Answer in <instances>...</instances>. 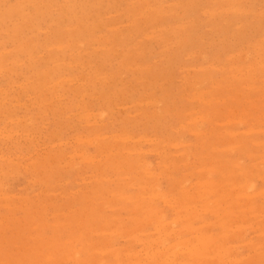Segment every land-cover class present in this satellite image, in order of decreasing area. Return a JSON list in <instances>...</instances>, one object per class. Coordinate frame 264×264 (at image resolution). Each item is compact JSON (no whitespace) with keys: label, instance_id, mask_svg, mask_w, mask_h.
<instances>
[{"label":"rangeland","instance_id":"374dc122","mask_svg":"<svg viewBox=\"0 0 264 264\" xmlns=\"http://www.w3.org/2000/svg\"><path fill=\"white\" fill-rule=\"evenodd\" d=\"M43 1V2H42ZM72 1V2H71ZM91 1H92V3H91ZM116 0H51V2L49 1V0H0V45L2 46H0L1 48H0V166H4V168H0L1 170H0V173H4L3 174V176L6 174H8V176H4V178H3V176H1L2 174H0V186H2L1 188H2V190L0 189V196H2V195H7V196H2V200H0V216H1V218H0V233L2 234L3 233V236H4V238L2 237V235L0 234V239H1V237H2V240H0V261H4V263L6 264L7 263V261L6 260H9V259H11V260H9V261H12V262H8L9 264H33L32 262H34V264H47L48 262H49V264H66V261H67V264L69 263V264H81V262H82V264L84 263L83 261H88V262H85V264H89V262L91 263V264H100V259H101V257H102V259H107V256H108V260H105L106 261V263L108 264H111L112 262V264H115V262L117 263V264H124L125 262H126V264H127V262L129 261H133V258H134V260H136L137 262H135V261H131L130 263L131 264H152L153 262L154 263H156V261H155V259H156V256H157V262L160 264V262H161V260L160 259H162V261H163V263H161V264H169V262H170V260L172 261V263L171 264H194V262H195V264H198V261L197 260H195L194 258H195V256H194V254L196 253V251H198L199 249L201 250L202 248L200 247V244L199 243H201L202 241H203V239H205V240H210V238L213 236L214 237V235H215V239L217 240H219V241H221L222 243L220 244V242L219 241H217V245H215V244H213V245H215V246H218L217 247V249L215 250V246H212V248H211V251L212 252H210L211 253V255H214V254H216L215 256H214V258L215 259H217V260H214V258H213V256L211 257V259H212V261L214 260V261H216V262H213L214 264H237V263H239V264H261V262L259 261L264 255V251H263V247H260V245L261 244H263L264 242V228H263V226H264V223H263V220L262 219H264V208L262 209V206L264 207V180H261L262 178L261 177H263L264 178V167H262V166H264V162L262 161V160H264V146H261L262 145V143H264V134L262 133V132H264V116H263V113H264V90L262 89V87L264 88V69H263V67H264V55H263V51H264V0H239V2H238V0H215V3L213 2L214 0H193V2H192V0L190 1V0H146L149 4H150V7H149V4H145V0H138V1H140L139 3H138V1L136 0V2H135V0H123V1H121V0H117L116 2H115ZM160 1H162V2H160ZM180 3H179V2ZM187 1V2H186ZM188 1H189V3H188ZM195 1V2H194ZM198 1V2H197ZM211 1V2H210ZM224 4H222L221 2ZM233 3H232V2ZM234 1H236V2H234ZM243 1V2H242ZM246 1V2H245ZM254 1H255V3H254ZM16 2V3H15ZM34 2H35V4H34ZM42 2V3H41ZM57 2V3H56ZM102 2V3H101ZM109 2V3H108ZM133 2V3H132ZM135 2V3H134ZM144 4H143V3ZM160 2V3H159ZM164 2V3H163ZM197 2V3H196ZM251 2V3H250ZM54 3V4H53ZM66 3V4H65ZM86 3H88V4H86ZM93 4L92 6H91V8H89L90 7V4ZM103 5H101V4ZM114 3H115V5H116V7H115V5H114ZM117 3H118V5H117ZM156 3V4H155ZM158 3V4H157ZM171 3V4H170ZM174 5H173V4ZM186 3H187V5H186ZM191 3V4H190ZM196 3V4H195ZM198 3H200L199 5H197ZM228 4V6L226 5V4ZM241 3V5H238V4H240ZM244 3V4H243ZM249 3V4H248ZM12 4V5H11ZM20 4H21V8H20ZM42 4V5H41ZM52 4L54 5V6H52ZM84 4H86V5H84ZM96 4H98V5H96ZM99 4H100V8L98 7L99 6ZM136 4H138V7H139V9H137L138 7L136 6ZM143 4V5H142ZM151 4H152V6H151ZM168 4H170V5H168ZM181 4L184 6H181ZM205 4V5H204ZM221 4V5H220ZM57 5V6H56ZM63 6V11H60V10H62V6ZM106 5V6H105ZM113 6V7H111V6ZM132 5H135L136 7H133ZM140 5V6H139ZM146 5V6H145ZM147 5H148V7H147ZM159 5H161V7L159 6ZM162 5H163V7H162ZM167 5V7H166V9H165V6ZM174 6L173 8H172V6ZM177 5H178V7H177ZM190 5V6H189ZM197 5V6H196ZM212 6V8H211V6ZM214 5V6H213ZM218 5V6H217ZM230 5H232V6H230ZM254 5V6H253ZM49 6V7H48ZM52 6V7H51ZM85 6H87V7H85ZM158 6V7H157ZM176 6V7H175ZM179 6H181V7H179ZM186 6H188L189 8L187 9V7ZM217 6V7H216ZM226 6V7H225ZM235 6H237V8H238V10H236L235 9ZM239 6V7H238ZM241 6H243V7H241ZM246 6V7H245ZM249 6V7H248ZM26 7V8H25ZM31 7V8H30ZM34 9H33V8ZM55 8V10H54V8ZM57 7V8H56ZM61 7V8H60ZM72 7V8H71ZM75 7V8H74ZM85 7V8H84ZM104 9H103V8ZM118 7H121V8H118ZM128 7V8H127ZM146 7V8H145ZM192 7V8H191ZM197 7V9H195ZM220 7V8H219ZM229 7V8H228ZM252 7V8H251ZM255 7V8H254ZM24 8V9H23ZM30 8V9H29ZM53 8V9H52ZM65 8V9H64ZM87 8V9H86ZM93 8V9H92ZM98 8V9H97ZM117 8V9H116ZM140 8H141V12H139L140 11ZM146 10H145V9ZM154 8H155V10H154ZM159 8V9H158ZM161 8H162V11H161ZM171 8H172V10H171ZM185 8V10H183ZM191 8V9H190ZM209 8H211V9H209ZM219 8V9H218ZM225 8V9H224ZM229 9V11H231V12H229L228 11V9ZM232 10H231V9ZM234 8V9H233ZM241 10H240V9ZM242 8H244V9H242ZM251 8L252 10L254 9H256L255 10V13H254V11H251V10H249V9ZM2 9V10H1ZM37 9V10H36ZM51 9V10H50ZM73 9H75V10H73ZM82 9V10H81ZM85 10V12H84V10ZM90 9V10H89ZM91 9H92V11H91ZM110 9V10H109ZM115 9V10H114ZM130 9V10H129ZM137 11H136V10ZM143 9V10H142ZM149 9V10H148ZM152 9V11H150ZM164 9L166 10L165 12H164ZM180 9V10H179ZM182 9V10H181ZM192 9H195V10H192ZM213 9H215V10H213ZM217 9V10H216ZM221 9H224V10H221ZM246 9V10H245ZM9 10H10V12H9ZM95 10H97L96 12H95ZM99 10V11H98ZM125 10V11H124ZM131 10H132V14L133 13H137V14H133L132 16L130 15L129 16V14H131ZM139 10V11H138ZM145 10V11H144ZM168 10V11H167ZM188 10V11H187ZM212 11V14H214V13H217L218 15H219V17H218V15L216 16L215 14L214 15H212L211 14V11ZM219 10H221V11H219ZM226 10H227V12L228 13H226ZM234 10H236V11H234ZM241 11V12H238V11ZM247 11L246 13H245V11ZM60 11V12H59ZM66 11V12H65ZM81 11H83V12H81ZM88 11V12H87ZM129 11V12H128ZM155 11H157V12H155ZM159 11H161L160 13H159ZM174 13H173V12ZM183 11H185L186 13H184ZM215 11V12H214ZM217 11V12H216ZM15 12H17V14H15ZM34 14H33V13ZM36 12V13H35ZM44 12V13H43ZM56 12H59L58 14L56 13ZM87 12V13H86ZM94 12V13H93ZM102 12V13H101ZM120 12V13H119ZM125 12V14H124V16H126V17H124L123 16V13ZM144 14H143V13ZM152 12V13H151ZM177 12H179L178 13V15H177ZM182 12L184 13V14H182ZM190 12V13H189ZM205 12V15L203 14ZM232 12H235V13H232ZM250 12V13H249ZM258 12V13H257ZM261 12H262V14L263 15H261ZM56 13V14H55ZM69 13V14H68ZM84 13H86L85 15H84ZM91 13H92V15H91ZM99 13V14H98ZM101 13V14H100ZM149 13H151V15L150 16H148L149 15ZM153 13H154V15H153ZM165 13V14H164ZM189 13V14H188ZM207 13V14H206ZM240 13V14H239ZM245 13V14H244ZM249 15H248V14ZM12 14V15H11ZM23 14V15H22ZM32 14V15H31ZM45 14V15H44ZM114 14H116V15H114ZM143 16H142V15ZM146 14H148L147 16H146ZM157 14H159V15H157ZM162 16H161V15ZM182 14V15H181ZM185 14H186V19L184 18L185 17ZM189 15V18H188V15ZM196 14H197V16H196ZM210 14V15H209ZM220 14H222L221 16H220ZM226 14H227V16H226ZM235 14H237V15H235ZM34 15V16H33ZM91 15V16H90ZM114 15V16H113ZM121 15H122V17H121ZM141 15V16H140ZM169 15V16H168ZM176 15H177V18H175L176 17ZM179 15H181V17H179ZM184 15V16H183ZM199 15H201V17H199ZM208 15V16H207ZM230 15H232V19H231V16ZM235 15V16H234ZM244 15V16H243ZM246 15H248V16H246ZM19 16V17H18ZM44 16H45V18H44ZM65 16V17H64ZM80 18H79V17ZM89 16V17H88ZM109 16V17H108ZM129 16V17H128ZM145 16V17H144ZM153 16V17H152ZM156 16H158V17H156ZM161 16V17H160ZM165 16V17H164ZM170 16H172L171 18H170ZM175 16V17H174ZM195 18H194V17ZM226 16V17H225ZM237 16V17H236ZM244 18H243V17ZM260 16V17H259ZM263 17V19H261L262 17ZM29 17V18H28ZM31 17H32V21H31ZM34 17V18H33ZM36 17V18H35ZM49 17H51V20H50V18ZM86 17V18H85ZM104 17V18H103ZM118 17V18H117ZM128 17V18H127ZM136 17V18H135ZM138 17V18H137ZM144 17V18H143ZM149 19H147V18ZM150 17V18H149ZM168 17V18H167ZM210 17H211V20H210ZM215 17V18H214ZM219 19H218V18ZM19 18V19H18ZM58 18H60V19H58ZM62 18V19H61ZM64 18V19H63ZM117 18V19H116ZM133 18V19H132ZM152 18V19H151ZM160 18H162V19H160ZM197 18H200V19H197ZM230 18V19H229ZM235 18V20H233ZM242 18V19H241ZM259 18V19H258ZM29 19V20H28ZM33 19H35V20H33ZM67 19V20H66ZM69 19V20H68ZM90 19V20H89ZM100 19V20H99ZM113 19V20H112ZM123 19H125V20H123ZM135 19V20H134ZM144 19H145V21H144ZM151 19V20H150ZM174 19V20H173ZM179 19V20H178ZM181 19V20H180ZM215 19H217V20H215ZM64 20V23L66 22V25L62 22V21ZM136 20H138V21H136ZM141 20H143V21H141ZM146 20H148V21H146ZM154 20H156L157 21V24L155 25V21ZM159 20H161V21H159ZM165 20V21H164ZM176 20H178V21H176ZM191 20V21H190ZM196 20V21H195ZM209 20V21H208ZM215 20V21H214ZM220 22H219V21ZM226 20V21H225ZM229 20V21H228ZM241 20V21H240ZM257 20V21H256ZM62 23H61V22ZM90 21V22H89ZM114 21H116L117 22V24L114 22ZM164 21V22H163ZM169 21V22H168ZM185 21H187L186 23H185ZM192 21H194L193 22V24L196 22L197 23V21H198V23L196 24H194V27H193V24H192ZM200 21V22H199ZM206 21V22H205ZM209 23H208V22ZM225 21V22H224ZM231 21V22H230ZM261 21H263V23L261 22ZM24 22V23H23ZM41 22H42V24H41ZM60 24H59V23ZM76 22V23H75ZM94 22V23H93ZM107 22H109V23H107ZM137 22V23H136ZM140 24H139V23ZM149 24H148V23ZM160 22H163V24L161 23L160 24ZM166 22H167V24H166ZM190 22H191V24H190ZM201 22H204L205 24H206V26L205 25H203L204 23H202L201 24ZM215 22H218L217 24L215 23ZM253 22V23H252ZM48 23V24H47ZM80 23V24H79ZM84 23V24H83ZM135 23V25H137V26H135V25H133ZM141 23H143V24H141ZM145 23H147V25H144ZM160 24V26H159V24ZM213 23V24H212ZM226 23V24H225ZM237 23V24H236ZM246 23V24H245ZM258 23V24H257ZM55 24H57V25H55ZM79 24V25H78ZM90 24V25H89ZM105 24V25H104ZM107 24H110L109 26L107 25ZM127 24V25H126ZM139 24V25H138ZM166 24V25H165ZM179 24V26H181L180 28H183V30L182 31H179L178 32V30L180 29L179 27H177V25ZM184 24V25H183ZM186 24H188V26L186 25ZM201 24V25H200ZM223 24V25H222ZM230 24H232V26H229ZM257 24V25H256ZM261 24V25H260ZM15 25V26H14ZM29 25V26H28ZM37 25V26H36ZM59 25H60V27H59ZM96 25V26H95ZM98 25L100 26V27H98ZM104 25V26H103ZM122 25H123V29H121L122 28ZM153 25H155V26H153ZM168 25V26H167ZM174 25H176V27L174 26ZM185 25H186V29H185ZM214 25V26H213ZM216 25H218V26H222V28H221V26H220V28L219 27H217ZM228 25V26H227ZM234 25V26H233ZM16 26L18 27V28H16ZM20 26V27H19ZM65 26H66V28H67V30L65 29ZM76 26V27H75ZM133 26V27H132ZM139 26V27H138ZM149 26H150V28H149ZM156 26H158V27H156ZM164 26V27H163ZM166 26V27H165ZM193 28H192V27ZM197 26V27H196ZM259 26V27H258ZM22 27V28H21ZM25 27V28H24ZM27 27V28H26ZM48 27V28H47ZM64 27V28H63ZM68 27H69V29H68ZM72 27L74 28V29H72ZM81 27V28H80ZM98 27V28H97ZM117 27V28H116ZM119 27V28H118ZM141 27V28H140ZM143 27V28H142ZM167 27H169V28H167ZM203 27V28H202ZM211 27V28H210ZM50 28V29H49ZM70 28L73 30H70ZM101 28V29H100ZM108 28V29H107ZM112 28L114 29V31L112 30ZM128 30H127V29ZM135 28H137V29H135ZM145 28V29H144ZM158 28H159V30H158ZM160 28H162V29H160ZM163 28H165V29H163ZM170 28H172L171 30H170ZM174 28V29H173ZM177 28V29H176ZM189 28H192V29H189ZM206 28H208V29H206ZM227 28V29H226ZM228 28H229V30H228ZM231 28L233 29V30H231ZM17 29H18V31H17ZM48 31H47V30ZM86 29V30H85ZM100 29V30H99ZM103 29V30H102ZM107 29V30H106ZM110 29V30H109ZM119 29V30H118ZM121 29V30H120ZM130 29H132V31L130 30ZM144 30V31H146V32H144V31H140V30ZM189 29V30H188ZM202 29H204V30H202ZM206 29V30H205ZM211 29H212V31H211ZM220 29V30H219ZM221 29H222V31H221ZM224 29H226V30H224ZM21 30V31H20ZM25 30V31H24ZM45 30V31H44ZM75 30V31H74ZM102 30V31H101ZM112 30V31H111ZM123 30V31H122ZM126 30V31H125ZM150 30H155V31H151L150 32ZM166 30H168V31H166ZM176 30V31H175ZM181 30V29H180ZM185 30V31H184ZM192 30V31H191ZM229 32H228V31ZM259 30V31H258ZM9 31V32H8ZM66 31V32H65ZM119 31V32H118ZM122 31V32H121ZM128 31H129V33H128ZM161 31V32H160ZM171 31H174V32H171ZM188 31H190L189 33H188ZM208 31V32H207ZM214 31V32H213ZM224 31V32H223ZM239 31V32H238ZM258 31V32H257ZM263 31V32H262ZM8 32V33H7ZM19 32V33H18ZM53 32V33H52ZM64 32V33H63ZM138 32V33H137ZM139 32H140V34H139ZM148 32H150V33H148ZM165 32V34L163 35V33ZM167 32H170V33H168L167 34ZM180 32H182V33H180ZM194 32H196V33H194ZM217 32V33H216ZM241 32V33H240ZM245 34H243V33ZM17 33V34H16ZM57 33V34H56ZM59 33V34H58ZM115 35H114V34ZM122 35H121V34ZM125 33H127V34H125ZM152 33H154V34H152ZM174 33H176L177 34V37H176V35H174ZM190 34L189 36H187L186 37V34ZM193 33V34H192ZM204 33H206V34H204ZM262 33V34H261ZM13 34H14V36H13ZM153 36H155V37H153ZM155 34H158V35H155ZM167 34V35H166ZM208 34V35H207ZM213 34H215V35H213ZM222 34V35H221ZM225 34V35H224ZM261 34V35H260ZM23 35V36H22ZM61 35V36H60ZM72 36V38H71V36ZM79 35V36H78ZM81 35H82V37H81ZM167 37H166V36ZM220 35V36H219ZM227 35H228V37H227ZM231 35H232V38H231ZM240 35H241V37H240ZM27 36H28V38H27ZM34 36V37H33ZM63 36H65V37H63ZM70 36V37H69ZM101 36H103V37H101ZM108 36V37H107ZM116 36V37H115ZM120 36H122V37H120ZM138 36V37H137ZM152 36V37H151ZM161 36V38L159 39V37ZM162 36H164V37H166L167 39L165 40L164 39V41L163 40H161L162 39ZM169 36V37H168ZM181 36V37H180ZM193 38H192V37ZM197 36V37H196ZM200 36H202L201 38H200ZM204 36V37H203ZM235 36V37H234ZM12 37H14V38H12ZM25 37V38H24ZM62 37V38H61ZM69 37V38H68ZM84 37V38H83ZM100 37V38H99ZM120 37V38H119ZM126 37V38H125ZM152 39H151V38ZM176 37V38H175ZM184 37H185V39H184ZM210 37V38H209ZM213 37V38H212ZM239 37H240V39H239ZM242 37H243V39H242ZM35 38V39H34ZM36 38H37V40H36ZM39 38V39H38ZM46 38V39H45ZM58 38H60V39H58ZM66 38V39H65ZM73 40V38H74V40L72 41L71 39ZM106 38V39H105ZM112 38H114V39H112ZM116 38H119L118 39V41H117V39ZM150 38V39H149ZM175 38V39H174ZM183 38V40H181ZM197 38H200V39H197ZM222 38V39H221ZM225 38V39H224ZM236 38V39H235ZM12 39V40H11ZM40 39H41V42H40ZM54 39H55V41H54ZM71 41H70V40ZM95 39V40H94ZM101 39V40H100ZM104 39H105V42H104ZM112 39V40H111ZM116 39V40H115ZM121 39V40H120ZM158 39V40H157ZM173 39V40H172ZM179 39H180V41H179ZM189 39V41H187V40ZM191 39H193V42H192V40ZM194 39L196 40V42L194 41ZM228 39V40H227ZM230 39H232V40H230ZM238 39V40H237ZM263 39V43L261 42V40ZM58 40V41H57ZM60 40V41H59ZM64 40V41H63ZM78 42H77V41ZM98 40V41H97ZM143 40V41H142ZM171 40H172V42H171ZM199 40V41H198ZM211 40V41H210ZM227 40V41H226ZM243 40V41H242ZM19 41V42H18ZM31 41L33 42V43H31ZM48 41V42H47ZM68 41L70 42V43H68ZM101 41V42H100ZM103 41V42H102ZM113 43H112V42ZM117 41V42H116ZM122 41V42H121ZM130 41V42H129ZM142 41V42H141ZM162 41H163V43H162ZM166 41H168L169 43H167ZM178 41H179V43H178ZM189 42V44L187 43V42ZM215 41H216V43H215ZM218 41V42H217ZM223 41V42H222ZM243 43H242V42ZM258 41H260V42H258ZM21 42V43H20ZM23 42V43H22ZM46 42V43H45ZM80 42H82L83 43V45H81L82 43H80ZM116 42V45L114 44ZM129 42V43H128ZM134 44H133V43ZM141 42V45L139 44ZM159 42V43H158ZM165 42V43H164ZM174 42H176V43H174ZM187 43V46H186V43ZM204 42H206V43H204ZM247 42V43H246ZM256 42H258V45L256 44ZM42 43V44H41ZM109 43V45H107V44ZM124 43L125 44H127V45H124ZM136 43V44H135ZM168 44V46H167V44ZM178 43V44H177ZM191 43V44H190ZM225 43V44H224ZM241 43V44H240ZM249 43H251V44H249ZM259 43L263 46H261V45H259ZM39 44H40V46H39ZM69 44V47L67 46ZM90 44V45H89ZM102 44V45H101ZM103 44H105V45H103ZM118 44V45H117ZM133 44V45H132ZM166 44V45H165ZM170 44H171V46H170ZM181 44H182V47H181ZM215 44V45H214ZM217 44V45H216ZM231 44V45H230ZM243 44V45H242ZM253 44V45H252ZM256 44V45H255ZM46 45H47V47H46ZM51 45H53L54 46V48H53V46L51 47ZM62 45V46H61ZM73 45V46H72ZM81 45V46H80ZM119 45H121V46H119ZM135 45H139V47H142V49H140L138 46H135ZM174 45H176V46H174ZM193 47H192V46ZM197 46V47H195V46ZM214 45V46H213ZM219 45V46H218ZM250 45V46H249ZM32 46H33V48H32ZM79 46V47H78ZM104 47V48H100V47ZM111 48H110V47ZM113 46V47H112ZM146 46V47H145ZM165 46H167V48L165 47ZM206 46H207V48H206ZM222 46V47H221ZM224 46H225V48H224ZM259 46V47H258ZM14 47V48H13ZM21 47H23V48H21ZM25 47V48H24ZM27 47H28V49H27ZM55 47H57V48H55ZM66 47H68V48H66ZM77 47H78V49H77ZM82 47V48H81ZM135 47H137L138 48V50H136L135 49ZM145 47V48H144ZM171 49H170V48ZM180 47H181V49H180ZM196 49H195V48ZM201 47V48H200ZM221 47V48H220ZM242 47H243V49H242ZM249 48L250 49V51H249V49H247V48ZM255 47V48H254ZM257 47V48H256ZM13 48V49H12ZM63 48V49H62ZM96 48V49H95ZM107 48H108V50H107ZM110 48V49H109ZM117 50H115V49ZM168 50H166V49ZM173 48H174V51H173ZM199 48V49H198ZM209 48H211V49H209ZM215 48V49H214ZM218 48V49H217ZM260 48V49H259ZM11 49V50H10ZM24 49H26V52H25V50ZM32 49V50H31ZM35 49V50H34ZM48 49V50H47ZM62 49V50H61ZM67 49V50H66ZM75 49V50H74ZM146 50V52H144L145 50ZM163 49V50H162ZM184 51H183V50ZM189 49V50H188ZM191 49V50H190ZM196 51H195V50ZM197 49H198V51H197ZM209 51H208V50ZM214 49V50H213ZM217 49V50H216ZM29 50V51H28ZM51 50H52V52L53 53H51ZM58 50V51H57ZM87 50H88V52H87ZM113 50V51H112ZM114 50L117 52H114ZM129 50H131V51H129ZM151 52H150V51ZM154 50V51H153ZM162 50V51H161ZM165 50V51H164ZM188 50V51H187ZM207 50V51H206ZM213 50V51H212ZM247 50L250 52H247ZM259 51V52H257V51ZM2 51V52H1ZM15 51V52H14ZM28 51V52H27ZM40 51V52H39ZM44 51V52H43ZM45 51H46V53H45ZM57 51V52H56ZM61 51V52H60ZM139 51H140V53H139ZM153 51V52H152ZM171 51V52H170ZM190 51V52H189ZM223 51V52H222ZM246 53H245V52ZM254 53H253V52ZM263 53H262V52ZM4 52V53H3ZM33 52H35V53H33ZM38 52V53H37ZM43 52V53H42ZM60 52V53H59ZM73 52V53H72ZM77 52V53H76ZM112 52V53H111ZM119 52V53H118ZM135 52H138V53H135ZM149 52V53H148ZM159 52V53H158ZM166 52H168V54H169V56H168V54L166 53ZM173 52H174V54H173ZM180 52V53H179ZM185 52H189V54H187V53H185ZM221 52V53H220ZM255 52H257L256 54H257V56L255 55ZM262 53V54H259V53ZM37 53V54H36ZM42 53V54H41ZM51 53V54H50ZM84 53V54H83ZM114 53V54H113ZM151 53V54H150ZM161 53V54H160ZM172 53V54H171ZM191 53H193L192 55H191ZM200 53V54H199ZM240 53V54H239ZM9 54V55H8ZM12 54H13V56H12ZM20 54V55H19ZM26 54V55H25ZM31 54V55H30ZM33 54V55H32ZM48 56H46V55ZM84 56H83V55ZM87 54V55H86ZM118 54V55H117ZM139 54V55H138ZM140 54H146L145 56L144 55H140ZM155 56H154V55ZM159 54H160V56L161 57H163V58H161L160 56H159ZM183 54V55H182ZM194 54H197V55H194ZM210 54V55H209ZM214 54V55H213ZM235 54V55H234ZM246 54V57L244 56ZM252 56H251V55ZM258 54L260 55V56H258ZM86 55V56H85ZM115 55V56H114ZM129 55V56H128ZM131 55V56H130ZM132 55H134L133 57H132ZM176 55V56H175ZM180 55V56H179ZM188 55V56H187ZM199 55V56H198ZM201 55H202V58H201ZM207 55H209V56H207ZM231 55V56H230ZM237 55V56H236ZM240 57H239V56ZM5 56V57H4ZM34 56V57H33ZM50 56V57H49ZM53 56V57H52ZM71 56V57H70ZM150 57V58H148V57ZM191 56V57H190ZM195 56V57H194ZM197 56H198V58H197ZM204 56V57H203ZM207 56V57H206ZM211 56V57H210ZM222 56V57H221ZM233 56L236 58V57H238V59L239 60H242V61H239L237 58H236V60H235V58H233ZM243 56V57H242ZM249 56V57H248ZM26 57V58H25ZM52 57V58H51ZM74 59H73V58ZM76 57V58H75ZM83 57V58H82ZM105 57V58H104ZM144 57V58H143ZM176 57V58H175ZM184 57V58H183ZM186 57V58H185ZM207 59H206V58ZM216 57V58H215ZM220 57V58H219ZM224 57V58H223ZM229 57V58H228ZM261 57V58H260ZM42 58V59H41ZM47 58V60H45ZM53 58H54V60H53ZM59 58H61V59H59ZM85 58V59H84ZM110 58V59H109ZM143 58V59H142ZM147 60H146V59ZM152 58V59H151ZM159 58V59H158ZM161 58V59H160ZM164 58H165V60H164ZM173 58V59H172ZM192 58H194V59H192ZM228 58V59H227ZM5 59V60H4ZM26 59V60H25ZM38 59V60H37ZM52 59V60H51ZM82 59V60H81ZM130 59H133V60H131L130 61ZM150 59V60H149ZM186 59H187V61H186ZM196 59V60H195ZM207 60L205 63H204V60ZM213 59H215V60H213ZM217 59H219V60H217ZM231 59V60H230ZM243 59H244V62L246 63V64H244V62H243ZM262 59V60H261ZM61 60V61H60ZM71 60V61H70ZM74 60V61H73ZM78 60V62H76ZM97 60V61H96ZM135 60H136V63H135ZM162 60H164L163 62L164 63H162ZM182 60H184V61H182ZM223 60V61H222ZM229 60H230V62H229ZM234 60V61H233ZM246 60V61H245ZM259 62H258V61ZM5 61V62H4ZM18 61V62H17ZM22 61V62H21ZM24 61V62H23ZM28 61V62H27ZM91 61V62H90ZM128 61H130L131 63H129ZM147 61V62H146ZM159 61V62H158ZM173 61H174V63H173ZM181 61V62H180ZM191 61V62H190ZM195 61V62H194ZM201 61H203V62H201ZM213 61H216V62H213ZM218 61H222L221 63L219 62L218 63ZM226 61V62H225ZM261 61H263V62H261ZM17 62V63H16ZM31 62V63H30ZM41 62H43L44 63V65H43V63H41ZM60 62V63H59ZM65 64H64V63ZM74 62H76V63H74ZM93 62V63H92ZM96 62H98V64H96ZM125 62V63H124ZM141 62H143V63H141ZM161 62V63H160ZM184 62V63H183ZM190 62V63H189ZM231 62H234V64H232ZM240 62V63H239ZM7 63V64H6ZM9 63V64H8ZM18 63H19V65H18ZM57 63H59V64H57ZM80 63V64H79ZM82 63V64H81ZM84 63V64H83ZM85 63H88V64H86L85 65ZM91 63V64H90ZM100 63H101V65H100ZM139 63V64H138ZM144 63H146V64H144ZM150 63V64H149ZM158 63V64H157ZM180 63V64H179ZM193 63V64H192ZM203 63V64H202ZM212 63H214V65L212 64ZM217 65H216V64ZM226 63V64H225ZM239 63V64H238ZM244 64V66H243V64ZM21 64V65H20ZM35 64H37L36 66L38 67H36V66H34ZM55 64H57V65H55ZM71 64V65H70ZM107 64V65H106ZM128 64V65H127ZM131 64V65H130ZM143 64V65H142ZM149 64V65H148ZM165 64V65H164ZM173 64V65H172ZM182 64V65H181ZM189 64V65H188ZM200 64V65H199ZM46 65V66H45ZM69 65H70V67L72 66V68H70L69 67ZM75 65V66H74ZM80 65H82V66H80ZM145 65V66H144ZM150 65H151V68H150ZM153 65V66H152ZM183 65H184V67H183ZM187 67H186V66ZM210 65L212 66V67H210ZM248 65V66H247ZM260 65V66H259ZM263 65V66H262ZM55 66V67H54ZM64 66V67H63ZM89 66V67H88ZM129 66H133V67H129ZM139 66V67H138ZM142 66V67H141ZM147 66V67H146ZM160 66H162V67H160ZM165 68H164V67ZM171 66V67H170ZM182 66V67H181ZM189 66V67H188ZM206 66V67H205ZM221 66V67H220ZM231 66H233V67H231ZM237 68V70H239V68L240 67H243V68H241V70H245L244 71V73H246V74H244L243 73V71H241V70H239L237 73H235V71H233V70H235L236 68ZM249 66L251 67V68H249ZM258 66V67H257ZM262 66V67H261ZM36 67V68H35ZM41 67V68H40ZM57 67V68H56ZM63 67V68H62ZM67 67H69V69L67 68ZM87 67V68H86ZM96 67H97V69H96ZM100 67H103V68H100ZM104 67H106L107 68V71H106V68H104ZM128 67V68H127ZM145 67V68H144ZM157 67H158V69H157ZM161 69H160V68ZM169 67V68H168ZM192 67H194V68H192ZM202 68V70L200 69V68ZM216 67V68H215ZM218 67V68H217ZM232 68V72L230 71V69ZM260 67V69H256V68H259ZM1 68L3 69L4 68V70H1ZM32 68H34V70L32 69ZM52 68V69H51ZM60 68H62V69H60ZM66 68V69H65ZM92 68V69H91ZM100 68V69H99ZM109 68H110V70H109ZM124 68V69H123ZM134 68H136V70L134 69ZM140 68L142 69V70H140ZM144 68V69H143ZM147 68H149V69H147ZM171 68H172V70H171ZM184 68H190V69H184ZM196 68V69H195ZM198 68V69H197ZM209 70H208V69ZM224 68V69H223ZM228 68V69H227ZM230 68V69H229ZM249 68V69H248ZM37 69V70H36ZM98 69H99V71H98ZM104 69V70H103ZM119 71H118V70ZM156 69V70H155ZM167 69H168V71H167ZM191 69H193V70H191ZM195 69V70H194ZM204 69L206 70H208V72L207 71H204ZM210 69H212L211 71H210ZM213 69H214V71H213ZM219 69V71H217V70ZM220 69H221V71H220ZM248 71H247V70ZM250 69H251V71L253 72H251L250 71ZM254 69V70H253ZM255 69H256V71L257 72H255ZM6 70V71H5ZM15 70V71H14ZM62 70V71H61ZM92 70V71H91ZM94 70V71H93ZM97 70V71H96ZM101 70V71H100ZM123 71V73H122V71ZM135 70V71H134ZM148 70V72H146ZM158 70V71H157ZM161 70V71H160ZM198 70H200V71H198ZM215 70H216V72H215ZM222 70H223V72H222ZM226 70V71H225ZM228 70V71H227ZM259 70V71H258ZM261 70V71H260ZM8 71H10V72H8ZM28 71V72H27ZM37 71V72H36ZM38 71H39V73H38ZM53 71H55V72H53ZM82 72V74H81V72ZM128 71V72H127ZM143 71V72H142ZM152 73H151V72ZM154 71L156 72L157 71V73H155L154 74ZM181 71V72H180ZM185 71V72H184ZM33 72V73H32ZM36 72V73H35ZM46 72V73H45ZM91 72V73H90ZM92 72H94L93 74H92ZM96 72V73H95ZM97 72H99L100 74H98ZM115 72V73H114ZM120 72V73H119ZM161 72V73H160ZM163 72V73H162ZM166 72V73H165ZM168 72H170V74L168 73ZM192 72H194V73H192ZM204 72V74H202ZM210 72L212 73L211 75L212 76H210L211 78L213 77L214 78V80L211 82L210 80H209V74H210ZM226 72V73H225ZM260 72H262L263 73V75H262V77L261 76H259L260 74H262V73H260ZM10 73V74H9ZM80 73V74H79ZM125 73V74H124ZM143 73V74H142ZM148 73V74H147ZM161 75H160V74ZM188 73V74H187ZM195 73H197L196 75H197V77H199V79H200V76H202L203 75V77H202V80L204 79V81H201V79L198 81V80H196L197 79V77L195 76ZM198 73H200V75H198ZM207 73H209L208 75H207ZM218 73V74H217ZM250 74L251 76L249 77V80L250 79H252L254 76H255V78H256V80L255 81H253V80H247V82H246V79L244 78L245 76H247V74ZM252 73V74H251ZM9 74V75H8ZM12 74V75H11ZM47 74V75H46ZM87 74V75H86ZM91 74V75H90ZM102 74V75H101ZM109 74V75H108ZM111 74V75H110ZM117 74V75H116ZM146 74V75H145ZM151 75V76H148V75ZM159 74V75H158ZM164 74V75H163ZM169 74V75H168ZM192 74H194V75H192ZM214 74V75H213ZM233 74V76L231 77L230 75H232ZM241 74V76H239ZM244 74V75H243ZM248 74V75H249ZM255 74V75H254ZM257 74V75H256ZM31 75V76H30ZM57 75V76H56ZM59 75V76H58ZM85 75V76H84ZM94 75L96 76V77H99V78H96V77H94ZM100 75V76H99ZM107 77H106V76ZM116 75V76H115ZM123 77H122V76ZM137 75V76H136ZM164 77H163V76ZM168 75V76H167ZM183 77H182V76ZM188 75V76H187ZM191 75V76H190ZM207 75V76H206ZM218 77H217V76ZM228 75V78H226V76ZM253 75V76H252ZM40 76H42V77H40ZM77 76V77H76ZM84 76V79H82V77ZM108 76L110 77V78H108ZM119 76V77H118ZM134 76H135V78H134ZM143 76V77H142ZM146 76H147V78H146ZM154 76H155V79H154ZM162 76V77H161ZM184 76L185 77H187V78H184ZM190 76V77H189ZM194 76V77H193ZM223 76L225 77V78H223ZM234 76H236V77H234ZM46 77H47V79H46ZM68 77V78H67ZM91 77V78H90ZM120 77H121V79H120ZM141 77V78H140ZM158 77H161V78H158ZM167 79H166V78ZM191 77H193V78H191ZM207 77V78H206ZM217 77V78H216ZM230 77V78H229ZM240 77V79H237V78H239ZM248 77V76H247ZM252 77V78H251ZM23 78H25V79H23ZM79 78V79H78ZM107 78V79H106ZM122 78H124V81H122ZM136 78H138V79H136ZM140 78V79H139ZM144 78V79H143ZM149 78L151 79V82H150V80H149ZM191 79V81H190V79ZM208 79V80H206V79ZM210 78V79H211ZM215 78H216V80H215ZM241 78H244V79H241ZM254 78V79H255ZM30 81H29V80ZM44 79L46 80V81H44ZM54 79V80H53ZM57 79V80H56ZM61 79V81H58V80H60ZM62 79H63V81H62ZM65 79V80H64ZM87 79V80H86ZM90 79V80H89ZM94 79V80H93ZM100 79H102V82H101V80ZM142 79V80H141ZM153 79L154 80H156V79H158V80H156V83H155V81H153ZM170 79V82L168 81ZM222 79H223V81H222ZM224 79H226L227 81L229 80V82H227L226 80H224ZM232 79H233V81H232ZM248 79V78H247ZM259 79V80H258ZM43 82H42V81ZM48 80V81H47ZM66 80H68V81H66ZM70 80V81H69ZM73 82H72V81ZM89 80V81H88ZM100 80V81H99ZM106 80V81H105ZM107 80H109V84H108V81ZM111 80V81H110ZM141 80V81H140ZM144 80V81H143ZM161 80V81H160ZM187 80V81H186ZM189 80V81H188ZM193 80V81H192ZM196 80V81H195ZM212 80V79H211ZM236 82H235V81ZM240 82H239V81ZM38 82V81H40V82H38L39 83V85L36 83V82ZM58 81V82H57ZM66 81V82H65ZM86 81V82H85ZM96 83H95V82ZM113 81V82H112ZM127 81V82H126ZM153 81V82H152ZM158 81V82H157ZM186 81V82H185ZM207 81L209 82V83H207ZM231 81V82H230ZM244 81V82H243ZM251 82L250 84H253L254 83V85H256V83H257V81H258V85H256V87L255 86H253L254 87V89H251L252 88V86L250 85V88H248L249 86L247 85V84H245V83H249V82ZM253 81V82H252ZM26 82H27V84H26ZM34 82V83H33ZM42 82V83H41ZM57 84H56V83ZM75 82V83H74ZM84 82V83H83ZM91 82V83H90ZM94 82V83H93ZM122 82H124V83H122ZM181 82H183V84L181 83ZM190 82V83H189ZM195 82V83H194ZM198 84H197V83ZM200 82H201V84H200ZM204 82V83H203ZM216 82V83H215ZM226 82H227V84L229 85H227L226 86ZM235 82V83H234ZM32 83V84H31ZM43 83H45V84H49V88H47V85H45V84H43ZM72 83H74V84H72ZM77 83H79V84H77ZM97 83H98V85H97ZM106 83V84H105ZM113 83H115L114 84V86H113ZM117 83H119V85L117 84ZM130 83V84H129ZM142 83H144V84H142ZM147 83V84H146ZM153 83V84H152ZM186 83H188V84H186ZM221 83V84H220ZM222 83H224L225 84V87L224 88H222ZM234 84V86L237 88V87H239V89L238 90H240L239 92H241V91H243L242 93H239L238 91H235V87H234V89H233V85H230V84ZM237 83V84H236ZM262 83H263V86H262ZM24 84V85H23ZM35 84H37V85H35ZM41 84H42V86H41ZM56 86H55V85ZM61 84V85H60ZM129 84V85H128ZM135 84L137 85V86H135ZM150 84H152L151 86H150ZM212 84V85H211ZM215 86H214V85ZM216 84H218V85H220V87L218 86H216ZM240 84V85H239ZM24 86V88H23V86ZM27 85H31L32 86V88H31V86H28V88L26 87ZM59 85V86H58ZM108 85V86H107ZM111 85V86H110ZM133 85L134 86V89H133V87H131V86ZM144 87H143V86ZM154 85V86H153ZM163 85H164V87H165V89H164V87H163ZM181 85V86H180ZM184 85V86H183ZM187 85V86H186ZM190 85V86H189ZM199 86V87H197V86ZM205 85V86H204ZM242 85H244L245 87H243L242 89H240V87H242ZM261 87H260V86ZM34 86V87H33ZM39 86H41V87H39ZM76 86V87H75ZM147 86V87H146ZM177 86V87H176ZM180 86V87H179ZM183 86V87H182ZM192 86V87H191ZM201 86H202V88H203V91H202V88H201ZM224 86V85H223ZM230 86H231V88H232V90H233V92L231 91V88H230ZM25 87H26V89H25ZM30 87V88H29ZM39 87V88H38ZM57 87L59 88L58 90H57ZM75 87V88H74ZM113 87V88H112ZM116 87V88H115ZM126 87V88H125ZM129 87V88H128ZM149 87V88H148ZM152 87V88H151ZM155 87V88H154ZM182 87V88H181ZM189 87V88H188ZM193 87L195 88V87H197V89L195 88L194 90H193ZM213 87V88H212ZM219 88L218 90H216L217 88ZM229 89H228V88ZM37 88H38V90H37ZM73 88V89H72ZM112 88V89H111ZM147 88V89H146ZM168 88V89H167ZM184 88V89H183ZM187 88H188V90H187ZM190 88H192V90L190 89ZM205 88H206V90H205ZM209 88V89H208ZM28 89V90H27ZM44 89V90H43ZM49 89V90H48ZM91 89V90H90ZM120 89H121V91H120ZM131 89V90H130ZM143 89V90H142ZM144 89H145V91H144ZM156 89H157V91H156ZM183 89V90H182ZM200 89V91H202L203 93H205L206 95H208V96H206V95H204L205 97H204V99L202 98L203 96L202 95H198V93L200 92V91H198ZM210 89H212L211 90V93L212 94H214L215 95V93L218 91V96H216V98H215V96H214V99H215V101H214V99H212L213 98V96L211 95V93L209 92L210 91ZM222 89L224 90V92L222 93ZM228 89V90H227ZM236 89V90H237ZM244 89V90H243ZM26 90V91H25ZM111 90H113V91H111ZM152 90H153V92H155V93H153L152 92ZM155 90V91H154ZM167 90H169V91H167ZM189 90H191V91H189ZM208 90V91H207ZM214 90H216V92H214ZM230 90V91H229ZM253 90H254V92H253ZM58 91V92H57ZM68 91V92H67ZM78 91V92H77ZM79 91H80V93H79ZM105 91V93L103 94V92ZM122 92V93H120V92ZM132 91H133V93H132ZM147 91V92H146ZM151 91V92H150ZM180 91V92H179ZM188 92V93H184V92ZM194 91V92H193ZM204 91H206V92H204ZM229 91V92H228ZM2 92H3V95H2ZM77 92V93H76ZM92 92H93V95H92ZM108 94H107V93ZM112 92V93H111ZM116 92H118V93H116ZM143 92H145L144 94H143ZM177 92H179L178 93V95H177ZM193 92V93H192ZM202 92H200L199 94H201ZM208 92V93H207ZM220 92H221V94H220ZM235 92H238V93H235ZM248 92V94H246V93ZM36 93V94H35ZM65 93V94H64ZM88 93V94H87ZM142 93V94H141ZM150 93H152V95L150 94ZM225 93H227V94H229L228 96H227V94H225ZM232 93H234V94H232ZM251 93V94H250ZM27 94V95H26ZM35 94V95H34ZM55 94V95H54ZM59 94V95H58ZM61 94V95H60ZM64 94V95H63ZM77 94V95H76ZM84 94V96H82V95ZM102 94H103V96H102ZM147 94H149V95H151V97H149V95L147 96ZM154 94V95H153ZM155 94H156V96H155ZM173 94V95H172ZM185 94V95H184ZM190 94V95H189ZM193 94V95H192ZM210 94V95H209ZM216 94V95H217ZM220 94V95H219ZM223 94H225V95H223ZM242 94L244 95V96H242ZM85 95H86V97H85ZM105 95V96H104ZM121 95V96H120ZM166 95H168V96H166ZM175 95V96H174ZM197 95V96H196ZM222 95L223 96H225V97H222ZM237 95L239 96V97H237ZM248 95H251V97L250 96H248ZM30 96H31V98H30ZM34 96V97H33ZM45 96V97H44ZM59 96V97H58ZM61 96V97H60ZM65 96H66V98H65ZM92 96H94V97H92ZM97 98H96V97ZM102 96V97H101ZM131 96V97H130ZM152 96H155V97H152ZM169 96H171V97H169ZM194 96V99L192 100V97ZM195 96H196V98L198 97V99H196L195 98ZM212 96V97H211ZM235 96V97H234ZM36 97V98H35ZM47 97H48V99H47ZM80 97V98H79ZM84 97V98H83ZM101 97V98H100ZM104 97H106V98H104ZM122 99H121V98ZM128 97V98H127ZM143 97H147L148 98V100H147V102H145L144 100H146L145 98L143 99ZM160 97V99H158ZM163 97V98H162ZM173 97V98H172ZM200 97H201V99H200ZM209 97V98H208ZM219 97H220V99H219ZM222 97V98H221ZM230 97V98H229ZM234 97V99H237L238 101V103L236 102V100L233 102L232 101V98ZM244 98V99H240V98ZM3 98H4V100H3ZM7 98H9V99H7ZM28 98H30V99H28ZM44 98V99H43ZM55 99V101L54 100H52V99ZM92 98H94V99H92ZM102 98H104V99H102ZM107 98H108V100H107ZM152 98V100L154 101V99L156 98V100H155V102H157L158 104H159V102H161L160 104L161 105H163V107L161 106V107H159L160 109L158 110V104L156 105L155 103V106H154V104L152 103V105H153V107H152V105L150 104V99ZM165 98H166V100H165ZM182 98V99H181ZM191 98V99H190ZM211 98V99H210ZM217 98H218V100H217ZM225 99V101L224 100H222V99ZM47 99V100H46ZM113 99V100H112ZM115 99V100H114ZM162 99V100H161ZM174 99H176V101L174 100ZM196 99V101H194ZM206 99L207 100H209V102L208 101H206ZM231 99V100H230ZM233 99V100H234ZM250 99V100H249ZM3 100V101H2ZM17 100V101H16ZM46 100V101H45ZM99 100V101H98ZM130 100H132V101H130ZM140 100H141V102H140ZM151 100V102H153ZM160 100V101H159ZM172 100H173V102H172ZM186 100V101H185ZM190 101V103H189V101ZM198 100H200L199 102H201V104L199 105L198 103ZM203 100H205L206 102H207V104H206V102H205V106H204V102H202ZM213 100V102H211ZM216 100H217V102H216ZM229 100V101H228ZM240 100H241V102H240ZM247 100V101H246ZM251 100H253V101H251ZM5 101V102H4ZM13 101V102H12ZM52 101V103H50ZM59 101V102H58ZM63 101V102H62ZM65 101V102H64ZM110 101H112L113 103H111ZM118 101V102H117ZM163 101H165V102H167L166 104H165V102H163ZM169 101H170V103H169ZM175 101V102H174ZM179 101H181V102H179ZM227 101V102H226ZM231 101V102H230ZM244 101V102H243ZM250 102V104H251V106L249 105V102ZM10 102H12L11 104H10ZM134 102V104H132ZM136 102H138V104L136 103ZM149 102V103H148ZM198 102V103H197ZM215 102H216V104H215ZM246 102H248V103H246ZM20 103H21V105H20ZM31 103V104H30ZM36 103H37V105H36ZM41 103H42V105H41ZM54 103V104H53ZM86 103V104H85ZM163 103V104H162ZM174 103V105L172 106V104ZM189 103V104H188ZM213 103H214V105H216V106H214L213 105ZM235 104V106L237 105V108L238 109H236V107H235V109H234V106L233 105H230V104ZM244 103V104H243ZM19 104V105H18ZM49 104V105H48ZM50 104H52V106L50 105ZM57 104H60V105H58L57 106ZM66 104V105H65ZM86 106H85V105ZM114 105V107H113V105ZM116 104H118V105H116ZM147 104H149V105H147ZM171 104V105H170ZM176 104V105H175ZM226 104H228L227 106H225ZM241 104L243 105V106H241ZM247 106H246V105ZM252 104H253V106H252ZM257 106H255V105ZM2 105V106H1ZM33 105V106H32ZM134 105V106H133ZM138 107H137V106ZM143 105V106H142ZM147 105V107H145ZM218 105V106H217ZM6 106V107H5ZM32 106V107H31ZM60 106H62V107H60ZM78 106V107H77ZM89 106V107H88ZM176 106V107H175ZM245 106V107H244ZM251 107V109H250V111L251 110H253L254 109V111H253V114H252V112H249L248 111V113H244V112H242V110H243V107L245 108L244 109V111L246 112L247 110H249V108ZM46 107V108H45ZM49 107V108H48ZM59 107V108H58ZM145 109H144V108ZM152 107V108H151ZM157 107V108H156ZM167 107H169L168 109H167ZM183 107V108H182ZM190 107H191V110H190ZM205 107V108H204ZM208 107V108H207ZM209 107H213L212 109L211 108H209ZM216 107V108H215ZM226 107V108H225ZM231 107V108H230ZM247 107V108H246ZM51 108V109H50ZM85 108H88V109H85ZM136 108V110H134ZM150 108V109H149ZM162 108V109H161ZM179 108V110H176V109H178ZM182 108V109H181ZM200 108V109H199ZM204 109V110H202L201 111V109ZM2 109V110H1ZM64 109V110H63ZM82 109L86 112H84V111H82ZM107 109V110H106ZM121 109V110H120ZM132 109V110H131ZM139 109V110H138ZM142 109V110H141ZM149 109V110H148ZM153 111H152V110ZM157 111H156V110ZM169 109H170V111H169ZM172 109V110H171ZM208 109V110H207ZM219 110L220 111V113H221V111H222V114H224V115H222V114H219V111L217 112V110ZM241 109V110H240ZM15 110V111H14ZM46 110H48V111H46ZM94 110V111H93ZM141 110V111H140ZM146 110H147V112H146ZM163 110V111H162ZM193 110V111H192ZM196 110V111H195ZM207 112V117L205 116L206 114L203 112V114H201L200 112ZM210 110V111H209ZM212 110H213V112H212ZM214 110H216V112H214ZM223 110H224V113H223ZM228 110H230V111H228ZM231 110H232V112H231ZM263 110V111H262ZM4 111V112H3ZM9 111V112H8ZM45 111V112H44ZM63 111V112H62ZM82 111V112H81ZM92 111L94 112L93 113V116H92ZM107 111V112H106ZM143 111V112H142ZM176 111V112H175ZM178 111V112H177ZM180 111H183L182 113L180 112ZM227 111V112H226ZM238 111V113L240 114V115H238V113H236ZM8 112V113H7ZM84 112V113H83ZM90 112V113H89ZM96 112V113H95ZM99 113V116H98V113ZM109 112V113H108ZM139 114H138V113ZM141 112H142V114H141ZM151 112V113H150ZM160 112V113H159ZM170 112V113H169ZM192 112V113H191ZM195 112L197 113V114H195ZM228 112H230L231 114H228ZM233 112H235L234 114L235 115H233L232 113ZM244 113V114H241V113ZM255 112H256V114H255ZM13 113V114H12ZM62 113V114H61ZM78 113H80V114H78ZM127 113V115L125 116V114ZM144 113H145V115H148V116H145L144 115ZM156 113V114H155ZM172 113V114H171ZM175 113V114H174ZM180 113H181V115H180ZM183 113H185V114H183ZM193 113H194V116L195 117H197V118H195L194 116H191V117H189V116H185V115H193ZM211 115H210V114ZM218 113V114H217ZM249 113H250V116H251V114H252V116H254V118H252V116L251 117H249ZM2 114H4V116L2 115ZM8 114V115H7ZM12 114V115H11ZM38 114V115H37ZM69 114H71V115H69ZM124 114V116H122ZM149 114H151L150 116H149ZM155 114V117H159L158 115H160V119L158 118V122H157V118H156V121L154 122V116L153 115ZM163 114V115H162ZM167 114V115H166ZM203 116V117H200L201 115ZM258 114V115H257ZM74 115V116H73ZM81 115H83V117H80ZM96 115V116H95ZM105 115V116H104ZM107 115V116H106ZM143 115H144V118H143ZM169 115V116H168ZM170 115H171V118H170ZM178 115V116H177ZM180 115V116H179ZM210 115V116H209ZM217 115H219L218 117H217ZM224 116V117H222V116ZM227 115V116H226ZM243 115H245V116H243ZM257 115V116H256ZM260 115V116H259ZM30 116V117H29ZM68 116V117H67ZM90 116V117H89ZM141 116V117H140ZM177 116V117H176ZM209 116V117H208ZM235 116H236V118H235ZM256 116V117H255ZM9 117V118H8ZM69 117H71V118H69ZM81 119H80V118ZM126 117V118H125ZM147 117H150V118H147ZM153 117V118H152ZM164 119H163V118ZM180 117H182V118H180ZM187 119V118H189V119H185V118ZM226 117V118H225ZM235 120V121H233V120H231V121H229L228 119H232V118ZM240 117L242 118L243 117V120H240V121H238L239 119H240ZM249 117V118H248ZM258 117V118H257ZM36 118V119H35ZM42 118H43V120H42ZM69 118V119H68ZM85 118V119H84ZM109 118V119H108ZM124 118H125V120H124ZM129 118V119H128ZM170 118V119H169ZM193 118H194V120H193ZM199 118V119H198ZM202 118H206V119H203L202 120ZM210 118H212V119H210ZM225 119V120H223V119ZM239 118V119H238ZM244 118H246V120L244 119ZM255 118H257V119H255ZM261 120H260V119ZM6 119V120H5ZM16 119V120H15ZM20 119V120H19ZM23 119V120H22ZM25 119V120H24ZM181 119H183V121L181 120ZM184 119H185V121L186 122H184ZM193 121H192V120ZM198 119V120H197ZM210 120V121H208V120ZM213 119H215L214 121H212ZM237 119V120H236ZM260 121H259V120ZM22 120V121H21ZM27 120V121H26ZM29 120V121H28ZM161 120V121H160ZM189 120H190V122H191V124L192 123H194V122H196V123H194L193 125H191L190 124V122H189ZM248 120V121H247ZM249 120H250V122H249ZM256 120L258 121V122H256ZM9 121V122H8ZM14 121V122H13ZM107 121V122H106ZM112 121V122H111ZM125 121H126V124H125ZM145 121H147L146 123H144ZM164 121V122H163ZM212 121V123H210ZM245 121H246V124H244L245 123ZM11 122V123H10ZM30 124H29V123ZM162 124H161V123ZM201 122V124H199ZM202 122H203V124H204V126H203V124H202ZM209 122V123H208ZM221 122V123H220ZM228 123V125H227V123ZM233 122V123H232ZM239 122V123H238ZM253 124H252V123ZM256 124H255V123ZM262 122H263V124H262ZM26 123H28V124H26ZM139 123H141V124H139ZM143 123V124H142ZM149 123V124H148ZM155 125H157V126H155ZM161 124V125H158V124ZM165 123H166V125H165ZM213 123H214V126H213ZM242 125H241V124ZM249 123V124H248ZM259 125H258V124ZM260 123H261V127H260ZM16 124V125H15ZM25 124V125H24ZM113 124V125H112ZM134 124V125H133ZM185 124V125H184ZM188 124H190L189 126H188ZM198 125L199 127H201V128H199L198 126H196V125ZM226 124V126H224ZM237 124H240V125H238L237 126ZM252 126H251V125ZM257 125V126H255V125ZM8 125H9V127H8ZM24 125V126H23ZM35 125V126H34ZM130 125V126H129ZM146 125V126H145ZM154 125V126H153ZM173 127H172V126ZM181 125H183L182 126V129H183V132H182V129H181ZM186 125H187V127H186ZM216 125V126H215ZM247 125V126H246ZM3 126V127H2ZM6 126H7V129H6ZM43 126V127H42ZM109 126V127H108ZM114 126V127H113ZM153 128H152V127ZM159 126V127H158ZM162 126V127H161ZM186 128H185V127ZM190 126H194L193 128H196L197 129V131H195V129H193L192 127H190ZM196 126V127H195ZM212 126V127H211ZM220 126V127H219ZM227 127V126H229V127H227V131L229 132H233V133H231L230 135L229 134H226V130H224L225 128L224 127ZM243 126V127H242ZM18 127H20V129L21 130H25V132H23V131H21V130H19V128ZM121 127V128H120ZM123 127V128H122ZM161 127V128H160ZM167 127V128H166ZM172 127V128H171ZM178 127V129L179 130H177L176 128ZM203 127V128H202ZM215 127V128H214ZM217 127V128H216ZM257 127V128H256ZM2 128V129H1ZM17 128V129H16ZM23 128V129H22ZM133 128V129H132ZM137 128V129H136ZM154 128H157L156 130L154 129ZM160 128V129H159ZM184 128L187 130V129H189V131L187 130V131H185V133H187V134H184ZM192 128V129H191ZM207 128H209L207 131L208 132H206V129ZM228 128H229V130H228ZM238 128H240V129H237ZM249 128H252L254 131H251V132H249L251 129H249ZM259 128V129H258ZM262 128H263V130H262ZM7 131H6V130ZM99 129V130H98ZM122 129V130H121ZM159 129V130H158ZM172 129L174 130L173 132H170V131H172ZM198 129H202V131L204 130L205 132L204 133H202V131H200V130H198ZM216 129V130H215ZM231 129V130H230ZM255 129H257V130H255ZM17 130V131H16ZM29 130V131H28ZM94 130H95V132H94ZM98 130V131H97ZM126 131V134L128 135V138H127V136H124L125 135V133H123V131ZM163 130V131H162ZM168 130H170V131H168ZM191 130V131H190ZM193 130V131H192ZM214 130V131H213ZM235 130V131H234ZM249 130V131H248ZM258 130H260V131H258ZM12 131V132H11ZM21 131V132H20ZM65 131V132H64ZM102 131V132H101ZM108 131V132H107ZM129 131V132H128ZM144 131V132H143ZM156 131V133H154ZM180 132L179 134H178V132ZM201 133H200V132ZM212 131V132H211ZM222 131V132H221ZM238 131V132H237ZM240 131V132H239ZM246 133H245V132ZM258 131V132H257ZM3 134H2V133ZM5 132V133H4ZM16 132H20V133H16ZM23 132V133H22ZM28 132V133H27ZM31 132V133H30ZM132 134H131V133ZM161 132V133H160ZM170 132V133H169ZM194 132V133H193ZM212 134V136L210 135V136H208L210 133ZM214 132V133H213ZM221 132V133H220ZM223 132H225L224 134H223ZM227 132V133H228ZM235 132H237V133H235ZM255 132H257L256 133V135L257 134H259L258 136H260V138L259 137H257L256 135V137L258 138H256L255 136H254V134H255ZM12 133H15V134H12ZM60 133V134H59ZM92 133H94V134H92ZM117 133H121L120 135H122V136H124V138H126V140L124 139V138H122V136L121 137H118V136H116L117 135ZM134 133V134H133ZM143 133H145V134H143ZM198 135H200L201 136V134L202 135H204V137L202 136V137H200V136H198ZM205 133L207 134V135H205ZM220 133V134H219ZM240 133H242V135L244 136H242ZM254 133V134H253ZM6 134V135H5ZM9 134V135H8ZM12 134V135H11ZM20 134V135H19ZM32 134V135H31ZM87 134V135H86ZM96 134V135H95ZM100 134H101V137H99L100 136ZM110 134H111V136H110ZM143 134V135H142ZM156 134V135H155ZM159 134V135H158ZM174 134V135H173ZM185 135V136H182V135ZM239 134V135H238ZM249 134V135H248ZM250 134H253V136L252 135H250ZM2 135H3V137H2ZM8 135V136H7ZM17 135V136H16ZM25 135V136H24ZM56 135H57V137H56ZM81 135V136H80ZM85 135V136H84ZM93 135H95V136H93ZM103 135V136H102ZM117 137V138H121L122 140H119V139H117V140H114L113 138L115 137V136ZM132 135H133V137L134 138H132ZM135 135V136H134ZM140 135H142V136H140ZM149 136V137H147V136ZM176 135L177 136H179V137H176ZM180 135L183 137V139L182 138H180ZM214 135V136H213ZM216 135H217V137H216ZM219 135H228L227 136V138L224 136V138L223 137H221V136H219ZM233 135H235V136H233ZM5 136V137H4ZM10 136V137H9ZM52 136V137H51ZM54 136V137H53ZM58 136H60L61 138H58ZM77 138H76V137ZM143 136H145L144 138H142L141 139V137H143ZM155 136V137H154ZM175 138L174 140L172 139L173 137ZM205 136H206V138H205ZM230 136H232L231 138H230ZM239 136V137H238ZM250 137V139L251 138H253V139H251V140H248V138ZM252 136V137H251ZM8 137V138H7ZM56 137V138H55ZM75 137V138H74ZM78 137H79V139H78ZM83 137V138H82ZM86 137H88V139L86 138ZM92 137H94L93 138V140H92ZM111 137V138H110ZM113 137V138H112ZM116 137H115V139H116ZM139 137V138H138ZM199 137H200V139H199ZM215 137V138H214ZM220 137V138H219ZM236 138L234 141H236L235 143L233 142V141H231V140H233V138ZM243 137V138H242ZM12 138V139H11ZM70 138V139H69ZM85 138H86V140H85ZM96 138V139H95ZM106 138V139H105ZM131 138V139H130ZM150 138H151V141H149L150 140ZM157 138V139H156ZM160 138V139H159ZM161 138H163V139H161ZM171 138V139H170ZM178 138H180L179 140H180V142H181V144L182 143H185V144H182V146H180L179 145V141H178ZM205 138V139H204ZM208 138V139H207ZM211 138H213V139H211ZM239 139V141L241 142H239L238 141V139ZM245 138V139H244ZM76 139H78V140H76ZM95 139V140H94ZM100 139H103V141L102 140H100ZM109 139V140H108ZM134 139V140H133ZM170 139V140H169ZM183 141H182V140ZM205 141H204V140ZM220 139V140H219ZM223 139V140H222ZM229 139H230V143H229V145H228V142H229ZM242 139H243V141H242ZM260 139V140H259ZM55 140V141H54ZM94 141V142H89V143H86L87 141ZM113 140V141H112ZM124 140V141H123ZM153 140V141H152ZM177 140V141H176ZM188 140V141H187ZM208 140L210 141L209 143H207L208 142ZM254 140V142H252ZM256 140L258 141L259 140V142L261 141V140H263L262 141V143H256ZM50 141L52 142V143H50ZM102 141V142H101ZM104 141H108V143H107V145H105L106 144V142H104ZM110 141V142H109ZM118 141H121V143L119 142L118 143ZM126 141V142H125ZM127 141H128V143H127ZM139 141H140V143H139ZM142 141L144 142V144L142 143ZM148 142V144H147V142ZM156 141V142H155ZM160 141V142H159ZM170 141V142H169ZM175 141V143L174 144H171V145H167V143H173ZM220 141V142H219ZM222 141V142H221ZM226 141H227V144H225L226 143ZM59 142H61V143H59ZM70 142V144H68ZM75 142V143H74ZM100 142L101 143H103V144H100ZM113 142H115V143H113ZM122 142H125V143H122ZM133 142H134V146L135 147H137V148H135L134 146H133ZM193 142V143H192ZM214 142V143H213ZM216 142H217V146H219V147H217V146H214L215 144H216ZM219 142V143H218ZM242 142H244V143H242ZM66 143V144H65ZM109 143H111V144H109ZM117 143L119 144V145H117ZM127 143V144H126ZM129 143H130V145H129ZM137 143L139 144V145H137ZM160 143H161V145H162V143H163V146L161 147V146H159L160 145ZM189 145H188V144ZM190 143H192V144H190ZM200 143H205V144H200ZM222 143V144H221ZM224 143V144H223ZM251 143V144H250ZM51 144V145H50ZM53 144H55V145H53ZM59 144V145H58ZM67 144L68 145H71V146H67ZM84 146H83V145ZM89 144V145H88ZM92 144H95V145H92ZM123 145V147H122V145ZM151 144H154V145H156V148L155 147H152V146H154V145H152L151 146ZM187 144V145H186ZM211 144H213V148H212V146H211ZM240 144H241V146L244 148V150H243V148L240 146ZM244 146H243V145ZM247 144V145H246ZM253 144H256V146L254 147V145ZM48 145H50L49 147H48V149H47V146ZM58 145V146H57ZM78 147H77V146ZM80 145H82V147L80 146ZM87 145V146H86ZM91 145V146H90ZM104 145V146H103ZM109 145V146H108ZM113 145H116V146H113ZM120 145H121V147H120ZM126 145H129L128 147L126 146ZM167 145V146H166ZM186 145V146H185ZM197 145V146H196ZM202 145H203V147H202ZM234 145V146H233ZM235 145H238L239 146V148L241 149V152L240 151H238V147L237 146H235ZM257 145H259V146H257ZM52 146V147H51ZM89 146V147H88ZM107 146H108V148H107ZM111 146V147H110ZM112 146L114 147V148H112ZM141 147V148H139V147ZM148 146V147H147ZM159 148H158V147ZM188 146H190V150H188ZM230 147V149H229V147ZM233 146V147H232ZM245 146H247V147H245ZM249 146V147H248ZM13 147V148H12ZM116 147H118V149L116 148ZM124 147H127V148H125V149H127L126 151L125 150H123V152L121 151ZM131 147V148H130ZM164 147H165V149H167V150H165L164 149ZM182 147V148H181ZM192 147V148H191ZM206 147H208L207 149H205ZM217 147V148H216ZM221 147V148H220ZM224 147H228V148H224ZM236 149H235V148ZM255 148L256 149V147L257 148H259L258 150H257V152H259L258 154H260L259 156H254V158H253V155L254 154H256V155H258L256 152H255V149L254 150H252L251 151V149L250 148ZM263 147V148H262ZM11 148V149H10ZM16 148V149H15ZM40 148V149H39ZM59 148L62 150V152H65V156L62 154V153H60L61 151L59 150ZM73 148H75L74 150H73ZM78 149V151H77V149ZM80 148V149H79ZM81 148H82V150L84 151V153H83V151L81 150ZM100 148V149H99ZM105 148H106V150H105ZM112 148V149H111ZM133 148V149H132ZM139 148V149H138ZM156 149L157 150V154H156V152H155V150L154 149ZM159 150H158V149ZM164 150H163V149ZM177 150L176 152H179L181 149H182V151H180L181 153L179 154V153H176V152H174V150L175 149ZM178 148H179V151H178ZM184 148H186V150L184 149ZM231 148H233L232 150V154L231 155H233L232 156V159H231V157L229 156L230 155V152H231ZM247 148V150L245 151V149ZM38 149V150H37ZM47 149V150H46ZM51 149H53L52 151H51ZM64 149V150H63ZM102 149H104V150H102ZM114 149V150H113ZM121 149V150H120ZM128 149H129V151H128ZM142 151H141V150ZM162 149V150H161ZM202 149H204V150H202ZM211 149V150H210ZM213 149V150H212ZM228 149V153L226 152V150ZM239 149V150H240ZM33 150V151H32ZM35 150H37V151H35ZM44 150V151H43ZM55 150H56V153H54L55 152ZM102 150V151H101ZM116 150H118V152L116 151ZM119 150H120V154H119ZM130 150H134V152H130ZM138 150V151H137ZM146 150H148V154H147V151ZM152 150H154V151H152ZM170 150H172V151H170ZM186 152H185V151ZM189 152H188V151ZM209 150V151H208ZM229 150H230V152H229ZM245 152V153H243V151ZM32 151V152H31ZM42 151V152H41ZM45 151H46V153H45ZM59 153H58V152ZM71 151V153H69ZM99 151H101V152H99ZM112 151V152H111ZM150 151H152V153H149ZM165 151H167V152H165ZM168 151H170V152H168ZM183 151L185 152L184 154H183ZM198 151V152H197ZM200 151L203 153L202 155L200 154ZM222 153H221V152ZM234 151H235V153H234ZM238 151V152H237ZM29 152V153H28ZM39 152V153H38ZM49 152V153H48ZM74 152V153H73ZM78 152V153H77ZM95 152V153H94ZM105 152V153H104ZM114 152H115V154H117V156H115L114 155V157H113V154H114ZM117 152V153H116ZM121 152H122V154L123 155H121ZM136 152H138L137 154H136ZM139 152H140V154H139ZM143 152V153H142ZM147 154H145V153ZM172 152V153H171ZM196 152V153H195ZM207 152V153H206ZM221 153V154H218V153ZM251 152H252V155H251ZM58 153V154H57ZM71 154V156L70 155H67V154ZM73 153V154H72ZM83 153V154H82ZM102 153V155H97V154H101ZM125 153H126V156L127 155H129L130 153L131 154H133V155H131V156H133L134 158H132L131 156H127V158L128 159H130V161L132 160V162L133 163H136V164H133V163H131V166L132 167H130L131 169H129V166H130V161L128 160V159H126L127 161L125 162L124 161V159H125ZM161 153H163L162 155H161ZM166 153H168L169 155H166ZM190 153H191V155H190ZM195 153V154H194ZM198 153V154H197ZM209 153V154H208ZM213 153V154H212ZM239 153V154H238ZM254 153V154H253ZM35 154V155H34ZM45 154H46V156H48L49 155V157H51L52 156V154L53 155H55V156H52L51 158H47V157H44L45 156ZM50 154H51V156H50ZM57 154V155H56ZM142 154V155H141ZM146 156H145V155ZM166 156H165V155ZM187 156H186V155ZM193 154V155H192ZM217 154V155H216ZM225 154H226V156H225ZM241 154H245V155H241ZM248 154H250L251 156H249ZM11 155V156H10ZM60 155V157H57V156H59ZM75 155V156H74ZM84 155V156H83ZM162 157L161 158V161H160V157ZM181 155V156H180ZM190 155V156H189ZM194 155H196V156H194ZM208 155V156H207ZM210 155V156H209ZM214 155H216L217 157H213V158H210L211 156H214ZM236 155V156H235ZM247 155V156H246ZM6 156V157H5ZM18 156V157H17ZM25 158H24V157ZM35 158H33V157ZM37 156H39V157H37ZM89 156V157H88ZM93 156V157H92ZM112 156V157H111ZM122 156V157H121ZM139 156V158H137ZM164 156L165 157H167L166 159L164 158ZM169 156V157H168ZM170 156H174L175 158H170ZM176 156H178V157H176ZM182 156H184V157H182ZM197 156L199 157V158H201L200 159V162H199V158L197 159ZM205 156H207V158L205 157ZM220 156V157H219ZM20 157H22V158H20ZM28 157H29V159H28ZM45 158V159H43V158ZM63 157V158H62ZM64 157H66V158H64ZM73 157V158H72ZM91 157V158H90ZM94 157H95V159H94ZM99 157H103V158H105V160L104 159H100ZM124 157V158H123ZM145 157V158H144ZM182 157V158H181ZM191 157V158H190ZM204 159H203V158ZM227 157H229V158H227ZM238 157V158H237ZM239 157H244L243 159H241V158H239ZM250 157H251V159H250ZM41 158H42V160H41ZM56 158V160H54V159ZM69 158H70V160H69ZM83 158H84V160H83ZM86 158V159H85ZM99 160H98V159ZM114 158V159H113ZM119 159V161H117V159ZM169 158H170V160H169ZM181 158V159H180ZM205 158H206V160H205ZM210 160H209V159ZM214 158H217V159H214ZM221 158V159H220ZM223 158V159H222ZM227 160H226V159ZM237 158V159H236ZM30 159H32V160H35V161H31ZM53 159V160H52ZM58 159H60V160H58ZM61 159H63L62 161H61ZM116 159V160H115ZM140 160V162L142 163L144 160H145V162L147 163V162H149V163H145V162H143V163H145V164H140V163H138L139 162V160ZM168 159V160H167ZM173 161H172V160ZM182 159H183V161H182ZM187 159H188V161H187ZM208 159V160H207ZM217 160V161H214V160ZM225 159V160H224ZM229 159V160H228ZM234 159H235V161H234ZM238 159H239V163H238ZM245 159V160H244ZM253 159V160H252ZM9 160H11V161H9ZM66 160H68L67 161V163H69V162H73V165L71 164L70 165V163L69 164H66L65 162H66ZM78 160V161H77ZM91 160V161H90ZM96 160H98V161H103L102 163L101 162H99V164H98V161H96ZM121 160V161H120ZM143 160V161H142ZM147 160V161H146ZM162 160H165L166 162H167V164H164L163 165V163H166L165 161L163 162ZM233 161L232 163H230L229 161ZM240 160H244V161H242L243 163L245 162V164L244 165H240V164H243ZM252 160V161H251ZM4 161H6V162H4ZM9 163H8V162ZM16 162V164L17 165H13V164H15V162ZM23 162V163H21V162ZM50 161V162H49ZM53 161V163H54V168L53 169H56V168H58V169H56V170H51L52 168L51 167H53V163H51ZM59 161V162H58ZM61 161V162H60ZM79 161H80V165H79ZM84 161H85V163H84ZM138 161V162H137ZM171 161H172V163H171ZM175 161V162H174ZM190 161V165L189 164H187V168H186V163L187 162H189ZM192 161V162H191ZM193 161H195V163L193 162ZM198 161V162H197ZM202 161H203V163H206L207 162V164H203L202 163ZM212 162V164L214 163V165H212L210 162ZM223 161V162H222ZM255 161H257L256 163H255V165H254V162ZM262 161V162H261ZM14 162V163H13ZM20 162V165L18 166V163ZM38 162V163H37ZM46 163V166L44 165L45 163ZM48 162V163H47ZM74 162H75V166H74ZM83 162V163H82ZM91 164H90V163ZM106 162V163H105ZM129 162V163H128ZM161 162H163V163H161ZM229 162V163H228ZM241 162V163H240ZM24 163H26V164H24ZM58 163H60V164H58ZM88 163V164H87ZM98 165H97V164ZM125 163H127V164H125ZM152 163V164H151ZM171 165H170V164ZM175 163V164H174ZM179 163V165H180V167H179V165H177ZM182 163H184V164H182ZM196 163H197V167H199L200 165L199 164H201V165H203V166H200L198 169L196 168V166H194V165H196ZM210 163V164H209ZM217 163L219 164V163H223V165H225V167L222 165V164H220L219 166H217ZM236 163H237V165H236ZM253 163V164H252ZM6 164V165H5ZM28 164V165H27ZM51 164V165H50ZM64 164H65V166H64ZM106 164V165H105ZM133 164V165H132ZM149 164V165H148ZM151 164V165H150ZM158 164V165H157ZM173 164V165H172ZM216 164V165H215ZM231 164V165H230ZM258 164H261V166H259V167H261V169L259 168V167H257L258 166ZM59 165H60V167H62V169L59 167ZM63 165V166H62ZM82 165V166H81ZM95 165H97L98 167H95V169L98 171H94V169H92V168H94V166ZM104 165V166H103ZM138 167H137V166ZM145 165H146V167H145ZM148 165V166H147ZM170 165V166H169ZM175 165V166H174ZM204 165H206V166H204ZM208 165L211 167V165L213 166V167H208ZM228 167H227V166ZM232 165H235L234 167H236L235 169H237L238 171L239 170H241V169H239L240 167H237L238 165L239 166H241L242 167V170H243V167H245V169H247L246 171H242V173H241V171H239L240 172V174L238 173V171L236 172V170L232 167ZM248 165V166H247ZM252 165V166H251ZM256 166L257 168H259V171L257 170V168H255L254 166ZM12 166V167H11ZM17 166V167H16ZM26 166V167H25ZM33 166H35V167H33ZM100 166H101V168H100ZM126 166V167H125ZM152 166L154 167V168H152ZM169 166V167H168ZM174 166V167H173ZM215 166H217V169H216V167ZM250 166V167H249ZM46 167H48V168H46ZM56 167V168H55ZM67 167V168H66ZM133 167H135V168H133ZM142 167V168H141ZM161 167H162V169H161ZM177 167V168H176ZM179 167V168H178ZM188 167L190 168V170L188 169ZM202 167V168H201ZM219 167V168H218ZM221 167H222V169H221ZM10 168H12V169H10ZM15 168V169H14ZM18 168L20 169V172L18 171ZM27 168V169H26ZM109 168V169H108ZM117 168H119L118 170H116ZM122 168H124V169H122ZM125 168H127V169H125ZM133 168V169H132ZM141 168V169H140ZM149 168V169H148ZM157 168H159V169H157ZM168 168H169V170H168ZM171 168V169H170ZM183 168H184V170H183ZM187 170H186V169ZM191 168H193L195 171H197V172H200V176H202V177H200L199 176V174H197L196 172L194 173V170L193 169H191ZM203 168H207V169H203ZM215 168V169H214ZM225 168H226V170H225ZM231 168H233V169H230ZM250 168H251V170H250ZM254 168V169H253ZM37 169V170H36ZM45 169V170H44ZM47 169V170H46ZM49 169H50V171H49ZM60 169L61 170H63V171H60ZM72 169H74V170H72ZM80 169V170H79ZM100 169H101V171H100ZM103 169V170H102ZM106 169V170H105ZM113 169V170H112ZM138 169V170H137ZM142 169H143V171H142ZM148 169V170H147ZM161 169V170H160ZM165 169V172L163 171ZM173 169V170H172ZM208 169H210L211 170V173H212V171H213V174L212 175H210V176H212L213 177V179H212V177H210V176H208L209 174H211V173H207V171H208ZM213 169V170H212ZM220 169V170H219ZM249 169V170H248ZM263 169V170H262ZM14 170V171H13ZM25 170V171H24ZM44 170V171H43ZM68 170H69V172H68ZM92 170V171H91ZM110 170V171H109ZM141 170V171H140ZM146 172H145V171ZM150 170V171H149ZM155 170V171H154ZM170 170H171V174H170ZM175 170H177V171H175ZM180 170V171H179ZM210 170H209V172H210ZM217 170H219L220 171V175L216 172L215 173V171H217ZM233 170H235V174H234V171ZM17 171V172H16ZM29 173H28V172ZM32 171V172H31ZM36 171V172H35ZM51 171H52V173H51ZM59 171V172H58ZM88 171V172H87ZM103 171V172H102ZM114 171V172H113ZM115 171H117L116 173H115ZM118 171H121V174H120V172H118ZM123 171V172H122ZM132 171V172H131ZM136 171V172H135ZM152 171V172H151ZM162 171V172H161ZM169 171V174L167 173ZM189 171L190 172H192V173H194V176L193 175H191L192 173H189ZM201 171L203 172V173H201ZM222 171V172H221ZM223 171H225V173L223 172ZM229 171H232L233 173H231L230 172V174L231 175H229ZM249 171V172H248ZM257 171H258V173H257ZM10 172V173H9ZM12 172H14V173H12ZM28 174H27V173ZM30 172H31V174H30ZM55 172V173H54ZM64 173V174H62V173ZM67 172V173H66ZM87 172V173H86ZM106 172V174H104ZM140 172H141V178L143 177V179L141 180V178H140ZM149 172H151V174L149 173ZM154 172H155V174H154ZM166 173V174H164V173ZM185 172H187L186 174H185ZM206 172V173H205ZM263 172V173H262ZM48 173V174H47ZM58 173V174H57ZM70 173V174H69ZM94 173H95V175H97V176H95L94 175ZM98 173H100V174H102V176L104 175L106 178H104V176H103V178H104V180H103V178H101L102 176H100V174H99V177H98ZM135 173V174H134ZM146 173V175L144 176L143 174H145ZM148 173V174H147ZM158 173V174H157ZM162 173H163V175H162ZM215 173V174H214ZM227 173H228V176H227ZM238 173V174H237ZM248 175H247V174ZM251 174V177L249 176L250 174ZM252 173H254L253 175H252ZM256 173L258 174L257 176H259V178L257 177V176H255L256 175ZM259 173H260V175H259ZM51 174V175H50ZM69 174V175H68ZM72 174V175H71ZM89 174H91V175H89ZM109 174V175H108ZM117 174V175H116ZM122 174H124V175H122ZM126 174H127V176H126ZM133 174V175H132ZM153 174H154V176H153ZM159 174H161L160 176H159ZM183 174H185V176L183 175ZM202 174H204V175H202ZM208 174V175H207ZM218 174V175H217ZM223 174L224 175H226L227 176V178H225L226 176H223ZM233 174H234V176L235 177H230V176H233ZM237 174V175H236ZM245 174L247 175V176H245ZM31 175V176H30ZM32 175H34L33 177H32ZM40 175V176H39ZM47 175V176H46ZM55 175H57V176H55ZM113 175V176H112ZM115 175V176H114ZM119 175H122V177L121 176H119ZM132 175V176H131ZM137 175H139L138 177H137ZM149 175V176H148ZM155 175H158L157 177L155 176ZM169 175L170 176H172V177H169ZM198 175V176H197ZM206 175H207V179H206ZM217 175V176H216ZM223 176V178H222V176ZM239 175V176H238ZM244 175V176H243ZM48 176H49V178H48ZM53 176V177H52ZM54 176L56 177V178H54ZM58 176H60V177H58ZM77 176V177H76ZM91 176V177H90ZM118 178H120L121 180H120V183L117 181V180H119V179H116L117 177ZM129 176V177H128ZM149 177L150 178V176H151V178L150 179H148L147 177ZM166 177V179H165V177ZM173 176H175V179L173 178ZM178 176V177H177ZM184 176V177H183ZM188 176V177H187ZM191 176V177H190ZM193 176V177H192ZM204 176V177H203ZM253 176H254V178H253ZM1 177H2V179H1ZM72 177V178H71ZM73 177H75V178H73ZM94 177V178H93ZM96 177V178H95ZM98 177V178H97ZM108 177V178H107ZM125 177V178H124ZM144 177L146 178V179H144ZM168 177V178H167ZM177 177V178H176ZM187 177V179L190 177V179H185ZM200 180H202V182H205V181H207V182H205V183H203L202 185L200 184V183H202L201 182V180L199 181L197 178ZM200 177V178H199ZM209 177H210V179H212V182H213V180L215 181V182H211V183H209L211 180L209 179ZM221 177V178H220ZM228 177H230V179L228 178ZM238 177V178H237ZM246 177H249V178H247V180H248V183H247V180L245 179ZM29 178V179H28ZM32 178V179H31ZM40 178V179H39ZM48 178V179H47ZM52 178V179H51ZM70 178V179H69ZM77 178V179H76ZM91 179V181H89L90 179ZM115 178V179H114ZM140 178V179H139ZM153 178V179H152ZM154 178H155V180H154ZM159 179V181H158V179ZM173 178V179H172ZM182 178V179H181ZM192 178V179H191ZM196 178V179H195ZM215 178V179H214ZM221 180H220V179ZM224 178H225V180L227 179V180H231L232 182H229V181H225L224 180ZM232 178V179H231ZM258 178V179H257ZM261 178V179H260ZM35 179H38V180H36L35 181ZM68 179V180H67ZM76 179V180H75ZM83 179H85V180H83ZM100 181H99V180ZM113 180V181H111V180ZM124 179H126V180H124ZM133 180L132 182H131V180ZM176 179H179V180H181V181H179V180H176ZM206 179V180H205ZM210 181H209V180ZM217 179H218V182L217 183H219L220 182V188H219V185H218V188L219 189H221V190H219L218 188H217V184H216V181H217ZM235 179V180H234ZM241 179H243L242 181H240ZM251 179H254L253 181L251 180ZM29 180H31L30 182H29ZM34 180V181H33ZM80 180H81V182H80ZM93 180V181H92ZM110 180V181H109ZM130 181V183H128L127 185L125 184V183H127V181ZM149 180V181H148ZM150 180L152 181L151 183H149L150 182ZM155 181V183L157 184L156 185V187H153V189H150L151 188V186L153 185V183H154V181ZM157 180V181H156ZM170 180V181H169ZM184 180L186 181V182H184ZM199 182H198V181ZM204 180V181H203ZM222 180H224L225 182H224V184H223V181ZM250 180V181H249ZM258 180V181H257ZM75 181V182H74ZM83 181V182H82ZM103 181V182H102ZM105 181V182H104ZM108 181H109V183H108ZM121 181H123V182H121ZM143 181V182H142ZM168 181H169V183H168ZM174 181V182H173ZM196 181V182H195ZM253 183H255L254 181H257L255 184H252V182ZM33 182H35L34 184L36 185V186H34V184H33ZM60 182V183H59ZM79 182V183H78ZM86 182V183H85ZM90 182H91V184H90ZM94 182V183H93ZM100 182V183H99ZM102 182V183H101ZM113 182V183H112ZM161 182V183H160ZM171 182H173L172 184H170ZM175 182H177V187H176V183ZM181 182H183L182 184H181ZM193 182V183H192ZM198 182V183H197ZM243 182V183H242ZM251 182V183H250ZM72 183H74V184H72ZM83 183H85L84 185H83ZM96 183H99V184H96ZM115 183V184H114ZM190 183H192V184H190ZM200 185V186H198V187H196L197 185ZM207 183V185H205L206 186V188H208L209 190H207V189H205V186L203 187V185L204 184H206ZM209 183V184H208ZM215 183V184H214ZM230 183H232V184H229ZM234 183H236V184H234ZM239 183V184H238ZM249 183H250V185H249ZM87 184V185H86ZM101 184V185H100ZM103 184V185H102ZM109 184V185H108ZM123 184V187H121V185ZM125 184V185H124ZM130 184H131V186H130ZM148 184V185H147ZM150 184V185H149ZM162 186H160V185ZM168 184V185H167ZM170 184V185H169ZM182 185V187L180 186L179 187V185ZM186 184V185H188V186H186L187 187V190H184V188H185V186L184 185ZM213 184V185H212ZM233 184H234V186L235 187H230L229 188V186H233ZM240 184H242V185H240ZM248 186H247V185ZM37 185H38V188H37ZM94 185V186H93ZM117 185H119L117 188H116V186ZM133 185L135 186L134 188H132L133 187ZM192 185V186H191ZM209 185V186H208ZM215 185V186H214ZM224 185V186H223ZM240 185V186H239ZM253 185H254V188H253ZM84 186L86 187V188H84ZM88 186V187H87ZM96 186V187H95ZM102 186V187H101ZM106 186H108V187H106ZM115 186V187H114ZM125 186H129L128 188H126ZM153 186H155V185H153ZM158 186H159V188H158ZM173 186V187H172ZM174 186H175V188H174ZM184 186V187H183ZM197 189V188H200L199 190H201V191H203V192H201V191H199L198 189L196 190L194 187ZM208 186V187H207ZM210 186H212V189L210 188ZM224 187V191H222L223 190V188L222 187ZM226 186H228V188L226 187ZM243 186V187H242ZM249 186H252V189H250L249 191H248V188H250ZM41 187V188H40ZM58 187V188H57ZM81 187V188H80ZM95 187V188H94ZM105 187V188H104ZM122 188V190H120L121 188ZM126 188V190H125V188ZM149 187V188H148ZM172 187V188H171ZM189 187V188H188ZM192 187V188H191ZM204 188V189H202V188ZM214 187V188H213ZM226 187V188H225ZM239 187V188H238ZM248 187V188H247ZM43 188V189H42ZM44 188H45V190H44ZM73 188V189H72ZM107 188V189H106ZM109 188V189H108ZM123 188H124V190L125 191H127V192H125L124 190H123ZM156 188L157 189H159V191H160V194H161V196L163 195V193L164 192H166L167 193V195H165V199H163L164 198V196H163V198L160 196V194H159V191L158 190H156ZM177 188H178V190H177ZM183 188V189H182ZM238 188V189H237ZM245 188V189H244ZM247 188V189H246ZM257 190H256V189ZM262 189L263 188V190H260L259 191V194H257L258 193V189ZM46 189H48V193L47 194H44V192L46 191ZM51 189L53 190L52 192H51ZM63 191H62V190ZM66 189H67V191H66ZM104 189H106V192L107 193H105V192H103V190ZM111 189H113L112 191H111ZM146 189H147V191H146ZM150 189V190H149ZM165 189V190H164ZM172 189V190H171ZM174 189H176L175 191H174ZM182 189V190H181ZM186 189V188H185ZM196 190V191H198V193L197 192H194V190ZM211 189V190H210ZM214 189V190H213ZM218 189V190H217ZM227 189V190H226ZM232 189V190H231ZM255 189V190H254ZM55 190V191H54ZM58 190V191H57ZM72 190V191H71ZM78 190V191H77ZM79 190L82 192H84V194H83V192H82V197L84 198V195L86 194V196H85V198H84V200H82L83 198L82 197H77V196H79L80 194H81V192H79ZM109 190V191H108ZM118 190L122 193V192H125V193H122L123 194V196L121 197V195H118L119 194V192H118ZM171 190V191H170ZM215 190H217V191H215ZM229 190V191H228ZM242 190H243V193L244 192H246L247 193V196H248V193H249V198L248 197H246V193H244L245 194V196H244V194L242 195ZM247 190V191H246ZM40 191V192H39ZM75 191H77V192H75ZM105 191V190H104ZM156 191H158V193L156 192ZM162 191V192H161ZM175 193H174V192ZM180 191H183L184 193H185V191H187V193L189 194V196L190 197H188V195H187V193H185L187 196L186 197H184V201H183V198H182V196H185L184 195V193L183 192H180ZM189 191V192H188ZM196 193V194H194L193 195V193ZM207 191H210V192H208V195L209 196H207ZM212 191V192H211ZM213 191H215L214 193H213ZM222 191V192H221ZM225 191H227L226 192V194L224 193ZM231 191H232V194L234 193V195L237 197V199L235 200L234 199V195H232L231 194ZM236 191H237V194H238V196H237V194H236ZM240 191V192H239ZM47 192V191H46ZM45 192V193H46ZM68 192V193H67ZM69 192H70V194H69ZM86 192H88V193H86ZM113 192V193H112ZM116 192V195H118V196H116L114 193ZM129 192V193H128ZM156 192V193H155ZM180 192V193H179ZM199 192H200V194H199ZM206 194H205V193ZM218 192V193H217ZM220 192H221V195H219L220 194ZM229 192V193H228ZM256 194H255V193ZM4 193V194H3ZM42 193V194H41ZM49 193H51V194H49ZM72 193V194H71ZM79 193V194H78ZM109 193H111V194H109ZM120 193V194H121ZM140 193V194H139ZM145 193V194H144ZM149 193V194H148ZM151 193H153L152 195L155 197V198H153L152 199V195H151ZM166 193H164V194H166ZM171 193V194H170ZM182 193V194H181ZM203 193V194H202ZM211 193H213V194H211ZM218 194V196H219V199H222V197H223V201L222 200H220V202H219V199H217L218 198V196H217V194ZM251 193H252V195H251ZM253 193H254V195H253ZM43 194H44V196H43ZM61 194V195H60ZM95 194L96 195H99V197L98 196H95ZM102 194H104L103 196H105L106 194H107V196H105V198L102 196ZM114 194V195H113ZM124 194H126L125 195V197H124ZM129 194V195H128ZM130 194H134L133 196H131V198H133L132 200H131V198L129 199V196H130ZM137 194V195H136ZM147 194V195H146ZM155 194V195H154ZM159 194V195H158ZM174 194H176L175 196H174ZM191 194H192V196L193 197H191ZM199 194V195H198ZM202 194V195H201ZM214 194H216V195H214ZM225 194V195H224ZM228 194H230L229 195V197L227 196ZM36 195V196H35ZM48 195V196H47ZM55 195H58V196H55ZM68 195H71V196H68ZM77 195V196H76ZM88 195V196H87ZM144 195H146V196H144ZM151 195V196H150ZM171 195V196H170ZM179 195H181V196H179ZM195 195H196V197H195ZM250 195L252 196V197H250ZM261 195H263V196H260ZM40 196V197H39ZM60 196V197H59ZM91 196V197H90ZM92 196H94V197H97V198H94V197H92ZM101 196V197H100ZM114 196H116L117 198L115 199V197ZM120 196V197H119ZM148 196V197H147ZM200 196V200H199V197ZM206 196H207V198H206ZM215 196V197H214ZM217 196V197H216ZM221 196V197H220ZM224 196H226L225 198H224ZM234 196V197H233ZM13 198V201H12V198ZM22 197V198H21ZM24 197H26V199H23ZM29 197V198H28ZM46 197L48 198L47 200H45L46 199ZM52 197H53V199H52ZM55 197V198H54ZM72 199H71V198ZM73 197H76V198H73ZM87 197L90 199V200H88L87 199ZM110 197H111V200H108V198L110 199ZM137 199H136V198ZM139 197V198H138ZM160 198V200L159 201H157L158 200V198ZM166 197H167V199H166ZM169 197V198H168ZM172 197H174V199L172 198ZM180 197V198H179ZM228 197V198H227ZM235 197V198H236ZM244 199H243V198ZM247 198V201H246V198ZM257 199H256V198ZM4 198H6V199H8V200H6V199H4ZM9 198H11L10 200H9ZM21 198V199H20ZM33 198V199H32ZM40 200H39V199ZM45 198V199H44ZM81 200H79V199ZM95 200H93V199ZM98 198H99V200H98ZM124 198H127V200H125ZM135 198V199H134ZM145 198V199H144ZM151 198V199H150ZM175 198L177 199V200H175ZM178 198L180 199V200H178ZM182 198V199H181ZM188 198H190L191 200L192 199H194V198H197L194 202H192L193 204L191 205H189V204H187V203H191V202H189V201H191V200H189ZM214 198H215V200H214ZM233 199V200H231V202L233 201H235V202H237V203H235V204H238L239 202V206L238 205H236V207H235V204L232 202V205H230V207H233V208H230L229 207V202H225L224 200H227V201H230V199ZM242 198V199H241ZM261 198V199H260ZM4 199V200H3ZM16 199V200H15ZM19 199V201H17ZM50 199H52L51 201H49ZM55 199V200H54ZM58 199H60V200H58ZM70 201H68V200ZM71 199V200H70ZM74 199H76V200H78V201H74ZM121 199V201H119ZM210 200V202H209V204H207V201L206 200ZM217 199V200H216ZM239 199V200H238ZM251 199V200H250ZM22 200H23V202L24 201H27L25 204H27V205H25L24 203H22ZM54 200V201H53ZM61 200H63L62 202H61ZM67 200V201H66ZM86 200H88V201H90V202H88V201H86ZM99 202H98V201ZM101 200H103L104 202H102ZM113 200V201H112ZM114 200H115V202H114ZM124 200V201H123ZM131 200V201H130ZM156 202L157 201V203H155L154 201ZM162 200H164V201H162ZM166 200L168 201V200H173V201H171V202H169L170 203V205H169V203L168 202H166ZM187 200H189V201H187ZM198 200V201H197ZM212 200V201H211ZM239 202H238V201ZM246 202H245V201ZM249 200V201H248ZM253 200V201H252ZM2 201V202H1ZM53 201V202H52ZM93 201V202H92ZM100 201L102 202V203H100ZM108 201V202H107ZM122 201L124 202V203H122ZM129 201V202H128ZM135 201H137V202H135ZM153 201V202H152ZM214 201H217V202H215V205L216 204H218L217 205V207L216 206H214L213 207V205H214ZM254 201H258V202H256V204L254 203L253 204V202ZM13 202V203H12ZM21 202V203H20ZM35 202V203H34ZM37 202V203H36ZM43 202V203H42ZM45 202V203H44ZM52 203V204H49V205H47V203ZM60 202H61V204H60ZM71 202H73V203H71ZM79 202V203H78ZM84 202V203H83ZM97 202V203H96ZM121 202V203H120ZM131 202L132 203H134V205L133 204H131ZM150 202H151V204H150ZM165 204H164V203ZM173 202L176 204V206H175V204L174 205H172L173 204ZM182 202H184V204H187V205H189V206H191V207H186L187 205H184ZM186 202V203H185ZM198 202L200 203V204H202L201 206L202 207H204V209H202V207L201 206H198V205H200V204H198ZM226 203V205H228V207L231 209H229L230 211H234L235 209H236V211H237V213H236V211H234V214H235V217H238V222H237V218H233L234 217V215H230V216H233V217H231L232 218V220H231V218H229L230 216L228 215V213H232V212H230L226 207V205H225V207H223L224 206V203ZM231 202H230V204H231ZM250 202V203H249ZM39 203V204H38ZM69 203V204H68ZM75 203V204H74ZM78 203V204H77ZM93 203H94V206H93ZM106 203V204H105ZM153 203H154V205H153ZM158 203H159V205H158ZM211 203H212V205H211ZM23 204L25 205V207H27V209L25 208V210H26V212H24V208H23ZM41 204V205H40ZM58 204H60L59 205V207H61V208H58ZM65 204V205H64ZM71 204V205H70ZM86 204H88V206L87 207H89V209H87V207H86ZM97 204V205H96ZM100 204H102V205H100ZM118 204V205H117ZM122 204H124V205H122ZM127 204L129 205V207L127 206ZM147 204V205H146ZM150 204V205H149ZM196 204V205H195ZM220 204H222V205H220ZM258 204H261V205H259L258 207H257V205ZM263 204V205H262ZM33 205V206H32ZM64 205V206H63ZM67 205V206H66ZM76 205V206H75ZM79 205V206H78ZM85 205V206H84ZM92 206V208L90 207V206ZM104 205V206H103ZM110 207H109V206ZM117 207H116V206ZM156 205H157V207H156ZM161 205V206H160ZM171 207H169V206ZM234 205V206H233ZM247 205H248V208L249 207H251V205H252V207L251 208H254V210H250L251 208H247ZM2 206V207H1ZM4 206H5V208H4ZM30 206V207H29ZM38 206V207H37ZM50 206H52V207H50ZM53 206H55L54 208H53ZM84 206V207H83ZM98 206V207H97ZM101 206V207H100ZM107 206V208L105 209L104 207H106ZM116 208H115V207ZM132 206V207H131ZM137 206V207H136ZM163 206H165V207H163ZM179 206V207H178ZM185 206V207H184ZM208 206V207H207ZM210 206V207H209ZM244 207L243 209L241 208V207ZM261 206V207H260ZM8 207V208H7ZM11 207V210L9 209ZM15 207V208H14ZM18 209H17V208ZM42 207H44V208H42ZM47 207V209H45ZM85 209H83V208ZM114 207V208H113ZM122 207V208H121ZM152 207V208H151ZM173 207H174V209H173ZM178 207V209H176ZM180 207H181V209H180ZM187 208V209H185V211H183L184 210V208ZM193 207H194V209H193ZM220 207L221 208H223L222 210H220ZM237 207H239V208H237ZM41 208V209H40ZM70 208V209H69ZM74 208H76V209H74ZM82 208V209H81ZM123 208H125V209H123ZM129 208H133V212L137 209V211H135L134 213L132 212V209H130V211L128 210ZM148 209V210H143V209ZM161 208V209H160ZM164 208V209H163ZM196 208H197V211H196ZM216 208V209H215ZM241 208V209H240ZM259 208V209H258ZM35 209H36V211H35ZM53 209H55V210H53ZM57 209V210H56ZM60 209V210H59ZM63 209V210H62ZM86 209H87V211H88V213H87V211H86ZM93 209V210H92ZM96 209H97V211H96ZM100 209V210H99ZM108 209V210H107ZM110 209H114L113 211H115V212H113L112 210H110ZM150 209V210H149ZM158 209V210H157ZM177 211H176V210ZM226 209V210H225ZM234 209V210H233ZM238 209V210H237ZM240 209V210H239ZM15 210V211H14ZM40 210V211H39ZM44 210V211H43ZM45 210H46V212H45ZM81 210H83V213H81ZM102 210V211H101ZM117 210V211H116ZM123 210V211H122ZM155 210V211H154ZM162 212H161V211ZM187 210H188V212H190L191 214H193L195 211L197 212V213H195L196 215H191L190 213H188L187 212ZM193 210V211H192ZM195 210V211H194ZM200 212H199V211ZM261 212H260V211ZM10 211H11V213H10ZM12 211H13V213H12ZM47 211L49 212V213H47ZM53 211H55V213H54V215H55V217L53 216ZM59 211V212H58ZM62 211V212H61ZM71 211V212H70ZM93 211V212H92ZM140 211V212H139ZM144 211H145V213H144ZM150 211H152V212H150ZM157 211V212H156ZM172 211V212H171ZM174 211H176V213H178V215L179 216H177V214L174 212ZM180 211V212H179ZM209 211H211V213L209 212ZM227 211H229L228 213H226ZM246 211H248V212H246ZM250 211V212H249ZM251 211H253V212H251ZM255 211V212H254ZM44 212H45V214H44ZM63 214H66L65 215V217H63L64 215H62L61 213ZM69 214H67V213ZM76 213V215H74V213ZM86 212V213H85ZM91 212V213H90ZM101 212L103 213V214H101ZM116 213V214H114L113 215V213ZM120 212V213H119ZM137 212H139V213H137ZM150 212V217H149V213ZM161 212V213H160ZM167 212V213H166ZM222 212H223V214H222ZM225 212V213H224ZM238 212H240V213H238ZM242 212V213H241ZM244 212V213H243ZM15 213H16V215H15ZM26 213V214H25ZM28 213V214H27ZM59 215V217H58V215ZM73 213V215H71ZM81 213V214H80ZM85 213V214H84ZM90 213V214H89ZM108 214L107 216H106V218H105V215L104 214ZM112 214L111 216L109 215V214ZM153 213H156L155 215H152ZM157 213L159 214V216H161L162 214H164V213H166V214H164L163 216H164V218H163V216L161 217L162 219H160L159 217V219L160 220H157V218L155 219V216H158L157 215ZM173 213V214H172ZM184 213V215L182 216V214ZM187 213V214H186ZM221 213V214H220ZM247 213V214H246ZM250 213H254V215L253 214H250ZM13 214V215H12ZM39 214H41V215H39ZM86 214L88 215V216H86ZM97 216V217H95V215ZM129 214V215H128ZM137 215L138 216V219H137V216H133V218H128L130 215ZM141 214H143V218H141V220H142V222H141V220H140V222L139 221H136V220H139L140 219V217H142V215ZM161 214V215H160ZM201 214V215H200ZM225 214H227V219L226 220H229V221H225V223L227 224V225H229V227L230 226H232V228L230 227V229H229V232L228 231H226V230H228V226H225L224 224V219L226 218V216H225ZM239 214V215H238ZM20 215V216H19ZM29 215H31V216H29ZM44 216V218H43V216ZM79 215H81V216H79ZM83 215H85V216H83ZM103 217H102V216ZM139 215H141V216H139ZM166 215V216H165ZM224 217H223V216ZM243 215H245V216H247V218L249 217V218H253V220H252V218L251 219H249L248 218V220H246V217L244 218L243 217ZM250 215V216H249ZM4 216V217H3ZM14 216V217H13ZM28 216H29V219H28ZM46 216V217H45ZM53 216V217H52ZM56 216H57V218H56ZM68 216H74V218L73 219H82V221L81 220H75V222H78V223H74V220L73 219H71V217H69L68 218ZM77 216V217H76ZM89 216L90 217H92V218H89ZM113 216V217H112ZM123 218L122 220H120V218L121 217ZM125 216H127V218L125 217ZM146 216H147V218H146ZM151 216H152V218H151ZM186 216H188V217H186ZM192 216V217H191ZM194 216H199V217H201L202 216V219L201 218H198V217H194ZM207 216H209V217H207ZM212 216H213V218H212ZM214 216H215V219H214ZM217 216H218V219H217ZM255 216L257 217V219L258 220H255L256 218H255ZM262 216V217H261ZM16 217H18V218H16ZM22 217H23V219L24 220H20V219H22ZM36 217V218H35ZM42 217V218H41ZM67 217V218H66ZM79 217V218H78ZM84 217V218H83ZM94 217H95V219H94ZM99 217V218H98ZM108 217H111V219L109 218V219H107ZM130 217H132V216H130ZM134 217H136V219H134ZM151 218V219H149V218ZM172 217H174V219H175V217H177V218H179V219H173ZM190 217V218H189ZM223 217V218H222ZM260 217V218H259ZM20 218V219H19ZM39 218H41V219H39ZM60 218V219H59ZM64 218V219H63ZM89 218V219H88ZM115 218H118V219H115ZM126 218V219H125ZM146 218V219H145ZM194 219L193 221L191 220V219ZM198 218V219H197ZM211 218V219H210ZM229 218V219H228ZM242 218V219H241ZM7 219V220H6ZM10 219H12V220H10ZM17 219V220H16ZM47 220L46 222L45 221H43V220ZM66 219V220H65ZM68 219L70 220L71 219V221H68ZM85 219V220H84ZM87 219L89 220V221H91V219H92V221L94 222V221H97V219H100V220H98V222L96 223V222H88L87 221ZM113 219L114 220H118V223H121L122 225H124V226H121V224H119V226H118V224H117V221L116 222H114L113 221ZM130 219V220H129ZM132 219H134V220H132ZM143 219H145V220H143ZM147 219H148V223H146L147 222ZM155 219V222L153 221ZM166 219V220H165ZM189 220V222H186V220ZM201 219V220H200ZM211 221H210V220ZM213 219V220H212ZM217 219V220H216ZM241 219V220H240ZM245 219V220H244ZM3 220V221H2ZM7 222H6V221ZM28 220V221H27ZM40 220H42V221H40ZM57 221V223L56 222H54V221ZM67 221L66 222V224L68 223V222H73V227H71L72 225L71 224H69L68 223V225H65V221ZM102 220H104V221H102ZM152 220V221H151ZM167 221V222H164V224H162L161 222H163V221ZM197 222H196V221ZM200 220V223L198 222ZM214 220H216V221H214ZM251 222H250V221ZM262 220V221H261ZM8 221H11V223H9L8 224ZM30 221L32 222V223H30ZM58 221H59V223H58ZM63 222L62 224H61V222ZM87 223H86V222ZM106 221V223H104ZM113 224V222H114V224H113V226L115 227V225H116V227H115V229L113 230L111 227H113L112 226V224L110 223V222ZM124 223H122V222ZM127 221V222H126ZM145 221V222H144ZM151 221V222H150ZM169 221V222H168ZM203 223H202V222ZM213 221V222H212ZM217 221H218V225H217ZM230 221H234V222H232V224H229V222ZM242 221V222H241ZM248 221V222H247ZM254 221V222H253ZM257 221V222H256ZM6 222V223H5ZM12 222H14L13 224H12ZM18 223V225H17V223ZM19 222H20V224H19ZM39 222V223H38ZM84 223V225H83V223ZM103 222V224H101L102 225V227L100 226L99 227V224L98 223H102ZM126 222V223H125ZM132 222V223H131ZM136 222V223H135ZM144 222V223H143ZM152 222H153V224H152ZM173 222H174V224H173ZM179 222H181V223H179ZM184 222V223H183ZM216 222V223H215ZM236 222V223H235ZM239 222H241L242 224H240ZM256 222V223H255ZM261 222H262V225H261ZM4 223V224H3ZM35 223V224H34ZM52 223H55V224H52ZM79 223H80V226H79ZM82 223V224H81ZM110 224V225H106V224ZM154 223H157L156 225H154ZM169 223H171L170 225H169ZM176 223V224H175ZM181 224V225H179V224ZM191 223H193V224H191ZM204 223H206V224H204ZM215 223V224H214ZM231 223V222H230ZM244 223V224H243ZM245 223H246V225H245ZM250 223V224H249ZM258 223V224H257ZM8 224V225H7ZM10 224H11V226H10ZM15 224H16V226H15ZM24 224H25V226H24ZM29 224H30V226H29ZM34 224V225H33ZM39 224V225H38ZM47 224V225H46ZM51 224V225H50ZM74 224H78V228H77V226L76 225H74ZM88 224H90V225H88ZM94 224V225H93ZM105 224V225H104ZM130 224V225H129ZM134 225L133 226V228H136V229H134L135 231H133V229H132V225ZM162 224V225H161ZM179 226H178V225ZM185 224V225H184ZM193 225V226H187V225ZM235 224V225H234ZM237 224V225H236ZM256 224V225H255ZM23 225V226H22ZM36 225H38V226H36ZM45 225V226H44ZM48 225H50L49 226V228L47 227ZM55 225V226H54ZM57 225V226H56ZM61 225H63V226H61ZM81 225H82V227L84 226V229H86V233H83V231L85 232V230L83 229H81ZM103 225H104V227H103ZM160 225V226H159ZM183 225H184V227H183ZM198 225V226H197ZM239 225V226H238ZM242 225H244V227L242 226ZM250 225V226H249ZM254 225V226H253ZM259 225V226H258ZM260 225H261V227H260ZM4 226H6L7 227V229L5 230V227ZM8 226H9V229H8ZM14 226V227H13ZM17 226H19L18 228H17ZM20 226H22V227H20ZM31 226H33V228H34V230H33V228L31 229V228H29V227H31ZM53 226V227H52ZM59 226H61L60 228H59ZM66 226V227H65ZM96 226H97V228L99 229V231H98V229L96 228ZM107 228H109V226H110V230L109 229H107ZM153 226V227H152ZM155 226V227H154ZM165 226V229H167V230H165L163 227ZM166 226H169V228H166ZM175 228L176 227V229H174L173 230V228ZM181 226H182V228H181ZM208 226V227H207ZM216 226V227H215ZM238 226V228H235V227H237ZM242 226V227H241ZM245 226H247V228L245 227ZM249 226V227H248ZM252 226H253V228H252ZM256 226H258V227H256ZM25 227L28 229V230H25ZM65 229H63V228ZM71 227V228H70ZM118 227V228H117ZM126 227V228H125ZM129 227L131 228V231H126V229L127 230H130L129 229ZM151 227V228H150ZM156 227H158V228H156ZM194 227H196L194 230L193 229H191V228H194ZM200 227H201V233H202V236L201 235H199V234H201L200 233ZM206 229H205V228ZM213 227H215V228H213ZM241 227V229H239ZM12 228V229H11ZM35 228H37V229H35ZM53 228V229H52ZM102 228V229H101ZM116 228H117V230H116ZM156 228V229H155ZM170 228H172V230L170 229ZM177 228H179V229H177ZM208 228H210V229H208ZM221 228V229H220ZM244 228H245V231H248L247 232V234H246V232L245 231H243L244 230ZM2 229V230H1ZM11 229V230H10ZM13 229H15V230H13ZM38 229L40 230L39 232H37L38 231ZM56 229H61V231H59V234L61 233V235H59V234H57L58 233V230H56ZM66 229H68L67 231H66ZM72 229V230H71ZM74 229V230H73ZM75 229H77L76 231H75ZM87 229H88V231H87ZM93 229H95V230H93ZM101 229V230H100ZM122 229H125V231L128 233H126L125 234V231L124 230H122ZM162 229L164 230V231H162ZM171 231H173V232H171ZM208 229V230H207ZM214 229H215V231H214ZM250 229H252V231H250ZM259 229V230H258ZM24 230V231H23ZM31 230V231H30ZM54 230H56V232L54 231ZM63 230V231H62ZM80 230H82V231H80ZM108 230H109V232H108ZM113 230V231H112ZM155 230V231H154ZM184 230H185V232L187 233H185L184 232ZM192 230V231H191ZM199 232H198V231ZM205 231V230H207L206 232H202V231ZM213 230V231H212ZM4 231H6V232H4ZM16 231V232H15ZM22 231V232H21ZM29 231V232H28ZM78 231V232H77ZM94 231V232H93ZM96 231H98L99 233H97ZM100 231H102V233L100 232ZM112 231V232H111ZM115 231H117V232H115ZM120 231V232H119ZM121 231H122V234H121ZM124 231V232H123ZM140 231L142 232V233H140ZM146 231H148L147 233H143V232H146ZM167 231V232H166ZM169 231V232H168ZM177 231H179L180 233L178 234V232ZM195 231H197V233L195 232ZM208 231H210L209 233H208ZM218 231V232H217ZM222 231V232H221ZM232 231H235V232H232ZM237 231L240 233V231H243L242 232V235L240 236V234L238 233V235H237ZM254 231H256V232H254ZM30 232H32V233H30ZM62 232H64V233H62ZM81 232L83 233V234H81ZM132 232H134V234L133 235H130V233H132ZM151 232V233H150ZM153 232V233H152ZM161 233L160 235H158L159 233ZM163 232V233H162ZM193 232V233H192ZM213 232V233H212ZM216 232V233H215ZM221 232V233H220ZM12 233V234H11ZM14 233V234H13ZM20 233V235H17V234H19ZM55 233V234H54ZM89 233V234H88ZM101 233V234H100ZM165 233H166V235H165ZM176 233L178 234V235H176ZM184 233V234H183ZM189 233V234H188ZM204 233V234H203ZM212 234V235H207V234ZM228 233V234H227ZM234 234L235 233V237L232 235V234ZM249 233V234H248ZM16 234V235H15ZM69 234H71V235H69ZM80 234V235H79ZM135 234H136V236H135ZM149 234V235H148ZM153 234H156V235H158L157 237L156 236H154ZM176 235V237H175V235ZM182 234V235H181ZM196 234V235H195ZM221 234H223V235H221ZM232 236H231V235ZM252 234H253V237H252ZM16 236V238H13L12 239V237L13 236ZM29 235H33V237L31 236L30 238L28 237V238H26V237H24L23 238V236H29ZM48 237H47V236ZM54 235V236H53ZM83 235V236H82ZM92 235V236H91ZM96 235V236H95ZM101 235V236H100ZM104 235H105V237H104ZM115 235H118V236H116V238H115ZM124 235V236H123ZM126 235V236H125ZM128 235V236H127ZM142 237H141V236ZM144 235V236H143ZM147 235V236H146ZM153 235V236H152ZM165 235V237H163ZM172 235H174V236H172V238H171V236ZM184 235H186L185 237H184ZM191 235H192V237H191ZM205 235H207V237L205 236ZM228 235H230V237L228 236ZM22 236V237H21ZM36 238H35V237ZM37 236H42L43 237V239L42 238H40V240H39V237L37 238ZM64 236V237H63ZM79 236H82V238L81 237H79ZM100 236V237H99ZM120 236H121V238H123V239H119L120 238ZM123 236V237H122ZM131 236V237H130ZM203 236H205L204 238H202V240H199V238H201V237H203ZM209 236H210V238H209ZM237 236H238V238H237ZM239 236L240 237H243V238H240L239 239ZM246 236H247V240H246ZM18 237H20V238H18ZM59 237V238H58ZM70 237H74V240H69L68 238H70ZM87 237V238H86ZM92 237V238H91ZM126 237H129V238H132V239H129V238H127V239H125ZM146 237H148V238H146ZM160 237V238H159ZM183 237L186 239V238H189V239H186V240H182L183 239ZM197 237H199V238H197ZM250 237H251V240H253V241H250ZM9 238H11V239H9ZM18 238V239H17ZM26 238V239H25ZM32 238V239H31ZM34 238V239H33ZM45 238V239H44ZM48 238L50 239V241H51V246H49V244H50V241L48 240ZM53 238V239H52ZM71 238V239H72ZM90 238L92 239V240H90ZM94 238H97V239H94ZM101 238L103 239V240H106V241H102L101 240ZM118 238V239H117ZM145 239V241H144V239ZM153 239L152 240V242H150L149 241V239ZM159 238V239H158ZM167 239L166 240V242H164L165 241V239ZM173 238H174V240H173ZM176 238V239H175ZM194 238V239H193ZM196 238L199 240H196ZM233 238H237V240H235V239H233ZM256 238V240H254ZM22 239H24V241H22ZM76 239H77V241H76ZM81 239V240H80ZM86 239V240H85ZM89 239V240H88ZM100 239V240H99ZM148 239V240H147ZM156 239H158V240H156ZM170 239V240H169ZM179 239V240H178ZM191 239V240H190ZM212 239V238H211ZM214 239V238H213ZM230 239H233L232 241L230 240ZM242 239V240H241ZM4 240L5 241H7V242H4ZM14 240H17V241H15V243H17L16 244V246L14 245L15 243H14ZM18 240H19V242H18ZM30 240V241H29ZM60 241V244H58L59 242H57V241ZM69 240V241H68ZM78 240H80V241H78ZM88 240V241H87ZM95 240V241H94ZM129 240H131V242L129 241ZM147 240V241H146ZM164 240V241H163ZM169 240V241H168ZM172 240V241H171ZM178 240V241H177ZM182 240V241H181ZM189 240V242L191 243V244H189L187 241ZM193 240V241H192ZM246 240V241H245ZM3 243H2V242ZM12 241V242H11ZM46 243H45V242ZM63 241V242H62ZM72 241V242H71ZM76 241V242H75ZM84 243H82V242ZM100 241H102L101 243H100ZM107 241H108V243H107ZM126 241H127V244H126ZM135 241V242H134ZM140 241H142V242H140ZM160 241H163V243L162 242H160ZM175 241H177V242H175ZM180 241V242H179ZM197 241V242H196ZM236 241V242H235ZM247 241H249L250 243H248ZM8 242H9V244H8ZM54 242V243H53ZM56 242V243H55ZM70 244H69V243ZM79 242V243H78ZM80 242L83 244H81L80 245ZM87 242H89V243H87ZM91 242V243H90ZM149 243V245H151L150 247H149V245H148V243ZM156 242V243H155ZM160 242V244L158 245L157 243H159ZM175 242V243H174ZM185 242V243H184ZM233 242V244H234V246H233V244H231ZM242 242H246V243H242ZM254 242V243H253ZM258 244H257V243ZM13 244V245H11V244ZM48 243V244H47ZM72 243V244H71ZM73 243H75V244H73ZM78 243V244H77ZM94 243V244H93ZM96 243H98V244H96ZM107 244V245H105V244ZM128 243H129V245H128ZM137 243V244H136ZM139 243V244H138ZM143 243H145V245H143ZM151 243V244H150ZM171 243H173V244H171ZM195 243V244H194ZM240 243H242V244H240ZM257 244V246H256V244ZM261 243V244H260ZM22 244V245H21ZM38 244H39V246H38ZM45 244H46V246H45ZM87 244V245H86ZM100 244H102V246L104 247V246H107L106 248L107 249H109V248H111L110 249V251L113 249L112 247H115L114 248V250H112L111 252H112V254L115 256V257H113V255L111 254V252H110V254H108V252H109V250L108 251H106L107 249L106 248H103ZM114 244V245H113ZM120 246H119V245ZM123 244V245H122ZM126 244V245H125ZM148 245V247H149V249H146L147 248V245ZM170 244V245H169ZM180 244V245H179ZM194 244V245H193ZM222 245V246H219V245ZM249 244V246H251V245H255L254 247V249H251V247H247V245ZM260 244V245H259ZM25 245L27 246V247H25ZM28 245H30V248H29V246ZM71 245V246H70ZM73 245V246H72ZM91 245V246H90ZM93 245H94V247H93ZM95 245H98L99 246V248H103V249H99L98 247H96ZM137 245V246H136ZM139 245V246H138ZM179 245V246H178ZM187 246V247H180V246ZM195 246V247H193V246ZM199 245V246H198ZM240 245V246H239ZM243 245V246H242ZM259 245V246H258ZM3 246V247H2ZM7 246H8V248H7ZM18 246V247H17ZM22 246V247H21ZM32 246H36V248L35 247H33V248H35V249H33L32 248ZM58 246H59V248H58ZM69 246H70V248H69ZM76 246V247H75ZM86 246V247H85ZM90 246V247H89ZM110 246V247H109ZM135 246V247H134ZM142 246H143V248H142ZM158 246V247H157ZM170 246V247H169ZM176 246V248H174ZM178 246V247H177ZM188 246H190L189 248H188ZM191 246H192V248H191ZM223 246H225V247H223ZM236 246H238V249H241L240 251L238 250V249H234V248H237ZM243 248H242V247ZM247 248H249V249H247ZM264 246V245H263ZM4 247H6V248H4ZM14 247H16L15 249L12 248ZM24 247V248H23ZM68 247V248H67ZM83 247V248H82ZM92 247V248H91ZM98 248V250H100L101 251V253H100V251H97V250H92L93 248ZM117 247V248H116ZM130 247V248H129ZM132 247V248H131ZM154 247V248H153ZM171 247H173V249H171ZM196 247L198 248V249H196ZM200 247V248H199ZM233 247V248H232ZM253 247V246H252ZM21 248V249H20ZM26 248H28L29 249V251L26 249ZM39 248H42L41 250L39 249ZM51 248V249H50ZM62 248V249H61ZM63 248H64V250H63ZM73 248V249H72ZM76 248H77V250H76ZM88 248H90V249H88ZM135 248L137 249V250H135ZM145 248V249H144ZM151 248V249H150ZM156 248V249H155ZM162 248V249H161ZM184 248H185V251H184ZM226 248V249H225ZM261 250H260V249ZM263 248V249H262ZM10 249H12V250H10ZM18 250V252H17V250ZM20 249V250H19ZM49 249V250H48ZM61 249V250H60ZM134 249V250H133ZM153 249V250H152ZM162 251H161V250ZM164 249V250H163ZM168 249V250H167ZM188 249V250H187ZM192 249V250H191ZM193 249H194V253H193ZM221 249V250H220ZM262 251V253L259 251ZM10 250V251H9ZM27 250V251H26ZM54 250H56L55 251V253H54ZM63 250V251H62ZM82 250V251H81ZM90 250V252H87V251H89ZM102 250L104 251V252H102ZM133 252H132V251ZM140 250V251H139ZM145 250L147 251V252H145ZM153 251V252H151V251ZM170 250H171V252H170ZM177 250H179V251H177ZM181 250H183L184 252H180ZM235 250V251H234ZM250 250V251H249ZM257 250V251H256ZM9 251V252H8ZM14 251V252H13ZM20 251V252H19ZM24 251H26V252H24ZM94 251V252H93ZM113 251H114V253H113ZM117 251H120L119 252V254L117 253ZM131 251V252H130ZM137 251H138V253H137ZM156 251V252H155ZM167 251V253L169 252V253H171V254H167V256H166V253L165 252ZM190 251V253H188ZM202 251V250H201ZM220 254V255H222L223 257V259L222 258H220V256H219V254H217V252ZM222 251H223V253H222ZM236 253V255H235V253ZM242 251V252H241ZM259 251V252H258ZM66 252V253H65ZM69 252V254H70V256L71 257H69V254L67 255V253ZM107 252V253H106ZM122 252V253H121ZM129 252V253H128ZM139 252H141L140 253V255H139ZM145 252V253H144ZM159 254H158V253ZM163 252H164V254H163ZM186 252V253H185ZM204 252V251H203ZM249 252V253H248ZM257 252L259 253V254H257ZM15 253H17V254H15ZM25 253H27V254H25ZM39 253H41V254H39ZM54 253V254H53ZM57 253V254H56ZM62 253H64L63 255H62ZM79 253V254H78ZM92 254V256L94 257L95 256V258L96 257H100V259L99 258H93L92 256H90V255H88V254ZM95 253V254H94ZM108 254V255H106V254ZM125 254V256H124V254ZM132 253H133V257H132ZM134 253H136L137 254V256H136V254H134ZM151 253V254H150ZM152 253H154V254H152ZM162 253V254H161ZM176 253V254H175ZM205 253V252H204ZM5 254H7V255H5ZM44 254H46V255H44ZM48 254V255H47ZM49 254H51V257H52V261H49V260H51V257H49L50 255ZM53 254V255H52ZM56 254V255H55ZM76 254V255H75ZM84 254V255H83ZM87 254V255H86ZM96 254H98L97 256H96ZM105 254V255H104ZM116 254H118V256L116 255ZM131 255V256H128V255ZM148 254V255H147ZM150 254V255H149ZM175 254V255H174ZM178 254V255H177ZM181 254L183 255V256H181ZM184 254L185 255H187V256H185L184 257ZM188 254H190V255H188ZM243 256H242V255ZM246 254V255H245ZM5 255V256H4ZM18 255V256H17ZM20 255V256H19ZM23 255V256H22ZM36 255H38V256H36ZM41 255H44V256H42L41 257ZM66 255H67V259H66ZM79 255V256H78ZM86 255V256H85ZM142 255V256H141ZM160 255V257H158ZM181 257H180V256ZM234 257V258H232V256ZM240 255V256H239ZM260 255H261V257H260ZM263 255V256H262ZM8 256V257H7ZM47 258H46V257ZM62 256V257H61ZM120 256L122 257V258H126V259H123L122 260V258H120ZM138 256H139V258H138ZM140 256H141V258H140ZM144 256V257H143ZM151 256V258H149V257ZM153 256V257H152ZM164 258H163V257ZM166 256V257H165ZM172 256H173V258H172ZM178 256V257H177ZM189 256H192V257H189ZM219 256V257H218ZM242 256V257H241ZM245 256V257H244ZM17 257V258H16ZM22 257V258H21ZM53 257H58L57 258V261L59 260L61 263H59V261L57 262L56 260H55V258H53ZM68 257H69V260H68ZM80 257V258H79ZM86 257H87V259H86ZM88 257H89V259H88ZM104 257V258H103ZM131 259H130V258ZM137 257V258H136ZM194 257V258H193ZM218 257V258H217ZM235 257L237 258V259H235ZM260 257V258H259ZM5 258V259H4ZM40 258V259H39ZM48 258H50V259H48ZM92 258H93V262H91V260H92ZM110 258V259H109ZM136 258V259H135ZM143 258H145V261L146 262H148V263H146L145 261H143L144 259ZM146 258L148 259V260H146ZM154 258V261L152 260ZM159 258V259H158ZM167 258V259H166ZM171 258V259H170ZM183 260H182V259ZM222 259V260H218V259ZM240 258V259H239ZM249 258V259H248ZM1 259H3V260H1ZM44 259H46V260H44ZM80 260V262H75V260ZM97 259H99V261L97 260ZM101 259V261H102V263L101 264H106L105 263V261L104 260H102ZM114 259V261H112ZM120 259V260H119ZM130 259V260H129ZM142 259V260H141ZM151 259V260H150ZM174 259H175V262H174ZM179 259V260H178ZM185 259H186V261H185ZM188 259H191V260H188ZM194 259V260H193ZM263 259H264V257L261 259L262 260V264H264V261H263ZM38 260L39 262H37L36 263V261ZM43 260H44V262H43ZM63 260H64V262H63ZM97 260V262H99V263H95V261ZM149 260H150V262H149ZM166 260H169V262L167 261V262H165ZM181 260V261H180ZM40 261H42V262H40ZM55 261V262H54ZM112 261V262H111ZM119 261H121V263L119 262ZM125 261V262H124ZM142 261H143V263H142ZM160 261V262H159ZM188 261H189V263H188ZM217 261H218V263H217ZM224 261V262H223ZM226 261V262H225ZM239 261V262H238ZM258 261H259V263H258ZM46 262V263H45ZM111 262V263H110ZM180 262V263H179ZM184 262V263H183ZM190 262H193V263H190ZM241 262V263H240ZM4 263H2V262H0V264H4ZM129 263V264H130ZM153 263V264H154ZM158 263H156V264H158ZM212 262H211V264H213Z\"/></svg>","mask_w":264,"mask_h":264},{"label":"bare ground","instance_id":"6f19581e","mask_svg":"<svg viewBox=\"0 0 264 264\" xmlns=\"http://www.w3.org/2000/svg\"><path fill=\"white\" fill-rule=\"evenodd\" d=\"M2 1H3V0H2ZM11 1H12V0H11ZM49 1L51 2V0H49ZM54 1H55V0H54ZM69 1H70V0H69ZM96 1H97V0H96ZM100 1H101V0H100ZM116 1H117V0H116ZM116 1H115V2H116ZM118 1H119V0H118ZM121 1H123V0H121ZM128 1H129V0H128ZM137 1H138V0H137ZM145 1H146V0H145ZM151 1H152V0H151ZM156 1H157V0H156ZM158 1H159V0H158ZM158 1H157V2H158ZM162 1H163V0H162ZM162 1H160V2H162ZM190 1H191V0H190ZM195 1H196V0H195ZM195 1H194V2H195ZM218 1H219V0H218ZM222 1H223V0H222ZM228 1H229V0H228ZM250 1H251V0H250ZM42 2H43V1H42ZM42 2H41V3H42ZM71 2H72V1H71ZM135 2H136V0H135ZM135 2H134V3H135ZM139 2H140V1H138V3H139ZM160 2H159V3H160ZM178 2H179V1H178ZM186 2H187V1H186ZM192 2H193V0H192ZM197 2H198V1H197ZM197 2H196V3H197ZM210 2H211V1H210ZM213 2L215 3V0H214ZM220 2H221V1H220ZM231 2H232V1H231ZM234 2H236V1H234ZM238 2H239V0H238ZM242 2H243V1H242ZM245 2H246V1H245ZM263 2H264V1H263ZM15 3H16V2H15ZM51 3H52V2H51ZM56 3H57V2H56ZM91 3H92V1H91ZM101 3H102V2H101ZM101 3H100V4H101ZM108 3H109V2H108ZM132 3H133V2H132ZM142 3H143V2H142ZM146 3L149 4L147 1L145 2V4H146ZM163 3H164V2H163ZM179 3H180V2H179ZM188 3H189V1H188ZM196 3H195V4H196ZM221 3H222V2H221ZM232 3H233V2H232ZM250 3H251V2H250ZM254 3H255V1H254ZM34 4H35V2H34ZM53 4H54V3H53ZM53 4H52V6H54ZM65 4H66V3H65ZM86 4H88V3H86ZM86 4H84V5H86ZM89 4H90V3H89ZM100 4H99V6H98L99 8H100ZM143 4H144V3H143ZM143 4H142V5H143ZM155 4H156V3H155ZM157 4H158V3H157ZM170 4H171V3H170ZM170 4H168V5H170ZM172 4H173V3H172ZM174 4H175V3H174ZM174 4H173V5H174ZM190 4H191V3H190ZM199 4H200V3H198L197 5H199ZM222 4H223V3H222ZM225 4H226V3H225ZM243 4H244V3H243ZM248 4H249V3H248ZM11 5H12V4H11ZM41 5H42V4H41ZM92 5H93V4H90V7H89V8H91ZM96 5H98V4H96ZM101 5H102V4H101ZM114 5H115V3H114ZM117 5H118V3H117ZM186 5H187V3H186ZM197 5H196V6H197ZM204 5H205V4H204ZM220 5H221V4H220ZM223 5H224V4H223ZM226 5L228 6V4H226ZM238 5H241V3L238 4ZM52 6H51V7H52ZM56 6H57V5H56ZM61 6H62V5H61ZM102 6H103V5H102ZM105 6H106V5H105ZM110 6H111V5H110ZM132 6H133V7H136V6L138 7V4H136V6H135V5H132ZM139 6H140V5H139ZM145 6H146V5H145ZM151 6H152V4H151ZM159 6L161 7V5H159ZM171 6H172V5H171ZM181 6H183V5L181 4ZM181 6H179V7H181ZM189 6H190V5H189ZM210 6H211V5H210ZM213 6H214V5H213ZM217 6H218V5H217ZM217 6H216V7H217ZM230 6H232V5H230ZM253 6H254V5H253ZM48 7H49V6H48ZM85 7H87V6H85ZM85 7H84V8H85ZM111 7H113V6H111ZM115 7H116V5H115ZM147 7H148V5H147ZM149 7H150V4H149ZM157 7H158V6H157ZM162 7H163V5H162ZM166 7H167V5L165 6V9H166ZM173 7H174V6H172V8H173ZM175 7H176V6H175ZM177 7H178V5H177ZM183 7H184V6H183ZM186 7H187V9L189 8L188 6H186ZM225 7H226V6H225ZM238 7H239V6H238ZM241 7H243V6H241ZM245 7H246V6H245ZM248 7H249V6H248ZM20 8H21V4H20ZM25 8H26V7H25ZM30 8H31V7H30ZM30 8H29V9H30ZM32 8H33V7H32ZM53 8H54V7H53ZM53 8H52V9H53ZM56 8H57V7H56ZM60 8H61V7H60ZM71 8H72V7H71ZM74 8H75V7H74ZM102 8H103V7H102ZM118 8H121V7H118ZM127 8H128V7H127ZM145 8H146V7H145ZM145 8H144V9H145ZM172 8H171V10H172ZM191 8H192V7H191ZM191 8H190V9H191ZM211 8H212V6H211ZM211 8H209V9H211ZM219 8H220V7H219ZM219 8H218V9H219ZM228 8H229V7H228ZM228 8H227V9H228ZM251 8H252V7H251ZM251 8H250V9L248 8V9L251 10V11H254V13H255V10H256V9H255V10H254V9L252 10ZM254 8H255V7H254ZM23 9H24V8H23ZM33 9H34V8H33ZM64 9H65V8H64ZM86 9H87V8H86ZM92 9H93V8H92ZM92 9H91V11H92ZM97 9H98V8H97ZM103 9H104V8H103ZM116 9H117V8H116ZM137 9H139V7H138ZM158 9H159V8H158ZM165 9H164V12L166 11ZM195 9H197V7H196ZM195 9H192V10H195ZM224 9H225V8H224ZM224 9H221V10H224ZM230 9H231V8H230ZM233 9H234V8H233ZM235 9L238 10L237 6H235ZM239 9H240V8H239ZM242 9H244V8H242ZM1 10H2V9H1ZM36 10H37V9H36ZM50 10H51V9H50ZM54 10H55V8H54ZM73 10H75V9H73ZM81 10H82V9H81ZM83 10H84V9H83ZM89 10H90V9H89ZM109 10H110V9H109ZM114 10H115V9H114ZM129 10H130V9H129ZM135 10H136V9H135ZM142 10H143V9H142ZM145 10H146V9H145ZM145 10H144V11H145ZM148 10H149V9H148ZM154 10H155V8H154ZM179 10H180V9H179ZM181 10H182V9H181ZM183 10H185V8H184ZM213 10H215V9H213ZM213 10H212V11H213ZM216 10H217V9H216ZM221 10H219V11H221ZM231 10H232V9H231ZM236 10H234V11H236ZM240 10H241V9H240ZM240 10H239L238 12H241ZM245 10H246V9H245ZM245 10H244V11H245ZM60 11H63V6H62V10H60ZM60 11H59V12H60ZM96 11H97V10H95V12H96ZM98 11H99V10H98ZM124 11H125V10H124ZM136 11H137V10H136ZM138 11H139V10H138ZM150 11H152V9H151ZM161 11H162V8H161ZM161 11H159V13H160ZM167 11H168V10H167ZM187 11H188V10H187ZM210 11H211V10H210ZM212 11H211V14H212ZM224 11H225V10H224ZM228 11H229V9H228ZM9 12H10V10H9ZM59 12H56V13L58 14ZM63 12H64V11H63ZM65 12H66V11H65ZM81 12H83V11H81ZM84 12H85V10H84ZM87 12H88V11H87ZM87 12H86V13H87ZM128 12H129V11H128ZM139 12H141V8H140V11H139ZM155 12H157V11H155ZM162 12H163V11H162ZM172 12H173V11H172ZM183 12L186 13L185 11H183ZM183 12H182V14H184ZM214 12H215V11H214ZM216 12H217V11H216ZM221 12H222V11H221ZM229 12H231V11H229ZM246 12H247V11H245V13H246ZM10 13H11V12H10ZM32 13H33V12H32ZM35 13H36V12H35ZM43 13H44V12H43ZM56 13H55V14H56ZM86 13H84V15H85ZM93 13H94V12H93ZM101 13H102V12H101ZM101 13H100V14H101ZM119 13H120V12H119ZM122 13H123V12H122ZM137 13H138V12H137ZM137 13H133V14L135 15V14H137ZM142 13H143V12H142ZM151 13H152V12H151ZM151 13H149V15L146 14V16H147V15L150 16ZM173 13H174V12H173ZM178 13H179V12H177V15H178ZM189 13H190V12H189ZM189 13H188V14H189ZM226 13H228L227 10H226ZM232 13H235V12H232ZM245 13H244V14H245ZM249 13H250V12H249ZM257 13H258V12H257ZM15 14H17V12H15ZM33 14H34V13H33ZM68 14H69V13H68ZM98 14H99V13H98ZM124 14H125V12L123 13V16H124ZM133 14H132V10H131V14H129V16H130V15L132 16ZM138 14H139V13H138ZM138 14H137V15H138ZM143 14H144V13H143ZM164 14H165V13H164ZM182 14H181V15H182ZM188 14H187V15H188ZM203 14L205 15V12H204ZM206 14H207V13H206ZM214 14H215L216 16L218 15L217 13H214ZM214 14H212V15H214ZM239 14H240V13H239ZM247 14H248V13H247ZM0 15H1V14H0ZM11 15H12V14H11ZM22 15H23V14H22ZM31 15H32V14H31ZM44 15H45V14H44ZM91 15H92V13H91ZM91 15H90V16H91ZM114 15H116V14H114ZM114 15H113V16H114ZM141 15H142V14H141ZM141 15H140V16H141ZM153 15H154V13H153ZM155 15H156V14H155ZM155 15H154V16H155ZM157 15H159V14H157ZM160 15H161V14H160ZM177 15H176V17H175V16H174V17L177 18ZM181 15H179V17H181ZM209 15H210V14H209ZM221 15H222V14H220V16H221ZM235 15H237V14H235ZM235 15H234V16H235ZM248 15H249V14H248ZM248 15H246V16H248ZM261 15H263L262 12H261ZM33 16H34V15H33ZM129 16H128V17H129ZM135 16H136V15H135ZM142 16H143V15H142ZM161 16H162V15H161ZM161 16H160V17H161ZM168 16H169V15H168ZM183 16H184V15H183ZM196 16H197V14H196ZM207 16H208V15H207ZM226 16H227V14H226ZM226 16H225V17H226ZM230 16H231V19H232V15H230ZM243 16H244V15H243ZM243 16H242V17H243ZM18 17H19V16H18ZM64 17H65V16H64ZM78 17H79V16H78ZM88 17H89V16H88ZM108 17H109V16H108ZM121 17H122V15H121ZM124 17H126V16H124ZM128 17H127V18H128ZM144 17H145V16H144ZM144 17H143V18H144ZM152 17H153V16H152ZM156 17H158V16H156ZM164 17H165V16H164ZM171 17H172V16H170V18H171ZM193 17H194V16H193ZM197 17H198V16H197ZM199 17H201V15H199ZM218 17H219V15H218ZM218 17H217V18H218ZM227 17H228V16H227ZM236 17H237V16H236ZM248 17H249V16H248ZM259 17H260V16H259ZM261 17H262V16H261ZM263 17H264V16H263ZM263 17H262L261 19H263ZM28 18H29V17H28ZM33 18H34V17H33ZM35 18H36V17H35ZM44 18H45V16H44ZM49 18H50V20H51V17H49ZM79 18H80V17H79ZM85 18H86V17H85ZM103 18H104V17H103ZM117 18H118V17H117ZM117 18H116V19H117ZM135 18H136V17H135ZM137 18H138V17H137ZM146 18H147V17H146ZM149 18H150V17H149ZM167 18H168V17H167ZM184 18L186 19V14H185V17H184ZM188 18H189V15H188ZM194 18H195V17H194ZM214 18H215V17H214ZM243 18H244V17H243ZM18 19H19V18H18ZM58 19H60V18H58ZM61 19H62V18H61ZM63 19H64V18H63ZM132 19H133V18H132ZM147 19H148V18H147ZM151 19H152V18H151ZM151 19H150V20H151ZM160 19H162V18H160ZM197 19H200V18H197ZM218 19H219V18H218ZM229 19H230V18H229ZM241 19H242V18H241ZM258 19H259V18H258ZM28 20H29V19H28ZM33 20H35V19H33ZM66 20H67V19H66ZM68 20H69V19H68ZM89 20H90V19H89ZM99 20H100V19H99ZM112 20H113V19H112ZM123 20H125V19H123ZM134 20H135V19H134ZM148 20H149V19H148ZM148 20H146V21H148ZM173 20H174V19H173ZM178 20H179V19H178ZM178 20H176V21H178ZM180 20H181V19H180ZM210 20H211V17H210ZM215 20H217V19H215ZM215 20H214V21H215ZM233 20H235V18H234ZM31 21H32V17H31ZM61 21H62V20H61ZM61 21H60V22H61ZM136 21H138V20H136ZM141 21H143V20H141ZM144 21H145V19H144ZM154 21H155V25H156V24H157V21H156V20H154ZM159 21H161V20H159ZM164 21H165V20H164ZM164 21H163V22H164ZM190 21H191V20H190ZM195 21H196V20H195ZM208 21H209V20H208ZM208 21H207V22H208ZM218 21H219V20H218ZM225 21H226V20H225ZM225 21H224V22H225ZM228 21H229V20H228ZM240 21H241V20H240ZM256 21H257V20H256ZM62 22L64 23V20H63ZM62 22H61V23H62ZM89 22H90V21H89ZM114 22L117 24L116 21H114ZM163 22H160V24H161V23L163 24ZM168 22H169V21H168ZM186 22H187V21H185V23H186ZM193 22H194V21H192V24H193ZM199 22H200V21H199ZM205 22H206V21H205ZM219 22H220V21H219ZM230 22H231V21H230ZM261 22L263 23V21H261ZM23 23H24V22H23ZM58 23H59V22H58ZM75 23H76V22H75ZM93 23H94V22H93ZM107 23H109V22H107ZM136 23H137V22H136ZM138 23H139V22H138ZM147 23H148V22H147ZM147 23H145L144 25H147ZM195 23H196V22H195ZM195 23H194V24H195ZM197 23H198V21H197ZM197 23H196V24H197ZM202 23H204V22H201V24H202ZM208 23H209V22H208ZM215 23L217 24L218 22H215ZM252 23H253V22H252ZM41 24H42V22H41ZM47 24H48V23H47ZM59 24H60V23H59ZM64 24L66 25V22H65ZM79 24H80V23H79ZM79 24H78V25H79ZM83 24H84V23H83ZM139 24H140V23H139ZM139 24H138V25H139ZM141 24H143V23H141ZM148 24H149V23H148ZM158 24H159V23H158ZM160 24H159V26H160ZM166 24H167V22H166ZM166 24H165V25H166ZM190 24H191V22H190ZM194 24H193V27H194ZM198 24H199V23H198ZM201 24H200V25H201ZM212 24H213V23H212ZM225 24H226V23H225ZM236 24H237V23H236ZM245 24H246V23H245ZM257 24H258V23H257ZM257 24H256V25H257ZM55 25H57V24H55ZM89 25H90V24H89ZM104 25H105V24H104ZM104 25H103V26H104ZM107 25L109 26L110 24H107ZM117 25H118V24H117ZM126 25H127V24H126ZM133 25H135V23H134ZM155 25H153V26H155ZM183 25H184V24H183ZM186 25L188 26V24H186ZM186 25H185V29H186ZM203 25L206 26L205 23H204ZM222 25H223V24H222ZM260 25H261V24H260ZM14 26H15V25H14ZM28 26H29V25H28ZM36 26H37V25H36ZM95 26H96V25H95ZM110 26H111V25H110ZM135 26H137V25H135ZM147 26H148V25H147ZM167 26H168V25H167ZM174 26L176 27V25H174ZM181 26H182V25H181ZM181 26H179V24L177 25V27H179V28H180ZM213 26H214V25H213ZM216 26L220 28L221 25H220V26L216 25ZM227 26H228V25H227ZM229 26H232V24H230ZM233 26H234V25H233ZM19 27H20V26H19ZM59 27H60V25H59ZM75 27H76V26H75ZM98 27H100V26L98 25ZM98 27H97V28H98ZM111 27H112V26H111ZM132 27H133V26H132ZM138 27H139V26H138ZM156 27H158V26H156ZM160 27H161V26H160ZM163 27H164V26H163ZM165 27H166V26H165ZM188 27H189V26H188ZM191 27H192V26H191ZM193 27H192V28H193ZM196 27H197V26H196ZM258 27H259V26H258ZM16 28H18V27L16 26ZM21 28H22V27H21ZM24 28H25V27H24ZM26 28H27V27H26ZM47 28H48V27H47ZM63 28H64V27H63ZM80 28H81V27H80ZM116 28H117V27H116ZM118 28H119V27H118ZM140 28H141V27H140ZM142 28H143V27H142ZM149 28H150V26H149ZM167 28H169V27H167ZM192 28H189V29H192ZM202 28H203V27H202ZM210 28H211V27H210ZM221 28H222V26H221ZM49 29H50V28H49ZM65 29L67 30L66 26H65ZM68 29H69V27H68ZM72 29H74V28L72 27ZM72 29L70 28V30H72ZM100 29H101V28H100ZM100 29H99V30H100ZM107 29H108V28H107ZM107 29H106V30H107ZM114 29H115V28H114ZM114 29L112 28L113 31H114ZM121 29H123V25H122V28H121ZM121 29H120V30H121ZM126 29H127V28H126ZM135 29H137V28H135ZM144 29H145V28H144ZM160 29H162V28H160ZM163 29H165V28H163ZM171 29H172V28H170V30H171ZM173 29H174V28H173ZM176 29H177V28H176ZM180 29H181V30H180ZM180 29L178 30V32L183 30V28H180ZM189 29H188V30H189ZM206 29H208V28H206ZM206 29H205V30H206ZM226 29H227V28H226ZM226 29H224V30H226ZM46 30H47V29H46ZM85 30H86V29H85ZM102 30H103V29H102ZM102 30H101V31H102ZM109 30H110V29H109ZM112 30H111V31H112ZM115 30H116V29H115ZM118 30H119V29H118ZM123 30H124V29H123ZM123 30H122V31H123ZM127 30H128V29H127ZM130 30L132 31V29H130ZM139 30H140V29H139ZM158 30H159V28H158ZM192 30H193V29H192ZM192 30H191V31H192ZM202 30H204V29H202ZM219 30H220V29H219ZM228 30H229V28H228ZM228 30H227V31H228ZM231 30H233V29L231 28ZM17 31H18V29H17ZM20 31H21V30H20ZM24 31H25V30H24ZM44 31H45V30H44ZM47 31H48V30H47ZM72 31H73V30H72ZM74 31H75V30H74ZM122 31H121V32H122ZM125 31H126V30H125ZM140 31L142 32V31H144V30H140ZM151 31H155V30H150V32H151ZM166 31H168V30H166ZM175 31H176V30H175ZM184 31H185V30H184ZM211 31H212V29H211ZM221 31H222V29H221ZM258 31H259V30H258ZM258 31H257V32H258ZM8 32H9V31H8ZM8 32H7V33H8ZM65 32H66V31H65ZM118 32H119V31H118ZM144 32H146V31H144ZM150 32H148V33H150ZM160 32H161V31H160ZM171 32H174V31H171ZM189 32H190V31H188V33H189ZM207 32H208V31H207ZM213 32H214V31H213ZM223 32H224V31H223ZM228 32H229V31H228ZM238 32H239V31H238ZM262 32H263V31H262ZM18 33H19V32H18ZM52 33H53V32H52ZM63 33H64V32H63ZM128 33H129V31H128ZM137 33H138V32H137ZM168 33H170V32H167V34H168ZM180 33H182V32H180ZM188 33L186 34V37L190 35V34H188ZM194 33H196V32H194ZM216 33H217V32H216ZM240 33H241V32H240ZM242 33H243V32H242ZM16 34H17V33H16ZM56 34H57V33H56ZM58 34H59V33H58ZM113 34H114V33H113ZM120 34H121V33H120ZM125 34H127V33H125ZM139 34H140V32H139ZM152 34H154V33H152ZM152 34H151V35H152ZM164 34H165V32L163 33V35H164ZM167 34H166V35H167ZM182 34H183V33H182ZM192 34H193V33H192ZM204 34H206V33H204ZM243 34H244V33H243ZM261 34H262V33H261ZM261 34H260V35H261ZM114 35H115V34H114ZM121 35H122V34H121ZM155 35H158V34H155ZM166 35H165V36H166ZM168 35H169V34H168ZM174 35H176V37H177V34H176V33H174ZM207 35H208V34H207ZM213 35H215V34H213ZM221 35H222V34H221ZM224 35H225V34H224ZM244 35H245V34H244ZM13 36H14V34H13ZM22 36H23V35H22ZM60 36H61V35H60ZM70 36H71V35H70ZM70 36H69V37H70ZM78 36H79V35H78ZM152 36H153V35H152ZM152 36H151V37H152ZM219 36H220V35H219ZM33 37H34V36H33ZM63 37H65V36H63ZM69 37H68V38H69ZM81 37H82V35H81ZM101 37H103V36H101ZM107 37H108V36H107ZM115 37H116V36H115ZM120 37H122V36H120ZM120 37H119V38H120ZM137 37H138V36H137ZM151 37H150V38H151ZM153 37H155V36H153ZM166 37H167V36H166ZM166 37L162 36V39H161V40H163V41H164V39L166 40V39H167ZM168 37H169V36H168ZM176 37H175V38H176ZM180 37H181V36H180ZM191 37H192V36H191ZM196 37H197V36H196ZM201 37H202V36H200V38H201ZM203 37H204V36H203ZM227 37H228V35H227ZM234 37H235V36H234ZM240 37H241V35H240ZM240 37H239V39H240ZM12 38H14V37H12ZM24 38H25V37H24ZM27 38H28V36H27ZM61 38H62V37H61ZM71 38H72V36H71ZM71 38H70V39H71ZM83 38H84V37H83ZM99 38H100V37H99ZM119 38H116L117 41H118ZM125 38H126V37H125ZM150 38H149V39H150ZM160 38H161V36L159 37V39H160ZM175 38H174V39H175ZM192 38H193V37H192ZM200 38H197V39H200ZM209 38H210V37H209ZM212 38H213V37H212ZM231 38H232V35H231ZM34 39H35V38H34ZM38 39H39V38H38ZM45 39H46V38H45ZM58 39H60V38H58ZM65 39H66V38H65ZM70 39H69V40H70ZM105 39H106V38H105ZM105 39H104V42H105ZM112 39H114V38H112ZM112 39H111V40H112ZM116 39H115V40H116ZM151 39H152V38H151ZM184 39H185V37H184ZM221 39H222V38H221ZM224 39H225V38H224ZM235 39H236V38H235ZM242 39H243V37H242ZM11 40H12V39H11ZM36 40H37V38H36ZM71 40H72V39H71ZM71 40H70V41H71ZM73 40H74V38H73ZM73 40H72V41H73ZM94 40H95V39H94ZM100 40H101V39H100ZM120 40H121V39H120ZM157 40H158V39H157ZM172 40H173V39H172ZM172 40H171V42H172ZM181 40H183V38H182ZM186 40H187V39H186ZM191 40H192V42H193V39H191ZM227 40H228V39H227ZM227 40H226V41H227ZM230 40H232V39H230ZM237 40H238V39H237ZM260 40H261V39H260ZM54 41H55V39H54ZM57 41H58V40H57ZM59 41H60V40H59ZM63 41H64V40H63ZM76 41H77V40H76ZM97 41H98V40H97ZM117 41H116V42H117ZM142 41H143V40H142ZM142 41H141V42H142ZM163 41H162V43H163ZM179 41H180V39H179ZM179 41H178V43H179ZM187 41H189V39H188ZM187 41H186V42H187ZM194 41L196 42L195 39H194ZM198 41H199V40H198ZM210 41H211V40H210ZM242 41H243V40H242ZM242 41H241V42H242ZM262 41H263V39L261 40V42H262ZM18 42H19V41H18ZM33 42H34V41H33ZM33 42L31 41V43H33ZM40 42H41V39H40ZM47 42H48V41H47ZM77 42H78V41H77ZM100 42H101V41H100ZM102 42H103V41H102ZM111 42H112V41H111ZM116 42L114 43L115 45H116ZM118 42H119V41H118ZM121 42H122V41H121ZM129 42H130V41H129ZM129 42H128V43H129ZM141 42L139 43L140 45H141ZM166 42L169 43L168 41H166ZM186 42H185V43H186ZM189 42H190V41H189ZM189 42H187V43L189 44ZM217 42H218V41H217ZM222 42H223V41H222ZM258 42H260V41H258ZM258 42H256L257 45H258ZM20 43H21V42H20ZM22 43H23V42H22ZM45 43H46V42H45ZM68 43H70V42L68 41ZM80 43H82V42H80ZM112 43H113V42H112ZM128 43H127V44H128ZM132 43H133V42H132ZM158 43H159V42H158ZM164 43H165V42H164ZM167 43H166V44H167ZM174 43H176V42H174ZM178 43H177V44H178ZM187 43H186V46H187ZM204 43H206V42H204ZM215 43H216V41H215ZM242 43H243V42H242ZM246 43H247V42H246ZM262 43H263V42H262ZM41 44H42V43H41ZM106 44H107V43H106ZM127 44L124 43V45H127ZM133 44H134V43H133ZM133 44H132V45H133ZM135 44H136V43H135ZM166 44H165V45H166ZM190 44H191V43H190ZM224 44H225V43H224ZM240 44H241V43H240ZM249 44H251V43H249ZM256 44H255V45H256ZM81 45H83V43H82ZM81 45H80V46H81ZM89 45H90V44H89ZM101 45H102V44H101ZM103 45H105V44H103ZM107 45H109V43H108ZM117 45H118V44H117ZM214 45H215V44H214ZM214 45H213V46H214ZM216 45H217V44H216ZM230 45H231V44H230ZM242 45H243V44H242ZM252 45H253V44H252ZM259 45H261V44L259 43ZM0 46H1V45H0ZM39 46H40V44H39ZM52 46H53V45H51V47H52ZM61 46H62V45H61ZM67 46L69 47V44H68ZM72 46H73V45H72ZM119 46H121V45H119ZM135 46H138V47H139V45H135ZM167 46H168V44H167ZM167 46H165V47L167 48ZM170 46H171V44H170ZM174 46H176V45H174ZM191 46H192V45H191ZM194 46H195V45H194ZM218 46H219V45H218ZM249 46H250V45H249ZM261 46H262V45H261ZM1 47H2V46H1ZM1 47H0V48H1ZM46 47H47V45H46ZM68 47H66V48H68ZM78 47H79V46H78ZM78 47H77V49H78ZM109 47H110V46H109ZM112 47H113V46H112ZM145 47H146V46H145ZM145 47H144V48H145ZM171 47H172V46H171ZM181 47H182V44H181ZM181 47H180V49H181ZM192 47H193V46H192ZM195 47H197V46H195ZM195 47H194V48H195ZM221 47H222V46H221ZM221 47H220V48H221ZM258 47H259V46H258ZM262 47H263V46H262ZM13 48H14V47H13ZM13 48H12V49H13ZM21 48H23V47H21ZM24 48H25V47H24ZM32 48H33V46H32ZM53 48H54V46H53ZM55 48H57V47H55ZM81 48H82V47H81ZM100 48H104V47L102 46V47H100ZM110 48H111V47H110ZM110 48H109V49H110ZM136 48H137V47H135V49H136ZM139 48L142 49V47H139ZM166 48H165V49H166ZM169 48H170V47H169ZM200 48H201V47H200ZM206 48H207V46H206ZM224 48H225V46H224ZM246 48H247V47H246ZM254 48H255V47H254ZM256 48H257V47H256ZM27 49H28V47H27ZM62 49H63V48H62ZM62 49H61V50H62ZM68 49H69V48H68ZM95 49H96V48H95ZM104 49H105V48H104ZM114 49H115V48H114ZM170 49H171V48H170ZM195 49H196V48H195ZM195 49H194V50H195ZM198 49H199V48H198ZM198 49H197V51H198ZM209 49H211V48H209ZM214 49H215V48H214ZM214 49H213V50H214ZM217 49H218V48H217ZM217 49H216V50H217ZM242 49H243V47H242ZM247 49H249V48H247ZM259 49H260V48H259ZM10 50H11V49H10ZM24 50H25V52H26V49H24ZM31 50H32V49H31ZM34 50H35V49H34ZM47 50H48V49H47ZM66 50H67V49H66ZM74 50H75V49H74ZM107 50H108V48H107ZM115 50H116V49H115ZM115 50H114V52L117 51V50H116V51H115ZM136 50H138V48H137ZM144 50H145V49H144ZM162 50H163V49H162ZM162 50H161V51H162ZM166 50H167V49H166ZM168 50H169V49H168ZM168 50H167V51H168ZM182 50H183V49H182ZM188 50H189V49H188ZM188 50H187V51H188ZM190 50H191V49H190ZM207 50H208V49H207ZM207 50H206V51H207ZM213 50H212V51H213ZM28 51H29V50H28ZM28 51H27V52H28ZM57 51H58V50H57ZM57 51H56V52H57ZM112 51H113V50H112ZM129 51H131V50H129ZM149 51H150V50H149ZM153 51H154V50H153ZM153 51H152V52H153ZM164 51H165V50H164ZM173 51H174V48H173ZM183 51H184V50H183ZM195 51H196V50H195ZM208 51H209V50H208ZM249 51H250V49H249ZM249 51L247 50V52H249ZM256 51H257V50H256ZM259 51H260V50H259ZM259 51H257V52H259ZM1 52H2V51H1ZM14 52H15V51H14ZM39 52H40V51H39ZM43 52H44V51H43ZM43 52H42V53H43ZM60 52H61V51H60ZM60 52H59V53H60ZM87 52H88V50H87ZM144 52H146V50H145ZM150 52H151V51H150ZM170 52H171V51H170ZM189 52H190V51H189ZM189 52H188V53L185 52V53L189 54ZM198 52H199V51H198ZM222 52H223V51H222ZM244 52H245V51H244ZM252 52H253V51H252ZM257 52H255V55H256V56H257V54H256ZM261 52H262V51H261ZM261 52H260L259 54H262L264 51H263L262 53H261ZM3 53H4V52H3ZM33 53H35V52H33ZM37 53H38V52H37ZM37 53H36V54H37ZM42 53H41V54H42ZM45 53H46V51H45ZM51 53H53L52 50H51ZM51 53H50V54H51ZM72 53H73V52H72ZM76 53H77V52H76ZM111 53H112V52H111ZM116 53H117V52H116ZM118 53H119V52H118ZM135 53H138V52H135ZM139 53H140V51H139ZM148 53H149V52H148ZM158 53H159V52H158ZM166 53L168 54V52H166ZM179 53H180V52H179ZM220 53H221V52H220ZM245 53H246V52H245ZM249 53H250V52H249ZM253 53H254V52H253ZM83 54H84V53H83ZM83 54H82V55H83ZM113 54H114V53H113ZM150 54H151V53H150ZM160 54H161V53H160ZM160 54H159V56H160ZM171 54H172V53H171ZM173 54H174V52H173ZM192 54H193V53H191V55H192ZM199 54H200V53H199ZM239 54H240V53H239ZM259 54H258V56H260ZM8 55H9V54H8ZM19 55H20V54H19ZM25 55H26V54H25ZM30 55H31V54H30ZM32 55H33V54H32ZM45 55H46V54H45ZM86 55H87V54H86ZM86 55H85V56H86ZM117 55H118V54H117ZM138 55H139V54H138ZM140 55L142 56V55H144V54H140ZM145 55H146V54H145ZM145 55H144V56H145ZM153 55H154V54H153ZM155 55H156V54H155ZM155 55H154V56H155ZM182 55H183V54H182ZM194 55H197V54H194ZM209 55H210V54H209ZM209 55H207V56H209ZM213 55H214V54H213ZM234 55H235V54H234ZM250 55H251V54H250ZM263 55H264V53H263ZM12 56H13V54H12ZM46 56H47V55H46ZM83 56H84V55H83ZM114 56H115V55H114ZM128 56H129V55H128ZM130 56H131V55H130ZM133 56H134V55H132V57H133ZM156 56H157V55H156ZM168 56H169V54H168ZM175 56H176V55H175ZM179 56H180V55H179ZM187 56H188V55H187ZM198 56H199V55H198ZM198 56H197V58H198ZM207 56H206V57H207ZM230 56H231V55H230ZM236 56H237V55H236ZM238 56H239V55H238ZM240 56H241V55H240ZM240 56H239V57H240ZM244 56L246 57V54H245ZM251 56H252V55H251ZM4 57H5V56H4ZM33 57H34V56H33ZM47 57H48V56H47ZM49 57H50V56H49ZM52 57H53V56H52ZM52 57H51V58H52ZM70 57H71V56H70ZM147 57H148V56H147ZM150 57H151V56H150ZM150 57H148V58H150ZM160 57H161V56H160ZM190 57H191V56H190ZM194 57H195V56H194ZM203 57H204V56H203ZM206 57H205V58H206ZM210 57H211V56H210ZM221 57H222V56H221ZM242 57H243V56H242ZM248 57H249V56H248ZM25 58H26V57H25ZM72 58H73V57H72ZM75 58H76V57H75ZM82 58H83V57H82ZM104 58H105V57H104ZM143 58H144V57H143ZM143 58H142V59H143ZM161 58H163V57H161ZM161 58H160V59H161ZM175 58H176V57H175ZM183 58H184V57H183ZM185 58H186V57H185ZM201 58H202V55H201ZM215 58H216V57H215ZM219 58H220V57H219ZM223 58H224V57H223ZM228 58H229V57H228ZM228 58H227V59H228ZM233 58H235V57L233 56ZM236 58L238 59V57H236ZM236 58H235V60H236ZM260 58H261V57H260ZM41 59H42V58H41ZM59 59H61V58H59ZM73 59H74V58H73ZM84 59H85V58H84ZM109 59H110V58H109ZM145 59H146V58H145ZM151 59H152V58H151ZM158 59H159V58H158ZM172 59H173V58H172ZM192 59H194V58H192ZM206 59H207V58H206ZM239 59H240V58H239ZM239 59H238V60H239ZM4 60H5V59H4ZM25 60H26V59H25ZM37 60H38V59H37ZM45 60H47V58H46ZM51 60H52V59H51ZM53 60H54V58H53ZM61 60H62V59H61ZM61 60H60V61H61ZM81 60H82V59H81ZM131 60H133V59H130V61H131ZM146 60H147V59H146ZM149 60H150V59H149ZM164 60H165V58H164ZM164 60H162V63H164V62H163ZM195 60H196V59H195ZM203 60H204V59H203ZM213 60H215V59H213ZM217 60H219V59H217ZM230 60H231V59H230ZM230 60H229V62H230ZM261 60H262V59H261ZM70 61H71V60H70ZM73 61H74V60H73ZM96 61H97V60H96ZM130 61H128V62L131 63ZM165 61H166V60H165ZM182 61H184V60H182ZM186 61H187V59H186ZM206 61H207V60H204V63H205ZM222 61H223V60H222ZM222 61H221V62H222ZM233 61H234V60H233ZM239 61H242V60H239ZM245 61H246V60H245ZM257 61H258V60H257ZM4 62H5V61H4ZM17 62H18V61H17ZM17 62H16V63H17ZM21 62H22V61H21ZM23 62H24V61H23ZM27 62H28V61H27ZM76 62H78V60H77ZM76 62H74V63H76ZM90 62H91V61H90ZM146 62H147V61H146ZM158 62H159V61H158ZM180 62H181V61H180ZM187 62H188V61H187ZM190 62H191V61H190ZM190 62H189V63H190ZM194 62H195V61H194ZM201 62H203V61H201ZM213 62H216V61H213ZM219 62H220V61H218V63H219ZM221 62H220V63H221ZM225 62H226V61H225ZM243 62H244V59H243ZM258 62H259V61H258ZM261 62H263V61H261ZM30 63H31V62H30ZM41 63H43V62H41ZM59 63H60V62H59ZM59 63H57V64H59ZM63 63H64V62H63ZM92 63H93V62H92ZM124 63H125V62H124ZM135 63H136V60H135ZM141 63H143V62H141ZM160 63H161V62H160ZM173 63H174V61H173ZM183 63H184V62H183ZM218 63H217V64H218ZM231 63L234 64V62H231ZM239 63H240V62H239ZM239 63H238V64H239ZM263 63H264V62H263ZM6 64H7V63H6ZM8 64H9V63H8ZM57 64H55V65H57ZM64 64H65V63H64ZM79 64H80V63H79ZM81 64H82V63H81ZM83 64H84V63H83ZM86 64H88V63H85V65H86ZM90 64H91V63H90ZM96 64H98V62H96ZM138 64H139V63H138ZM144 64H146V63H144ZM149 64H150V63H149ZM149 64H148V65H149ZM157 64H158V63H157ZM179 64H180V63H179ZM192 64H193V63H192ZM202 64H203V63H202ZM212 64L214 65V63H212ZM215 64H216V63H215ZM217 64H216V65H217ZM225 64H226V63H225ZM242 64H243V63H242ZM244 64H246V63L244 62ZM244 64H243V66H244ZM18 65H19V63H18ZM20 65H21V64H20ZM36 65H37V64H35L34 66H36ZM43 65H44V63H43ZM70 65H71V64H70ZM70 65H69V67H70ZM88 65H89V64H88ZM98 65H99V64H98ZM100 65H101V63H100ZM106 65H107V64H106ZM127 65H128V64H127ZM130 65H131V64H130ZM142 65H143V64H142ZM164 65H165V64H164ZM172 65H173V64H172ZM181 65H182V64H181ZM188 65H189V64H188ZM199 65H200V64H199ZM45 66H46V65H45ZM74 66H75V65H74ZM80 66H82V65H80ZM144 66H145V65H144ZM152 66H153V65H152ZM185 66H186V65H185ZM214 66H215V65H214ZM247 66H248V65H247ZM259 66H260V65H259ZM262 66H263V65H262ZM262 66H261V67H262ZM36 67H37V66H36ZM36 67H35V68H36ZM54 67H55V66H54ZM63 67H64V66H63ZM63 67H62V68H63ZM69 67H67V68L69 69ZM88 67H89V66H88ZM129 67L131 68V67H133V66H129ZM138 67H139V66H138ZM141 67H142V66H141ZM146 67H147V66H146ZM160 67H162V66H160ZM160 67H159V68H160ZM163 67H164V66H163ZM170 67H171V66H170ZM181 67H182V66H181ZM183 67H184V65H183ZM186 67H187V66H186ZM188 67H189V66H188ZM205 67H206V66H205ZM210 67H212V66L210 65ZM220 67H221V66H220ZM231 67H233V66H231ZM231 67H230V68H231ZM234 67H235V66H234ZM244 67H245V66H244ZM257 67H258V66H257ZM37 68H38V67H37ZM40 68H41V67H40ZM56 68H57V67H56ZM62 68H60V69H62ZM70 68H72V66H71ZM86 68H87V67H86ZM100 68H103V67H100ZM100 68H99V69H100ZM104 68H106V67H104ZM127 68H128V67H127ZM144 68H145V67H144ZM144 68H143V69H144ZM150 68H151V65H150ZM152 68H153V67H152ZM152 68H151V69H152ZM164 68H165V67H164ZM168 68H169V67H168ZM192 68H194V67H192ZM199 68H200V67H199ZM202 68H203V67H202ZM202 68H200V69L202 70ZM215 68H216V67H215ZM217 68H218V67H217ZM230 68H229V69H230ZM235 68H236V67H235ZM241 68H243V67H240L239 70H241ZM249 68H251V67L249 66ZM249 68H248V69H249ZM32 69L34 70V68H32ZM51 69H52V68H51ZM65 69H66V68H65ZM91 69H92V68H91ZM96 69H97V67H96ZM99 69H98V71H99ZM123 69H124V68H123ZM134 69L136 70V68H134ZM147 69H149V68H147ZM157 69H158V67H157ZM160 69H161V68H160ZM184 69H186V68H184ZM187 69H190V68H187ZM187 69H186V70H187ZM195 69H196V68H195ZM195 69H194V70H195ZM197 69H198V68H197ZM207 69H208V68H207ZM207 69H206V70L204 69V71H207V72H208L209 69H208V70H207ZM223 69H224V68H223ZM227 69H228V68H227ZM256 69H260V67H259V68H256ZM256 69H255V72H257ZM263 69H264V67H263ZM1 70H4V68H3V69L1 68ZM36 70H37V69H36ZM103 70H104V69H103ZM109 70H110V68H109ZM117 70H118V69H117ZM135 70H134V71H135ZM140 70H142V69L140 68ZM155 70H156V69H155ZM158 70H159V69H158ZM158 70H157V71H158ZM171 70H172V68H171ZM191 70H193V69H191ZM211 70H212V69H210V71H211ZM216 70H217V69H216ZM216 70H215V72H216ZM239 70H237V68H236V69L233 70V71H235V73H237ZM246 70H247V69H246ZM253 70H254V69H253ZM5 71H6V70H5ZM14 71H15V70H14ZM61 71H62V70H61ZM91 71H92V70H91ZM93 71H94V70H93ZM96 71H97V70H96ZM100 71H101V70H100ZM106 71H107V68H106ZM118 71H119V70H118ZM121 71H122V70H121ZM157 71H156V72L154 71V74L157 73ZM160 71H161V70H160ZM167 71H168V69H167ZM187 71H188V70H187ZM198 71H200V70H198ZM213 71H214V69H213ZM217 71H219V69H218ZM220 71H221V69H220ZM225 71H226V70H225ZM227 71H228V70H227ZM230 71L232 72V68L230 69ZM241 71H243V70H241ZM244 71H245V70H244ZM244 71H243V73H244ZM247 71H248V70H247ZM250 71H251V69H250ZM258 71H259V70H258ZM260 71H261V70H260ZM8 72H10V71H8ZM27 72H28V71H27ZM36 72H37V71H36ZM36 72H35V73H36ZM53 72H55V71H53ZM80 72H81V71H80ZM127 72H128V71H127ZM142 72H143V71H142ZM146 72H148V70H147ZM150 72H151V71H150ZM180 72H181V71H180ZM184 72H185V71H184ZM211 72H212V71H211ZM211 72H210V74L207 73V75L209 74V76H208V77H209V80L212 82V81L214 80V78H213V77H212V78L210 77V76H212V75H211V74H212ZM222 72H223V70H222ZM251 72H252V71H251ZM32 73H33V72H32ZM38 73H39V71H38ZM45 73H46V72H45ZM90 73H91V72H90ZM93 73H94V72H92V74H93ZM95 73H96V72H95ZM97 73L100 74L99 72H97ZM114 73H115V72H114ZM119 73H120V72H119ZM122 73H123V71H122ZM151 73H152V72H151ZM160 73H161V72H160ZM160 73H159V74H160ZM162 73H163V72H162ZM165 73H166V72H165ZM168 73L170 74V72H168ZM192 73H194V72H192ZM225 73H226V72H225ZM252 73H253V72H252ZM252 73H251V74H252ZM260 73H262V72H260ZM263 73H264V72H263ZM263 73L260 74L259 76L262 77ZM9 74H10V73H9ZM9 74H8V75H9ZM79 74H80V73H79ZM81 74H82V72H81ZM124 74H125V73H124ZM142 74H143V73H142ZM147 74H148V73H147ZM159 74H158V75H159ZM169 74H168V75H169ZM187 74H188V73H187ZM196 74H197V73H195V76L197 77ZM202 74H204V72H203ZM217 74H218V73H217ZM244 74H246V73H244ZM244 74H243V75H244ZM248 74H249V73H248ZM248 74H247L248 77H247V76L244 77V78L246 79V82H247V80H249V77L251 76L250 74H249V75H248ZM11 75H12V74H11ZM46 75H47V74H46ZM86 75H87V74H86ZM90 75H91V74H90ZM101 75H102V74H101ZM108 75H109V74H108ZM110 75H111V74H110ZM116 75H117V74H116ZM116 75H115V76H116ZM145 75H146V74H145ZM160 75H161V74H160ZM163 75H164V74H163ZM163 75H162V76H163ZM168 75H167V76H168ZM192 75H194V74H192ZM198 75H200V73H198ZM207 75H206V76H207ZM213 75H214V74H213ZM254 75H255V74H254ZM256 75H257V74H256ZM30 76H31V75H30ZM56 76H57V75H56ZM58 76H59V75H58ZM84 76H85V75H84ZM84 76L82 77V79H84ZM96 76H97V75H96ZM96 76L94 75V77H96ZM99 76H100V75H99ZM105 76H106V75H105ZM121 76H122V75H121ZM136 76H137V75H136ZM148 76H151V75L149 74ZM162 76H161V77H162ZM181 76H182V75H181ZM187 76H188V75H187ZM190 76H191V75H190ZM190 76H189V77H190ZM216 76H217V75H216ZM230 76L232 77L233 74L230 75ZM239 76H241V74H240ZM252 76H253V75H252ZM40 77H42V76H40ZM76 77H77V76H76ZM106 77H107V76H106ZM118 77H119V76H118ZM122 77H123V76H122ZM142 77H143V76H142ZM161 77H158V78H161ZM163 77H164V76H163ZM182 77H183V76H182ZM193 77H194V76H193ZM193 77H191V78H193ZM202 77H203V75L200 76V79H201V81H204V79L202 80ZM217 77H218V76H217ZM217 77H216V78H217ZM234 77H236V76H234ZM67 78H68V77H67ZM90 78H91V77H90ZM96 78H99V77H96ZM108 78H110V77L108 76ZM134 78H135V76H134ZM140 78H141V77H140ZM140 78H139V79H140ZM146 78H147V76H146ZM165 78H166V77H165ZM184 78H187V77L184 76ZM203 78H204V77H203ZM206 78H207V77H206ZM206 78H205V79H206ZM210 78H211L212 80H211ZM216 78H215V80H216ZM223 78H225V77L223 76ZM226 78H228V75L226 76ZM229 78H230V77H229ZM244 78H241V79H244ZM247 78H248V79H247ZM251 78H252V77H251ZM254 78H255V76H254L252 79H250V80L255 81L257 77H256L255 79H254ZM23 79H25V78H23ZM46 79H47V77H46ZM78 79H79V78H78ZM106 79H107V78H106ZM120 79H121V77H120ZM136 79H138V78H136ZM143 79H144V78H143ZM154 79H155V76H154ZM154 79H153V81H155V83H156V80H158V79H156V80H154ZM166 79H167V78H166ZM187 79H188V78H187ZM189 79H190V78H189ZM200 79H199V77H197L196 80L199 81ZM237 79H240V77L237 78ZM28 80H29V79H28ZM53 80H54V79H53ZM56 80H57V79H56ZM64 80H65V79H64ZM86 80H87V79H86ZM89 80H90V79H89ZM89 80H88V81H89ZM93 80H94V79H93ZM100 80H101V82H102V79H100ZM100 80H99V81H100ZM141 80H142V79H141ZM141 80H140V81H141ZM149 80H150V82H151V79H150V78H149ZM196 80H195V81H196ZM206 80H208V79H206ZM224 80H226V79H224ZM250 80H249V81H250ZM258 80H259V79H258ZM29 81H30V80H29ZM41 81H42V80H41ZM44 81H46V80L44 79ZM47 81H48V80H47ZM58 81H61V79L58 80ZM58 81H57V82H58ZM62 81H63V79H62ZM66 81H68V80H66ZM66 81H65V82H66ZM69 81H70V80H69ZM71 81H72V80H71ZM105 81H106V80H105ZM107 81H108V84H109V80H107ZM110 81H111V80H110ZM122 81H124V78H122ZM143 81H144V80H143ZM153 81H152V82H153ZM160 81H161V80H160ZM168 81L170 82V79H169ZM186 81H187V80H186ZM186 81H185V82H186ZM188 81H189V80H188ZM190 81H191V79H190ZM192 81H193V80H192ZM222 81H223V79H222ZM226 81H227V80H226ZM232 81H233V79H232ZM234 81H235V80H234ZM238 81H239V80H238ZM249 81H248V82H249ZM253 81H252V82H253ZM35 82H36V81H35ZM38 82H40V81H38ZM38 82H36V83L39 85ZM42 82H43V81H42ZM42 82H41V83H42ZM72 82H73V81H72ZM85 82H86V81H85ZM94 82H95V81H94ZM94 82H93V83H94ZM112 82H113V81H112ZM126 82H127V81H126ZM157 82H158V81H157ZM227 82H229V80H228ZM227 82H226V86L228 85ZM230 82H231V81H230ZM235 82H236V81H235ZM235 82H234V83H235ZM239 82H240V81H239ZM243 82H244V81H243ZM263 82H264V81H263ZM33 83H34V82H33ZM55 83H56V82H55ZM74 83H75V82H74ZM74 83H72V84H74ZM83 83H84V82H83ZM90 83H91V82H90ZM95 83H96V82H95ZM122 83H124V82H122ZM181 83L183 84V82H181ZM189 83H190V82H189ZM194 83H195V82H194ZM196 83H197V82H196ZM198 83H199V82H198ZM198 83H197V84H198ZM203 83H204V82H203ZM207 83H209V82L207 81ZM212 83H213V82H212ZM215 83H216V82H215ZM250 83H251V82H249V83H245V84H247V85L249 86L248 88H250V85H251V86L253 85V86H255V87H256V85H258V81H257L256 85H254V83H253V84H250ZM26 84H27V82H26ZM31 84H32V83H31ZM37 84H35V85H37ZM43 84H45V83H43ZM56 84H57V83H56ZM77 84H79V83H77ZM105 84H106V83H105ZM114 84H115V83H113V86H114ZM117 84L119 85V83H117ZM129 84H130V83H129ZM129 84H128V85H129ZM142 84H144V83H142ZM146 84H147V83H146ZM152 84H153V83H152ZM152 84H150V86H151ZM186 84H188V83H186ZM200 84H201V82H200ZM220 84H221V83H220ZM222 84L224 85V86L222 85V88H224V87H225V84H224V83H222ZM229 84H230V83H229ZM236 84H237V83H236ZM249 84H250V85H249ZM23 85H24V84H23ZM23 85H22V86H23ZM45 85H47V84H45ZM54 85H55V84H54ZM60 85H61V84H60ZM97 85H98V83H97ZM211 85H212V84H211ZM213 85H214V84H213ZM217 85H218V84H216V86H217ZM230 85H233V89H234V87H235L234 84H230ZM239 85H240V84H239ZM25 86H26V85H25ZM28 86H31V85H27L26 87L28 88ZM41 86H42V84H41ZM41 86H39V87H41ZM48 86H49V84L47 85V88H49ZM55 86H56V85H55ZM58 86H59V85H58ZM107 86H108V85H107ZM110 86H111V85H110ZM130 86H131V85H130ZM135 86H137V85L135 84ZM142 86H143V85H142ZM144 86H145V85H144ZM144 86H143V87H144ZM153 86H154V85H153ZM180 86H181V85H180ZM180 86H179V87H180ZM183 86H184V85H183ZM183 86H182V87H183ZM186 86H187V85H186ZM189 86H190V85H189ZM196 86H197V85H196ZM199 86H200V85H199ZM199 86H197V87H199ZM204 86H205V85H204ZM214 86H215V85H214ZM218 86L220 87V85H218ZM218 86H217V87H218ZM228 86H229V85H228ZM253 86H252L251 89H254ZM259 86H260V85H259ZM262 86H263V83H262ZM26 87H25V89H26ZM33 87H34V86H33ZM39 87H38V88H39ZM75 87H76V86H75ZM75 87H74V88H75ZM131 87H133V89H134V86H133V85H132ZM146 87H147V86H146ZM163 87H164V85H163ZM176 87H177V86H176ZM182 87H181V88H182ZM191 87H192V86H191ZM197 87H195V88L197 89ZM217 87H216V88H217ZM243 87H245V86L242 85V87H240V89H242ZM260 87H261V86H260ZM23 88H24V86H23ZM29 88H30V87H29ZM31 88H32V86H31ZM38 88H37V90H38ZM112 88H113V87H112ZM112 88H111V89H112ZM115 88H116V87H115ZM125 88H126V87H125ZM128 88H129V87H128ZM148 88H149V87H148ZM151 88H152V87H151ZM154 88H155V87H154ZM188 88H189V87H188ZM188 88H187V90H188ZM195 88L193 87V90H194ZM199 88H200V87H199ZM201 88H202V86H201ZM203 88H204V87H203ZM203 88H202V91H203ZM212 88H213V87H212ZM220 88H221V87H220ZM227 88H228V87H227ZM230 88H231V86H230ZM235 88H236V87H235ZM237 88L239 89V87H237ZM237 88H236V89H237ZM245 88H246V87H245ZM58 89H59V88L57 87V90H58ZM72 89H73V88H72ZM146 89H147V88H146ZM164 89H165V87H164ZM167 89H168V88H167ZM183 89H184V88H183ZM183 89H182V90H183ZM190 89L192 90V88H190ZM208 89H209V88H208ZM218 89H219V88H217L216 90H218ZM228 89H229V88H228ZM228 89H227V90H228ZM236 89H235V91H238V92L240 91V90H238V89L236 90ZM262 89L264 90L263 87H262ZM27 90H28V89H27ZM43 90H44V89H43ZM48 90H49V89H48ZM90 90H91V89H90ZM130 90H131V89H130ZM142 90H143V89H142ZM191 90H189V91H191ZM205 90H206V88H205ZM211 90H212V89H210V91H209L210 93H211ZM216 90H214V92H216ZM219 90H220V89H219ZM243 90H244V89H243ZM25 91H26V90H25ZM58 91H59V90H58ZM58 91H57V92H58ZM111 91H113V90H111ZM120 91H121V89H120ZM120 91H119V92H120ZM144 91H145V89H144ZM154 91H155V90H154ZM156 91H157V89H156ZM167 91H169V90H167ZM194 91H195V90H194ZM194 91H193V92H194ZM198 91H200V89H199ZM202 91H200V92H202ZM207 91H208V90H207ZM229 91H230V90H229ZM229 91H228V92H229ZM231 91L233 92L232 88H231ZM67 92H68V91H67ZM77 92H78V91H77ZM77 92H76V93H77ZM146 92H147V91H146ZM150 92H151V91H150ZM152 92H153V90H152ZM179 92H180V91H179ZM179 92H177V95H178ZM193 92H192V93H193ZM200 92H199V93H200ZM204 92H206V91H204ZM223 92H224V90L222 89V93H223ZM238 92H235V93H238ZM242 92H243V91H241V92H239V93H242ZM253 92H254V90H253ZM263 92H264V91H263ZM0 93H1V92H0ZM79 93H80V91H79ZM104 93H105V91L103 92V94H104ZM106 93H107V92H106ZM111 93H112V92H111ZM116 93H118V92H116ZM120 93H122V92H120ZM132 93H133V91H132ZM144 93H145V92H143V94H144ZM153 93H155V92H153ZM184 93H188V92L185 91ZM199 93H198V95H202V96H203L202 98L204 99V97H205L204 95H206V94L203 93V92H202L201 94H199ZM207 93H208V92H207ZM217 93H218V91L215 93V95L212 94V93H211V95H212V96L214 95L215 98H216V96H218ZM239 93H238V94H239ZM245 93H246V92H245ZM35 94H36V93H35ZM35 94H34V95H35ZM64 94H65V93H64ZM64 94H63V95H64ZM87 94H88V93H87ZM103 94H102V96H103ZM107 94H108V93H107ZM141 94H142V93H141ZM145 94H146V93H145ZM150 94L152 95V93H150ZM216 94H217V95H216ZM220 94H221V92H220ZM220 94H219V95H220ZM225 94H227V93H225ZM225 94H223V95H225ZM232 94H234V93H232ZM246 94H248V92H247ZM250 94H251V93H250ZM2 95H3V92H2ZM26 95H27V94H26ZM54 95H55V94H54ZM58 95H59V94H58ZM60 95H61V94H60ZM76 95H77V94H76ZM81 95H82V94H81ZM92 95H93V92H92ZM148 95H149V94H147V96H148ZM151 95H149V97H151ZM153 95H154V94H153ZM172 95H173V94H172ZM179 95H180V94H179ZM179 95H178V96H179ZM184 95H185V94H184ZM189 95H190V94H189ZM192 95H193V94H192ZM209 95H210V94H209ZM223 95H222V97H225V96H223ZM228 95H229V94H227V96H228ZM234 95H235V94H234ZM244 95H245V94H244ZM244 95L242 94V96H244ZM82 96H84V94H83ZM102 96H101V97H102ZM104 96H105V95H104ZM120 96H121V95H120ZM155 96H156V94H155ZM155 96H152V97H155ZM166 96H168V95H166ZM174 96H175V95H174ZM196 96H197V95H196ZM196 96H195V98H196ZM206 96H208V95H206ZM212 96H211V97H212ZM214 96H213L212 99H214ZM229 96H230V95H229ZM239 96H240V95H239ZM239 96L237 95V97H239ZM248 96L251 97V95H248ZM33 97H34V96H33ZM44 97H45V96H44ZM58 97H59V96H58ZM60 97H61V96H60ZM85 97H86V95H85ZM92 97H94V96H92ZM95 97H96V96H95ZM101 97H100V98H101ZM130 97H131V96H130ZM169 97H171V96H169ZM198 97H199V96H198ZM198 97H197L196 99H198ZM222 97H221V98H222ZM230 97H231V96H230ZM230 97H229V98H230ZM234 97H235V96H234ZM234 97L232 98V101L234 102V101L236 100V102H237L238 100H237V99H234ZM30 98H31V96H30ZM30 98H28V99H30ZM35 98H36V97H35ZM65 98H66V96H65ZM79 98H80V97H79ZM83 98H84V97H83ZM96 98H97V97H96ZM104 98H106V97H104ZM104 98H102V99H104ZM120 98H121V97H120ZM127 98H128V97H127ZM144 98H145V97H143V99H144ZM146 98H147V97H146ZM146 98H145V99H146ZM162 98H163V97H162ZM172 98H173V97H172ZM208 98H209V97H208ZM7 99H9V98H7ZM43 99H44V98H43ZM47 99H48V97H47ZM47 99H46V100H47ZM92 99H94V98H92ZM121 99H122V98H121ZM158 99H160V97H159ZM181 99H182V98H181ZM190 99H191V98H190ZM193 99H194V96L192 97V100H193ZM196 99H195L194 101H196ZM200 99H201V97H200ZM210 99H211V98H210ZM210 99H209V100H210ZM219 99H220V97H219ZM233 99H234V100H233ZM240 99H244V98L242 97V98H240ZM3 100H4V98H3ZM3 100H2V101H3ZM46 100H45V101H46ZM52 100L55 101L54 98H53ZM107 100H108V98H107ZM112 100H113V99H112ZM114 100H115V99H114ZM147 100H148V98H147L146 100H144V101L147 102ZM151 100H152V98L149 100L151 105H152V103H153V104H154V103H155V104L157 103V102H155L156 98L154 99V101L152 100L153 102H151ZM161 100H162V99H161ZM165 100H166V98H165ZM174 100L176 101V99H174ZM201 100H202V99H201ZM209 100L206 99V101H208V102H209ZM217 100H218V98H217ZM217 100H216V102H217ZM222 100L225 101L224 98H223ZM230 100H231V99H230ZM249 100H250V99H249ZM16 101H17V100H16ZM98 101H99V100H98ZM130 101H132V100H130ZM159 101H160V100H159ZM175 101H174V102H175ZM185 101H186V100H185ZM188 101H189V100H188ZM199 101H200V100H198V102H199ZM204 101H205V100H203L202 102H204ZM206 101H205V102H206ZM214 101H215V99H214ZM228 101H229V100H228ZM246 101H247V100H246ZM251 101H253V100H251ZM251 101H250V102H251ZM4 102H5V101H4ZM12 102H13V101H12ZM12 102H10V104H11ZM58 102H59V101H58ZM62 102H63V101H62ZM64 102H65V101H64ZM110 102L113 103L112 101H110ZM117 102H118V101H117ZM140 102H141V100H140ZM163 102H165V101H163ZM172 102H173V100H172ZM179 102H181V101H179ZM198 102H197V103H198ZM205 102H204V106H205ZM211 102H213V100H212ZM216 102H215V104H216ZM226 102H227V101H226ZM230 102H231V101H230ZM240 102H241V100H240ZM243 102H244V101H243ZM248 102H249V101H248ZM248 102H246V103H248ZM250 102H249V105L251 106ZM253 102H254V101H253ZM50 103H52V101H51ZM136 103L138 104V102H136ZM148 103H149V102H148ZM160 103H161V102H159V104H160ZM166 103H167V102H165V104H166ZM169 103H170V101H169ZM189 103H190V101H189ZM189 103H188V104H189ZM209 103H210V102H209ZM217 103H218V102H217ZM234 103H235V102H234ZM234 103H233V104H230V105H233V106H234V109H235V107H236V109H238L239 107L237 108V105L235 106ZM237 103H238V102H237ZM30 104H31V103H30ZM53 104H54V103H53ZM85 104H86V103H85ZM85 104H84V105H85ZM132 104H134V102H133ZM139 104H140V103H139ZM139 104H138V105H139ZM155 104H154V106H155ZM157 104H158V103H157ZM157 104H156V105H157ZM159 104H158V105H159ZM162 104H163V103H162ZM198 104L200 105L201 102H199ZM206 104H207V102H206ZM243 104H244V103H243ZM18 105H19V104H18ZM20 105H21V103H20ZM36 105H37V103H36ZM41 105H42V103H41ZM48 105H49V104H48ZM50 105L52 106V104H50ZM58 105H60V104H57V106H58ZM65 105H66V104H65ZM112 105H113V104H112ZM116 105H118V104H116ZM140 105H141V104H140ZM147 105H149V104H147ZM147 105H146L145 107H147ZM160 105H161V104H160ZM160 105L158 106V110L160 109L159 107H161V106L163 107V105H161V106H160ZM170 105H171V104H170ZM173 105H174V103L172 104V106H173ZM175 105H176V104H175ZM213 105H214V103H213ZM224 105H225V104H224ZM227 105H228V104H226L225 106H227ZM245 105H246V104H245ZM254 105H255V104H254ZM1 106H2V105H1ZM32 106H33V105H32ZM32 106H31V107H32ZM85 106H86V105H85ZM133 106H134V105H133ZM136 106H137V105H136ZM142 106H143V105H142ZM214 106H216V105H214ZM217 106H218V105H217ZM241 106H243V105L241 104ZM246 106H247V105H246ZM250 106H249V107H250ZM252 106H253V104H252ZM255 106H256V105H255ZM5 107H6V106H5ZM60 107H62V106H60ZM77 107H78V106H77ZM88 107H89V106H88ZM113 107H114V105H113ZM137 107H138V106H137ZM152 107H153V105H152ZM152 107H151V108H152ZM175 107H176V106H175ZM244 107H245V106H244ZM244 107H243L242 112H244V113H248V111H249V112H252V114H253L254 109L250 111V109H251V107H250L249 110H247V111L245 112V111H244V109H245ZM256 107H257V106H256ZM45 108H46V107H45ZM48 108H49V107H48ZM58 108H59V107H58ZM143 108H144V107H143ZM147 108H148V107H147ZM156 108H157V107H156ZM168 108H169V107H167V109H168ZM182 108H183V107H182ZM182 108H181V109H182ZM204 108H205V107H204ZM207 108H208V107H207ZM209 108L212 109L213 107H209ZM215 108H216V107H215ZM225 108H226V107H225ZM230 108H231V107H230ZM246 108H247V107H246ZM50 109H51V108H50ZM85 109H88V108H85ZM85 109H84V110H85ZM144 109H145V108H144ZM149 109H150V108H149ZM149 109H148V110H149ZM161 109H162V108H161ZM199 109H200V108H199ZM263 109H264V108H263ZM1 110H2V109H1ZM63 110H64V109H63ZM84 110L82 109V111H84ZM88 110H89V109H88ZM106 110H107V109H106ZM120 110H121V109H120ZM131 110H132V109H131ZM134 110H136V108H135ZM138 110H139V109H138ZM141 110H142V109H141ZM141 110H140V111H141ZM151 110H152V109H151ZM155 110H156V109H155ZM171 110H172V109H171ZM176 110H179V108L176 109ZM190 110H191V107H190ZM202 110H204V109L202 108L201 111H202ZM207 110H208V109H207ZM216 110H217V109H216ZM216 110H214V112H216ZM240 110H241V109H240ZM14 111H15V110H14ZM46 111H48V110H46ZM82 111H81V112H82ZM93 111H94V110H93ZM93 111H92V116H93V113H94ZM136 111H137V110H136ZM152 111H153V110H152ZM156 111H157V110H156ZM162 111H163V110H162ZM169 111H170V109H169ZM192 111H193V110H192ZM195 111H196V110H195ZM198 111H199V110H198ZM209 111H210V110H209ZM218 111H219V110H217V112H218ZM228 111H230V110H228ZM262 111H263V110H262ZM3 112H4V111H3ZM8 112H9V111H8ZM8 112H7V113H8ZM44 112H45V111H44ZM62 112H63V111H62ZM84 112H85V111H84ZM84 112H83V113H84ZM106 112H107V111H106ZM142 112H143V111H142ZM142 112H141V114H142ZM146 112H147V110H146ZM170 112H171V111H170ZM170 112H169V113H170ZM175 112H176V111H175ZM177 112H178V111H177ZM180 112L182 113L183 111H180ZM199 112H200V111H199ZM203 112H204V111H203ZM203 112H200V113L203 114ZM207 112H208V111H207ZM207 112H204V113L206 114V115H205L206 117H207ZM212 112H213V110H212ZM226 112H227V111H226ZM231 112H232V110H231ZM85 113H86V112H85ZM89 113H90V112H89ZM95 113H96V112H95ZM97 113H98V112H97ZM108 113H109V112H108ZM137 113H138V112H137ZM150 113H151V112H150ZM159 113H160V112H159ZM181 113H180V115H181ZM191 113H192V112H191ZM223 113H224V110H223ZM234 113H235V112H233L232 114L235 115ZM236 113H238V111H237ZM240 113H241V112H240ZM244 113H241V114H244ZM12 114H13V113H12ZM12 114H11V115H12ZM61 114H62V113H61ZM78 114H80V113H78ZM138 114H139V113H138ZM155 114H156V113H155ZM155 114H154V115L152 114V115L154 116V122L156 121V118H157V117H155ZM171 114H172V113H171ZM174 114H175V113H174ZM183 114H185V113H183ZM195 114H197V113L195 112ZM201 114H200V115H201ZM209 114H210V113H209ZM211 114H212V113H211ZM211 114H210V115H211ZM217 114H218V113H217ZM219 114H222V111H221V113H220V111H219ZM228 114H231V113L228 112ZM252 114H251V116H252ZM255 114H256V112H255ZM2 115L4 116V114H2ZM7 115H8V114H7ZM37 115H38V114H37ZM69 115H71V114H69ZM126 115H127V113L125 114V116H126ZM144 115H145V113H144ZM144 115H143V118H144ZM150 115H151V114H149V116H150ZM162 115H163V114H162ZM166 115H167V114H166ZM180 115H179V116H180ZM210 115H209V116H210ZM212 115H213V114H212ZM222 115H224V114H222ZM222 115H221V116H222ZM238 115H240V114L238 113ZM257 115H258V114H257ZM257 115H256V116H257ZM73 116H74V115H73ZM79 116H80V115H79ZM95 116H96V115H95ZM98 116H99V113H98ZM104 116H105V115H104ZM106 116H107V115H106ZM122 116H124V114H123ZM145 116H148V115H145ZM158 116H159L158 118L160 119V115H158ZM168 116H169V115H168ZM177 116H178V115H177ZM177 116H176V117H177ZM185 116H189V117H191V116H194V113H193V115L190 114V115H185ZM209 116H208V117H209ZM218 116H219V115H217V117H218ZM226 116H227V115H226ZM243 116H245V115H243ZM251 116H250V113H249V117H251ZM256 116H255V117H256ZM259 116H260V115H259ZM263 116H264V113H263ZM29 117H30V116H29ZM67 117H68V116H67ZM80 117H83V115H81ZM80 117H79V118H80ZM89 117H90V116H89ZM140 117H141V116H140ZM194 117H195V116H194ZM200 117H203V116L201 115ZM219 117H220V116H219ZM222 117H224V116H222ZM249 117H248V118H249ZM8 118H9V117H8ZM69 118H71V117H69ZM69 118H68V119H69ZM125 118H126V117H125ZM125 118H124V120H125ZM147 118H150V117H147ZM152 118H153V117H152ZM158 118H157V122H158ZM162 118H163V117H162ZM170 118H171V115H170ZM170 118H169V119H170ZM180 118H182V117H180ZM184 118H185V117H184ZM195 118H197V117H195ZM225 118H226V117H225ZM231 118H232V117H231ZM235 118H236V116H235ZM252 118H254V116H252ZM257 118H258V117H257ZM257 118H255V119H257ZM35 119H36V118H35ZM80 119H81V118H80ZM84 119H85V118H84ZM108 119H109V118H108ZM128 119H129V118H128ZM150 119H151V118H150ZM163 119H164V118H163ZM185 119H186V118H185ZM185 119H184V122H186ZM187 119H189V118H187ZM187 119H186V120H187ZM198 119H199V118H198ZM198 119H197V120H198ZM203 119H206V118H202V120H203ZM210 119H212V118H210ZM222 119H223V118H222ZM238 119H239V118H238ZM244 119L246 120V118H244ZM259 119H260V118H259ZM259 119H258V120H259ZM5 120H6V119H5ZM15 120H16V119H15ZM19 120H20V119H19ZM22 120H23V119H22ZM22 120H21V121H22ZM24 120H25V119H24ZM42 120H43V118H42ZM181 120L183 121V119H181ZM191 120H192V119H191ZM193 120H194V118H193ZM193 120H192V121H193ZM207 120H208V119H207ZM214 120H215V119H213L212 121H214ZM223 120H225V119H223ZM228 120H229V121H231V120L235 121L233 118H232V119H228ZM236 120H237V119H236ZM240 120H243V117H242V118L240 117V119H239L238 121H240ZM260 120H261V119H260ZM260 120H259V121H260ZM26 121H27V120H26ZM28 121H29V120H28ZM160 121H161V120H160ZM208 121H210V120H208ZM212 121H211L210 123H212ZM247 121H248V120H247ZM8 122H9V121H8ZM13 122H14V121H13ZM106 122H107V121H106ZM111 122H112V121H111ZM146 122H147V121H145L144 123H146ZM163 122H164V121H163ZM189 122H190V120H189ZM249 122H250V120H249ZM256 122H258V121L256 120ZM10 123H11V122H10ZM28 123H29V122H28ZM28 123H26V124H28ZM160 123H161V122H160ZM194 123H196V122H194ZM194 123L191 124V122H190L191 125H193ZM208 123H209V122H208ZM220 123H221V122H220ZM226 123H227V122H226ZM232 123H233V122H232ZM238 123H239V122H238ZM251 123H252V122H251ZM254 123H255V122H254ZM29 124H30V123H29ZM125 124H126V121H125ZM139 124H141V123H139ZM142 124H143V123H142ZM148 124H149V123H148ZM153 124H154V123H153ZM157 124H158V123H157ZM161 124H162V123H161ZM161 124H158V125H161ZM190 124H188V126H189ZM199 124H201V122H200ZM199 124H198V125H199ZM202 124H203V122H202ZM240 124H241V123H240ZM240 124H237V126L240 125ZM244 124H246V121H245ZM248 124H249V123H248ZM252 124H253V123H252ZM255 124H256V123H255ZM255 124H254V125H255ZM257 124H258V123H257ZM262 124H263V122H262ZM15 125H16V124H15ZM24 125H25V124H24ZM24 125H23V126H24ZM112 125H113V124H112ZM133 125H134V124H133ZM154 125H155V124H154ZM154 125H153V126H154ZM165 125H166V123H165ZM184 125H185V124H184ZM195 125H196V124H195ZM198 125H196V126H198ZM227 125H228V123H227ZM241 125H242V124H241ZM250 125H251V124H250ZM258 125H259V124H258ZM34 126H35V125H34ZM129 126H130V125H129ZM145 126H146V125H145ZM155 126H157V125H155ZM171 126H172V125H171ZM182 126H183V125L180 126L181 129H182ZM196 126H195V127H196ZM203 126H204V124H203ZM213 126H214V123H213ZM215 126H216V125H215ZM224 126H226V124H225ZM224 126H223V127H224ZM246 126H247V125H246ZM251 126H252V125H251ZM255 126H257V125H255ZM263 126H264V125H263ZM2 127H3V126H2ZM8 127H9V125H8ZM42 127H43V126H42ZM108 127H109V126H108ZM113 127H114V126H113ZM151 127H152V126H151ZM158 127H159V126H158ZM161 127H162V126H161ZM161 127H160V128H161ZM172 127H173V126H172ZM172 127H171V128H172ZM184 127H185V126H184ZM186 127H187V125H186ZM186 127H185V128H186ZM190 127L193 128L194 126H190ZM198 127H199V126H198ZM204 127H205V126H204ZM211 127H212V126H211ZM219 127H220V126H219ZM227 127H229V126H227ZM227 127H224V128H225L224 130L227 131ZM242 127H243V126H242ZM260 127H261V123H260ZM18 128H19V130H21L20 127H18ZM120 128H121V127H120ZM122 128H123V127H122ZM152 128H153V127H152ZM160 128H159V129H160ZM166 128H167V127H166ZM185 128H184V134H187V133H185V131H187V130L189 131L190 128L187 129V130H186ZM192 128H191V129H192ZM196 128H197V127H196ZM196 128H193V129H195V131H197ZM199 128H201V127H199ZM202 128H203V127H202ZM214 128H215V127H214ZM216 128H217V127H216ZM256 128H257V127H256ZM1 129H2V128H1ZM6 129H7V126H6ZM6 129H5V130H6ZM16 129H17V128H16ZM22 129H23V128H22ZM132 129H133V128H132ZM136 129H137V128H136ZM154 129L156 130L157 128H154ZM159 129H158V130H159ZM176 129L179 130L178 127H177ZM208 129H209V128L206 129V132H208V131H207ZM236 129H237V128H236ZM238 129H240V128H238ZM238 129H237V130H238ZM249 129H251L250 131L248 130L249 132L254 131L252 128H249ZM258 129H259V128H258ZM98 130H99V129H98ZM98 130H97V131H98ZM121 130H122V129H121ZM198 130H200V129H198ZM215 130H216V129H215ZM228 130H229V128H228ZM230 130H231V129H230ZM255 130H257V129H255ZM262 130H263V128H262ZM6 131H7V130H6ZM16 131H17V130H16ZM21 131H23V130H21ZM21 131H20V132H21ZM28 131H29V130H28ZM162 131H163V130H162ZM168 131H170V130H168ZM173 131H174V130L172 129V131H170V132H173ZM190 131H191V130H190ZM192 131H193V130H192ZM200 131H202V129H201ZM200 131H199V132H200ZM213 131H214V130H213ZM234 131H235V130H234ZM258 131H260V130H258ZM258 131H257V132H258ZM11 132H12V131H11ZM20 132H16V133H20ZM23 132H25V130H24ZM23 132H22V133H23ZM64 132H65V131H64ZM94 132H95V130H94ZM101 132H102V131H101ZM107 132H108V131H107ZM128 132H129V131H128ZM143 132H144V131H143ZM170 132H169V133H170ZM177 132H178V131H177ZM180 132H181V131H180ZM180 132H178V134H179ZM182 132H183V129H182ZM197 132H198V131H197ZM204 132H205V131L203 130L202 133H204ZM211 132H212V131H211ZM221 132H222V131H221ZM221 132H220V133H221ZM227 132H228V131H227ZM227 132H226V134H229V135H230L231 133H233V132H230V131H229L228 133H227ZM237 132H238V131H237ZM237 132H235V133H237ZM239 132H240V131H239ZM244 132H245V131H244ZM257 132H255V134L253 133L254 136L256 135ZM1 133H2V132H1ZM4 133H5V132H4ZM27 133H28V132H27ZM30 133H31V132H30ZM123 133H125L124 136H127V138H128V135L126 134V131H125V130L123 131ZM130 133H131V132H130ZM154 133H156V131H155ZM160 133H161V132H160ZM193 133H194V132H193ZM200 133H201V132H200ZM209 133H210V132H209ZM213 133H214V132H213ZM220 133H219V134H220ZM224 133H225V132H223V134H224ZM245 133H246V132H245ZM262 133L264 134V132H262ZM2 134H3V133H2ZM12 134H15V133H12ZM12 134H11V135H12ZM59 134H60V133H59ZM92 134H94V133H92ZM120 134H121V133H120ZM120 134L117 133L116 136L119 135L118 137H121L122 135H120ZM131 134H132V133H131ZM133 134H134V133H133ZM143 134H145V133H143ZM143 134H142V135H143ZM196 134H197V133H196ZM240 134L242 135V133H240ZM253 134H250V135L253 136ZM5 135H6V134H5ZM8 135H9V134H8ZM8 135H7V136H8ZM19 135H20V134H19ZM31 135H32V134H31ZM86 135H87V134H86ZM95 135H96V134H95ZM95 135H93V136H95ZM142 135H140V136H142ZM155 135H156V134H155ZM158 135H159V134H158ZM173 135H174V134H173ZM181 135H182V134H181ZM181 135H180V138L183 139L182 136H185V135H182V136H181ZM197 135H198V134H197ZM205 135H207V134L205 133ZM210 135L212 136L211 133H210L208 136H210ZM238 135H239V134H238ZM248 135H249V134H248ZM258 135H259V134H257L256 136L260 138V136H258ZM16 136H17V135H16ZM24 136H25V135H24ZM80 136H81V135H80ZM84 136H85V135H84ZM102 136H103V135H102ZM110 136H111V134H110ZM114 136H115V135H114ZM116 136H115V137H116ZM124 136H122V138H124ZM134 136H135V135H134ZM146 136H147V135H146ZM198 136H200V135H198ZM202 136L204 137V135L201 134L200 137H202ZM213 136H214V135H213ZM219 136H221V135H219ZM224 136H225V135H222L221 137L224 138ZM227 136H228V135H226L225 137L227 138ZM233 136H235V135H233ZM242 136H243V135H242ZM252 136H251V137H252ZM254 136H253V137H254ZM256 136H255V137H256ZM2 137H3V135H2ZM4 137H5V136H4ZM9 137H10V136H9ZM51 137H52V136H51ZM53 137H54V136H53ZM56 137H57V135H56ZM56 137H55V138H56ZM75 137H76V136H75ZM75 137H74V138H75ZM99 137H101V134H100ZM115 137H114V138L112 137V138H113L114 140L119 139V138H117V137H116V139H115ZM144 137H145V136L141 137V139L144 138ZM147 137H149V136H147ZM154 137H155V136H154ZM172 137H173V136H172ZM174 137H175V136H174ZM174 137L172 138L173 140L175 139ZM176 137H179V136L176 135ZM200 137H199V139H200ZM216 137H217V135H216ZM231 137H232V136H230V138H231ZM235 137H236V136H235ZM235 137L233 138V140H231V141H233L234 143L236 142V141H234V140L236 139ZM238 137H239V136H238ZM243 137H244V136H243ZM243 137H242V138H243ZM248 137H249V136H248ZM257 137H256V138H257ZM7 138H8V137H7ZM58 138H61V137L58 136ZM76 138H77V137H76ZM82 138H83V137H82ZM86 138L88 139V137H86ZM86 138H85V140H86ZM93 138H94V137H92V140H93ZM110 138H111V137H110ZM132 138H134L133 135H132ZM138 138H139V137H138ZM180 138H178V141H179V142H180V140H179ZM205 138H206V136H205ZM205 138H204V139H205ZM214 138H215V137H214ZM217 138H218V137H217ZM219 138H220V137H219ZM11 139H12V138H11ZM69 139H70V138H69ZM78 139H79V137H78ZM78 139H76V140H78ZM95 139H96V138H95ZM95 139H94V140H95ZM105 139H106V138H105ZM124 139L126 140V138H124ZM130 139H131V138H130ZM156 139H157V138H156ZM159 139H160V138H159ZM161 139H163V138H161ZM170 139H171V138H170ZM170 139H169V140H170ZM182 139H181V140H182ZM204 139H203V140H204ZM207 139H208V138H207ZM211 139H213V138H211ZM237 139H238V138H237ZM239 139H240V138H239ZM239 139H238V141H239ZM244 139H245V138H244ZM251 139H253V138H251ZM251 139H250V137L248 138V140H251ZM257 139H258V138H257ZM92 140H91V141H87L86 143L94 142V141H92ZM100 140L103 141V139H100ZM108 140H109V139H108ZM119 140H122V139L120 138ZM133 140H134V139H133ZM219 140H220V139H219ZM222 140H223V139H222ZM259 140H260V139H259ZM259 140H258V141L256 140V143H262L263 140H261L260 142H259ZM54 141H55V140H54ZM78 141H79V140H78ZM102 141H101V142H102ZM112 141H113V140H112ZM123 141H124V140H123ZM149 141H151V138H150ZM152 141H153V140H152ZM176 141H177V140H176ZM182 141H183V140H182ZM187 141H188V140H187ZM204 141H205V140H204ZM242 141H243V139H242ZM101 142H100V144H103V143H101ZM104 142H106V141H104ZM109 142H110V141H109ZM119 142L121 143V141H118V143H119ZM125 142H126V141H125ZM125 142H122V143H125ZM146 142H147V141H146ZM155 142H156V141H155ZM159 142H160V141H159ZM169 142H170V141H169ZM209 142H210V141L208 140L207 143H209ZM219 142H220V141H219ZM219 142H218V143H219ZM221 142H222V141H221ZM239 142H240V141H239ZM252 142H254V140H253ZM50 143H52V142L50 141ZM59 143H61V142H59ZM74 143H75V142H74ZM107 143H108V141L106 142L105 145H107ZM113 143H115V142H113ZM118 143H117V145H119ZM127 143H128V141H127ZM127 143H126V144H127ZM139 143H140V141H139ZM142 143L144 144L143 141H142ZM174 143H175V141H174L173 143L171 142L170 144L167 143V145L169 146V145L174 144ZM192 143H193V142H192ZM192 143H190V144H192ZM213 143H214V142H213ZM229 143H230V139H229L228 145H229ZM240 143H241V142H240ZM242 143H244V142H242ZM65 144H66V143H65ZM68 144H70V142H69ZM68 144H67V146H71V145H68ZM109 144H111V143H109ZM147 144H148V142H147ZM180 144H181V142L179 143V145H180ZM182 144H185V143H182ZM182 144H181L180 146H182ZM187 144H188V143H187ZM187 144H186V145H187ZM200 144H205V143H200ZM221 144H222V143H221ZM223 144H224V143H223ZM225 144H227V141H226ZM250 144H251V143H250ZM50 145H51V144H50ZM50 145L47 146V149H48V147H49ZM53 145H55V144H53ZM58 145H59V144H58ZM58 145H57V146H58ZM82 145H83V144H82ZM82 145H80V146L82 147ZM88 145H89V144H88ZM92 145H95V144H92ZM111 145H112V144H111ZM121 145H122V144H121ZM121 145H120V147H121ZM129 145H130V143H129ZM129 145H126V146L128 147ZM134 145H135V144H134V142H133V146H134ZM137 145H139V144L137 143ZM152 145H154V144H151V146H152ZM167 145H166V146H167ZM186 145H185V146H186ZM188 145H189V144H188ZM242 145H243V144H242ZM244 145H245V144H244ZM244 145H243V146H244ZM246 145H247V144H246ZM253 145H254V147L256 146V144H253ZM76 146H77V145H76ZM78 146H79V145H78ZM78 146H77V147H78ZM83 146H84V145H83ZM86 146H87V145H86ZM90 146H91V145H90ZM103 146H104V145H103ZM108 146H109V145H108ZM108 146H107V148H108ZM113 146H116V145H113ZM113 146H112V148H114ZM130 146H131V145H130ZM159 146L162 147V146H163V143H162V145H161V143H160ZM196 146H197V145H196ZM211 146H212V148H213L214 146H217V142H216V144H215L214 146H213V144H211ZM233 146H234V145H233ZM233 146H232V147H233ZM235 146H237V147H238V151L241 152V149H240V148L242 147L241 144H240V146H241L240 148H239L238 145H235ZM257 146H259V145H257ZM261 146H264V143H262ZM51 147H52V146H51ZM71 147H72V146H71ZM88 147H89V146H88ZM110 147H111V146H110ZM122 147H123V145H122ZM127 147H124L122 150H121V149H120V150H121L122 152H123V150L126 151L127 149H125V148H127ZM134 147H135V146H134ZM138 147H139V146H138ZM147 147H148V146H147ZM152 147H155V148H156V145H154V146H152ZM157 147H158V146H157ZM182 147H183V146H182ZM182 147H181V148H182ZM202 147H203V145H202ZM217 147H219V146H217ZM217 147H216V148H217ZM228 147H229V146H228ZM228 147H224V148H228ZM245 147H247V146H245ZM248 147H249V146H248ZM12 148H13V147H12ZM112 148H111V149H112ZM116 148L118 149V147H116ZM130 148H131V147H130ZM135 148H137V147H135ZM139 148H141V147H139ZM139 148H138V149H139ZM158 148H159V147H158ZM158 148H157V149H158ZM189 148H190V146H188V150H190ZM191 148H192V147H191ZM204 148H205V147H204ZM207 148H208V147H206L205 149H207ZM220 148H221V147H220ZM234 148H235V147H234ZM242 148H243V147H242ZM259 148H260V147H259ZM259 148L256 147L257 150H258ZM262 148H263V147H262ZM10 149H11V148H10ZM15 149H16V148H15ZM39 149H40V148H39ZM47 149H46V150H47ZM61 149H62V148H61ZM61 149L59 148V150L61 151V152H60V151H59V152L62 153V154L64 155L65 152H62ZM74 149H75V148H73V150H74ZM76 149H77V148H76ZM79 149H80V148H79ZM99 149H100V148H99ZM132 149H133V148H132ZM153 149H154V148H153ZM162 149H163V148H162ZM162 149H161V150H162ZM164 149H165V147H164ZM164 149H163V150H164ZM174 149H175V148H174ZM184 149L186 150V148H184ZM229 149H230V147H229ZM232 149H233V148H231V152H230V150H229V152H230V155H229V156L231 157V159H232V156L234 155V154L231 155V154H232V151H233ZM235 149H236V148H235ZM239 149H240V150H239ZM250 149H251V151H252V150H254L255 148L253 149V148L251 147ZM256 149H255V152L258 154L260 151L257 152ZM37 150H38V149H37ZM37 150H35V151H37ZM48 150H49V149H48ZM52 150H53V149H51V151H52ZM63 150H64V149H63ZM81 150H82V148H81ZM102 150H104V149H102ZM102 150H101V151H102ZM105 150H106V148H105ZM113 150H114V149H113ZM120 150H119V154H120ZM140 150H141V149H140ZM154 150H155V152H156V154H157V150H156V149H154ZM154 150H152V151H154ZM158 150H159V149H158ZM165 150H167V149H165ZM185 150H184V151H185ZM188 150H187V151H188ZM202 150H204V149H202ZM210 150H211V149H210ZM212 150H213V149H212ZM243 150H244V148H243ZM243 150H242V151H243ZM246 150H247V148L245 149V151H246ZM32 151H33V150H32ZM32 151H31V152H32ZM43 151H44V150H43ZM77 151H78V149H77ZM82 151H83V150H82ZM84 151H85V150H84ZM84 151H83V153H84ZM101 151H99V152H101ZM116 151L118 152V150H116ZM128 151H129V149H128ZM131 151H132V150H130V152H131ZM137 151H138V150H137ZM141 151H142V150H141ZM146 151H147V154H148V150H146ZM152 151H150L149 153H152ZM170 151H172V150H170ZM170 151H168V152H170ZM176 151H177V150L175 149L174 152H176ZM178 151H179V148H178ZM180 151H182V149H181ZM180 151H179V152H176V153H179V154H180V153H181ZM184 151H183V154L186 152V151H185V152H184ZM208 151H209V150H208ZM238 151H237V152H238ZM41 152H42V151H41ZM57 152H58V151H57ZM59 152H58V153H59ZM111 152H112V151H111ZM117 152H116V153H117ZM122 152H121V155H123ZM126 152H127V151H126ZM132 152H134V150H133ZM132 152H131V153H132ZM165 152H167V151H165ZM188 152H189V151H188ZM197 152H198V151H197ZM220 152H221V151H220ZM222 152H223V151H222ZM222 152H221V153H222ZM226 152L228 153V149L226 150ZM252 152H253V151H252ZM252 152H251V155H252ZM28 153H29V152H28ZM38 153H39V152H38ZM45 153H46V151H45ZM48 153H49V152H48ZM54 153H56V150H55ZM58 153H57V154H58ZM69 153H71V151H70ZM73 153H74V152H73ZM73 153H72V154H73ZM77 153H78V152H77ZM83 153H82V154H83ZM94 153H95V152H94ZM104 153H105V152H104ZM131 153H130L129 155H127V156L129 157V156L133 155V154H131ZM134 153H135V152H134ZM137 153H138V152H136V154H137ZM142 153H143V152H142ZM144 153H145V152H144ZM171 153H172V152H171ZM195 153H196V152H195ZM195 153H194V154H195ZM203 153H204V152H203ZM203 153L200 151V154H201V155H202ZM206 153H207V152H206ZM217 153H218V152H217ZM221 153H218V154H221ZM234 153H235V151H234ZM241 153H242V152H241ZM243 153H245V152L243 151ZM57 154H56V155H57ZM66 154H67V153H66ZM139 154H140V152H139ZM145 154H146V153H145ZM145 154H144V155H145ZM147 154H146V155H147ZM162 154H163V153H161V155H162ZM197 154H198V153H197ZM208 154H209V153H208ZM212 154H213V153H212ZM228 154H229V153H228ZM238 154H239V153H238ZM253 154H254V153H253ZM34 155H35V154H34ZM67 155H70V156H71V154H67ZM97 155H102V153H101V154H97ZM114 155L117 156V154H115V152H114V154H113V157H114ZM141 155H142V154H141ZM146 155H145V156H146ZM164 155H165V154H164ZM166 155H169V154L166 153ZM166 155H165V156H166ZM185 155H186V154H185ZM190 155H191V153H190ZM190 155H189V156H190ZM192 155H193V154H192ZM216 155H217V154H216ZM216 155L211 156L210 158L217 157ZM241 155H245V154H241ZM248 155L251 156L250 154H248ZM259 155H260V154H258V155L254 154V155H253V158H254V156L257 157V156H259ZM10 156H11V155H10ZM50 156H51V154H50ZM52 156H55V155L52 154ZM52 156H51V157H52ZM64 156H65V155H64ZM74 156H75V155H74ZM83 156H84V155H83ZM127 156H126V153H125V159H124L125 162L127 161L126 159H128ZM158 156H159V155H158ZM165 156H164V158L166 159L167 157H165ZM180 156H181V155H180ZM186 156H187V155H186ZM194 156H196V155H194ZM207 156H208V155H207ZM207 156H205V157L207 158ZM209 156H210V155H209ZM225 156H226V154H225ZM235 156H236V155H235ZM246 156H247V155H246ZM260 156H261V155H260ZM5 157H6V156H5ZM17 157H18V156H17ZM23 157H24V156H23ZM32 157H33V156H32ZM34 157H35V156H34ZM34 157H33V158H34ZM37 157H39V156H37ZM44 157H47V158H48L49 155L46 156V154H45ZM51 157H49V158H51ZM57 157H60V155L57 156ZM88 157H89V156H88ZM92 157H93V156H92ZM111 157H112V156H111ZM121 157H122V156H121ZM131 157L134 158L133 156H131ZM159 157H160V156H159ZM162 157H163V156H162ZM162 157H160V161H161V158H162ZM168 157H169V156H168ZM171 157H172V156H170V158H171ZM176 157H178V156H176ZM182 157H184V156H182ZM182 157H181V158H182ZM219 157H220V156H219ZM20 158H22V157H20ZM24 158H25V157H24ZM35 158H36V157H35ZM35 158H34V159H35ZM42 158H43V157H42ZM42 158H41V160H42ZM49 158H48V159H49ZM62 158H63V157H62ZM64 158H66V157H64ZM72 158H73V157H72ZM90 158H91V157H90ZM99 158H100V159L102 158V159L105 160V158H103V157H99ZM123 158H124V157H123ZM137 158H139V156H138ZM144 158H145V157H144ZM170 158H169V160H170ZM172 158H175V157L173 156ZM178 158H179V157H178ZM181 158H180V159H181ZM184 158H185V157H184ZM190 158H191V157H190ZM198 158H199V157L197 156V159H198ZM202 158H203V157H202ZM206 158H205V160H206ZM227 158H229V157H227ZM237 158H238V157H237ZM237 158H236V159H237ZM239 158L243 159L244 157H239ZM1 159H2V158H1ZM1 159H0V160H1ZM28 159H29V157H28ZM43 159H45V158H43ZM53 159H54V158H53ZM53 159H52V160H53ZM85 159H86V158H85ZM94 159H95V157H94ZM97 159H98V158H97ZM113 159H114V158H113ZM116 159H117V158H116ZM116 159H115V160H116ZM175 159H176V158H175ZM200 159H201V158H199V162H200ZM203 159H204V158H203ZM208 159H209V158H208ZM208 159H207V160H208ZM214 159H217V158H214ZM214 159H213V160H214ZM220 159H221V158H220ZM222 159H223V158H222ZM225 159H226V158H225ZM225 159H224V160H225ZM250 159H251V157H250ZM254 159H255V158H254ZM30 160H31V161H35V160H32V159H30ZM49 160H50V159H49ZM54 160H56V158H55ZM58 160H60V159H58ZM62 160H63V159H61V161H62ZM69 160H70V158H69ZM83 160H84V158H83ZM98 160H99V159H98ZM98 160H96V161H98ZM128 160L130 161V159H128ZM132 160H133V159H132ZM132 160L130 161L129 169H131L130 167H132V166H131V163H133ZM138 160H139V159H138ZM140 160H141V159H140ZM140 160H139V162L137 161V162L140 163V164H142L143 162H145V160H144V161L142 160L143 162L141 163ZM167 160H168V159H167ZM171 160H172V159H171ZM209 160H210V159H209ZM226 160H227V159H226ZM228 160H229V159H228ZM232 160H233V159H232ZM244 160H245V159H244ZM244 160H240V161L242 162V161H244ZM252 160H253V159H252ZM252 160H251V161H252ZM9 161H11V160H9ZM56 161H57V160H56ZM61 161H60V162H61ZM67 161H68V160H66V162H65L66 164H69V163H70V165H71V164L73 165V162H72V163H71V162L67 163ZM77 161H78V160H77ZM90 161H91V160H90ZM117 161H119V159H117ZM120 161H121V160H120ZM146 161H147V160H146ZM162 161L164 162L165 160H162ZM172 161H173V160H172ZM172 161H171V163H172ZM182 161H183V159H182ZM187 161H188V159H187ZM214 161H217V160H214ZM234 161H235V159H234ZM262 161L264 162V160H262ZM262 161H261V162H262ZM4 162H6V161H4ZM7 162H8V161H7ZM14 162H15V161H14ZM14 162H13V163H14ZM20 162H21V161H20ZM20 162L18 163V166L20 165ZM49 162H50V161H49ZM58 162H59V161H58ZM99 162H101V161H98V164H99ZM102 162H103V161H102ZM102 162H101V163H102ZM163 162H161V163H163ZM165 162H166V161H165ZM167 162H168V161H167ZM167 162H166V163H163V165H164V164H167ZM174 162H175V161H174ZM191 162H192V161H191ZM193 162L195 163V161H193ZM197 162H198V161H197ZM209 162H210V161H209ZM212 162H213V161H212ZM212 162H210V163L212 164ZM222 162H223V161H222ZM229 162L232 163L233 161L230 160ZM229 162H228V163H229ZM235 162H236V161H235ZM241 162H240V163H241ZM256 162H257V161L254 162V165H255ZM8 163H9V162H8ZM21 163H23V162H21ZM37 163H38V162H37ZM44 163H45V162H44ZM47 163H48V162H47ZM51 163H53V161H52ZM82 163H83V162H82ZM84 163H85V161H84ZM89 163H90V162H89ZM105 163H106V162H105ZM128 163H129V162H128ZM145 163H146V162H145ZM145 163H143V164H145ZM147 163H149V162H147ZM147 163H146V164H147ZM189 163H190V161L186 163V168H187V164H189ZM200 163H201V162H200ZM202 163H203V161H202ZM210 163H209V164H210ZM214 163H215V162H214ZM214 163H213L212 165H214ZM233 163H234V162H233ZM238 163H239V159H238ZM242 163H243V162H242ZM24 164H26V163H24ZM58 164H60V163H58ZM87 164H88V163H87ZM90 164H91V163H90ZM96 164H97V163H96ZM98 164H97V165H98ZM125 164H127V163H125ZM133 164H136V163H133ZM133 164H132V165H133ZM143 164H142V165H143ZM151 164H152V163H151ZM151 164H150V165H151ZM169 164H170V163H169ZM174 164H175V163H174ZM182 164H184V163H182ZM203 164H207V162H206V163H203ZM220 164L223 165V163H219V164L217 163V166H219ZM244 164H245V162H244L243 164H240V165L242 166V165H244ZM252 164H253V163H252ZM256 164H257V163H256ZM5 165H6V164H5ZM13 165H17L16 162H15V164H13ZM27 165H28V164H27ZM44 165L46 166V163H45ZM50 165H51V164H50ZM60 165H61V164H60ZM60 165H59V167H60ZM79 165H80V161H79ZM97 165H95L94 168H92V169H94V171L96 170L95 167H98ZM99 165H100V164H99ZM105 165H106V164H105ZM148 165H149V164H148ZM148 165H147V166H148ZM157 165H158V164H157ZM170 165H171V164H170ZM170 165H169V166H170ZM172 165H173V164H172ZM177 165H179V163H178ZM189 165H190V164H189ZM199 165H200V166H203V165H201V164H199ZM212 165H211V167H213ZM215 165H216V164H215ZM230 165H231V164H230ZM236 165H237V163H236ZM254 165H253V166H254ZM62 166H63V165H62ZM64 166H65V164H64ZM74 166H75V162H74ZM81 166H82V165H81ZM103 166H104V165H103ZM136 166H137V165H136ZM169 166H168V167H169ZM174 166H175V165H174ZM174 166H173V167H174ZM194 166H196L197 169L200 167V166L197 167V163H196V165H194ZM204 166H206V165H204ZM217 166H215L216 169H217ZM220 166H221V165H220ZM223 166L225 167V165H223ZM226 166H227V165H226ZM234 166H235V165H232V167L235 169L236 167H234ZM241 166L238 165L237 167H240L239 169L242 170V167H241ZM247 166H248V165H247ZM251 166H252V165H251ZM256 166H257V165H256ZM256 166H254V167L257 168V167L261 166V164H258L257 167H256ZM11 167H12V166H11ZM16 167H17V166H16ZM25 167H26V166H25ZM33 167H35V166H33ZM125 167H126V166H125ZM137 167H138V166H137ZM145 167H146V165H145ZM179 167H180V165H179ZM179 167H178V168H179ZM208 167H210V166L208 165ZM211 167H210V168H211ZM227 167H228V166H227ZM249 167H250V166H249ZM262 167H264V166H262ZM0 168H4V166H3V167L0 166ZM46 168H48V167H46ZM51 168H52L51 170H56V169H58V168H56V167H55L56 169H53V168H54V163H53V167H51ZM60 168L62 169V167H60ZM66 168H67V167H66ZM98 168H99V167H98ZM100 168H101V166H100ZM133 168H135V167H133ZM133 168H132V169H133ZM141 168H142V167H141ZM141 168H140V169H141ZM152 168H154V167L152 166ZM176 168H177V167H176ZM186 168H185V169H186ZM201 168H202V167H201ZM218 168H219V167H218ZM233 168H231V169H233ZM259 168L261 169V167H259ZM259 168H257L258 171H259ZM10 169H12V168H10ZM14 169H15V168H14ZM26 169H27V168H26ZM61 169H60V171H63V170H61ZM108 169H109V168H108ZM118 169H119V168H117L116 170H118ZM122 169H124V168H122ZM125 169H127V168H125ZM148 169H149V168H148ZM148 169H147V170H148ZM157 169H159V168H157ZM161 169H162V167H161ZM161 169H160V170H161ZM170 169H171V168H170ZM188 169L190 170L189 167H188ZM191 169H193V168H191ZM199 169H200V168H199ZM203 169L205 170V169H207V168H203ZM214 169H215V168H214ZM221 169H222V167H221ZM223 169H224V168H223ZM223 169H222V170H223ZM229 169H230V168H229ZM231 169H230V170H231ZM253 169H254V168H253ZM0 170H1V169H0ZM36 170H37V169H36ZM44 170H45V169H44ZM44 170H43V171H44ZM46 170H47V169H46ZM58 170H59V169H58ZM72 170H74V169H72ZM79 170H80V169H79ZM102 170H103V169H102ZM105 170H106V169H105ZM112 170H113V169H112ZM137 170H138V169H137ZM168 170H169V168H168ZM172 170H173V169H172ZM183 170H184V168H183ZM186 170H187V169H186ZM193 170H194V169H193ZM209 170H210V169H208L207 173H211V170H210V172H209ZM212 170H213V169H212ZM219 170H220V169H219ZM219 170L215 171V173L217 172V173L220 175L221 173H220ZM225 170H226V168H225ZM235 170H236V172L238 171L237 169H235ZM235 170H233V171H234V174L236 173ZM241 170H239V171H241ZM243 170L246 171L247 169H245V167H243ZM243 170H242V171H243ZM248 170H249V169H248ZM250 170H251V168H250ZM262 170H263V169H262ZM13 171H14V170H13ZM18 171L20 172V169H19V168H18ZM24 171H25V170H24ZM49 171H50V169H49ZM91 171H92V170H91ZM96 171H97V170H96ZM98 171H99V170H98ZM98 171H97V172H98ZM100 171H101V169H100ZM109 171H110V170H109ZM140 171H141V170H140ZM142 171H143V169H142ZM144 171H145V170H144ZM149 171H150V170H149ZM154 171H155V170H154ZM163 171L165 172V169H164ZM175 171H177V170H175ZM179 171H180V170H179ZM239 171H238V173L240 174ZM242 171H241V173H242ZM258 171H257V173H258ZM16 172H17V171H16ZM27 172H28V171H27ZM27 172H26V173H27ZM31 172H32V171H31ZM31 172H30V174H31ZM35 172H36V171H35ZM58 172H59V171H58ZM63 172H64V171H63ZM68 172H69V170H68ZM87 172H88V171H87ZM87 172H86V173H87ZM102 172H103V171H102ZM113 172H114V171H113ZM116 172H117V171H115V173H116ZM118 172H120V174H121V171H118ZM122 172H123V171H122ZM131 172H132V171H131ZM135 172H136V171H135ZM145 172H146V171H145ZM151 172H152V171H151ZM151 172H149V173L151 174ZM161 172H162V171H161ZM164 172H163V173H164ZM177 172H178V171H177ZM195 172H196L197 174H199V176H200V172H197V171L194 170V173H195ZM221 172H222V171H221ZM223 172L225 173V171H223ZM230 172L233 173L232 171H229V175H231ZM248 172H249V171H248ZM9 173H10V172H9ZM12 173H14V172H12ZM28 173H29V172H28ZM28 173H27V174H28ZM51 173H52V171H51ZM54 173H55V172H54ZM61 173H62V172H61ZM66 173H67V172H66ZM163 173H162V175H163ZM167 173L169 174V171H168ZM186 173H187V172H185V174H186ZM189 173H192V172L189 171ZM194 173H192L191 175L194 176ZM201 173H203V172L201 171ZM205 173H206V172H205ZM215 173H214V174H215ZM238 173H237V174H238ZM257 173H256L255 176L258 175ZM262 173H263V172H262ZM0 174H2V173H0ZM3 174H4V173H3ZM3 174H2L1 176H3ZM47 174H48V173H47ZM57 174H58V173H57ZM62 174H64V173H62ZM69 174H70V173H69ZM69 174H68V175H69ZM99 174H100V173H98V177H99ZM104 174H106V172H105ZM134 174H135V173H134ZM147 174H148V173H147ZM154 174H155V172H154ZM154 174H153V176H154ZM157 174H158V173H157ZM164 174H166V173H164ZM170 174H171V170H170ZM185 174H183V175L185 176ZM187 174H188V173H187ZM212 174H213V171H212L211 174H209V175L207 174V175L210 176V175H212ZM218 174H217V175H218ZM234 174H233V176H230V177H235ZM237 174H236V175H237ZM246 174H247V173H246ZM246 174H245V176L248 175V174H247V175H246ZM249 174H250V173H249ZM253 174H254V173H252V175H253ZM263 174H264V173H263ZM50 175H51V174H50ZM71 175H72V174H71ZM89 175H91V174H89ZM94 175H95V173H94ZM108 175H109V174H108ZM116 175H117V174H116ZM122 175H124V174H122ZM122 175H119V176L122 177ZM132 175H133V174H132ZM132 175H131V176H132ZM139 175H140V178H141V175H142L141 172H140ZM139 175H137V177H138ZM143 175L145 176L146 173L143 174ZM160 175H161V174H159V176H160ZM202 175H204V174H202ZM207 175H206V179H207ZM217 175H216V176H217ZM259 175H260V173H259ZM4 176L6 177V176H8V174H7V175L5 174ZM4 176H3V178H4ZM30 176H31V175H30ZM33 176H34V175H32V177H33ZM39 176H40V175H39ZM46 176H47V175H46ZM55 176H57V175H55ZM55 176H54V178H56ZM95 176H97V175H95ZM100 176H102V174H100ZM103 176H104V175H103ZM103 176H102L101 178H103ZM112 176H113V175H112ZM114 176H115V175H114ZM124 176H125V175H124ZM126 176H127V174H126ZM148 176H149V175H148ZM155 176L157 177L158 175H155ZM184 176H183V177H184ZM193 176H192V177H193ZM197 176H198V175H197ZM204 176H205V175H204ZM204 176H203V177H204ZM221 176H222V175H221ZM223 176H226V175L223 174ZM223 176H222V178H223ZM227 176H228V173H227ZM227 176H226L225 178H227ZM238 176H239V175H238ZM243 176H244V175H243ZM249 176L251 177V174H250ZM260 176H261V175H260ZM52 177H53V176H52ZM58 177H60V176H58ZM76 177H77V176H76ZM90 177H91V176H90ZM98 177H97V178H98ZM116 177H117V176H116ZM121 177H120V178H121ZM128 177H129V176H128ZM146 177H147V176H146ZM164 177H165V176H164ZM169 177H172V176L169 175ZM177 177H178V176H177ZM177 177H176V178H177ZM187 177H188V176H187ZM187 177H186L185 179H187ZM190 177H191V176H190ZM190 177H189L188 179H190ZM200 177H202V176H200ZM200 177H199V178H200ZM210 177H212V176H210ZM210 177H209V179H210ZM230 177H228V178L230 179ZM257 177L259 178V176H257ZM48 178H49V176H48ZM48 178H47V179H48ZM71 178H72V177H71ZM73 178H75V177H73ZM93 178H94V177H93ZM95 178H96V177H95ZM104 178H106V177L104 176ZM104 178H103V180H104ZM107 178H108V177H107ZM120 178H118V177L116 178V179H119V180H117L119 183H120V180H121ZM124 178H125V177H124ZM140 178H139V179H140ZM147 178L150 179L151 176H150V178H149V177H147ZM167 178H168V177H167ZM173 178L175 179V176H173ZM173 178H172V179H173ZM196 178H197V177H196ZM196 178H195V179H196ZM220 178H221V177H220ZM220 178H219V179H220ZM225 178H224V180H225ZM237 178H238V177H237ZM247 178H249V177H246L245 179L247 180ZM253 178H254V176H253ZM258 178H257V179H258ZM261 178H262V179H261ZM261 178H260L261 180H264L263 177H261ZM1 179H2V177H1ZM28 179H29V178H28ZM31 179H32V178H31ZM39 179H40V178H39ZM51 179H52V178H51ZM69 179H70V178H69ZM76 179H77V178H76ZM76 179H75V180H76ZM89 179H90V178H89ZM114 179H115V178H114ZM114 179H113V180H114ZM142 179H143V177L141 178V180H142ZM144 179H146V178L144 177ZM152 179H153V178H152ZM157 179H158V178H157ZM159 179H160V178H159ZM159 179H158V181H159ZM165 179H166V177H165ZM181 179H182V178H181ZM188 179H187V180H188ZM191 179H192V178H191ZM197 179H198V178H197ZM206 179H205V180H206ZM209 179H208V180H209ZM212 179H213V177H212ZM212 179H210L211 181L209 180V181H210L209 183L212 182ZM214 179H215V178H214ZM231 179H232V178H231ZM36 180H38V179H35V181H36ZM67 180H68V179H67ZM83 180H85V179H83ZM98 180H99V179H98ZM110 180H111V179H110ZM110 180H109V181H110ZM113 180H111V181H113ZM124 180H126V179H124ZM130 180H131V179H130ZM154 180H155V178H154ZM154 180H153V181H154ZM176 180H179V179H176ZM187 180H186V181H187ZM198 180H199V179H198ZM198 180H197V181H198ZM200 180H201V179H200ZM200 180H199V181H200ZM220 180H221V179H220ZM224 180H222V181H223V184H224V182H225L227 179H226L225 181H224ZM234 180H235V179H234ZM242 180H243V179H241L240 181H242ZM251 180L253 181L254 179H251ZM30 181H31V180H29V182H30ZM33 181H34V180H33ZM89 181H91V179H90ZM92 181H93V180H92ZM99 181H100V180H99ZM109 181H108V183H109ZM132 181H133V180H131V182H132ZM148 181H149V180H148ZM156 181H157V180H156ZM158 181H157V182H158ZM169 181H170V180H169ZM169 181H168V183H169ZM179 181H181V180H179ZM186 181L184 180V182H186ZM188 181H189V180H188ZM188 181H187V182H188ZM199 181H198V182H199ZM203 181H204V180H203ZM227 181H229V180H227ZM227 181H226V182H227ZM249 181H250V180H249ZM252 181H251V182H252ZM257 181H258V180H257ZM257 181H254V182L256 183ZM0 182H1V181H0ZM74 182H75V181H74ZM80 182H81V180H80ZM82 182H83V181H82ZM102 182H103V181H102ZM102 182H101V183H102ZM104 182H105V181H104ZM121 182H123V181H121ZM142 182H143V181H142ZM151 182H152V181L150 180L149 183H151ZM157 182H156V183H157ZM173 182H174V181H173ZM173 182H171L170 184H172ZM195 182H196V181H195ZM198 182H197V183H198ZM201 182H202V180H201ZM205 182H207V181H205ZM205 182H202V183H200V184L202 185V184L205 183ZM213 182H215V181L213 180ZM213 182H212V183H213ZM217 182H218V179H217V181H216L217 188H218V185L220 184V182H219V183H217ZM229 182H232V181L230 180ZM251 182H250V183H251ZM34 183H35V182H33V184H34ZM59 183H60V182H59ZM78 183H79V182H78ZM85 183H86V182H85ZM85 183H83V185H84ZM93 183H94V182H93ZM99 183H100V182H99ZM99 183H96V184H99ZM112 183H113V182H112ZM128 183H130L129 180H128L127 183H125V184L127 185ZM156 183H155V181H154L153 185H155V186L152 185L150 189H153V187H156V185H157L159 182H158L157 184H156ZM160 183H161V182H160ZM175 183H176V187H177V182H175ZM182 183H183V182H181V184H182ZM192 183H193V182H192ZM192 183H190V184H192ZM209 183H208V184H209ZM242 183H243V182H242ZM247 183H248V180H247ZM250 183H249V185H250ZM255 183L252 182V184H255ZM263 183H264V182H263ZM35 184H36V183H35ZM35 184H34V186H36ZM72 184H74V183H72ZM90 184H91V182H90ZM114 184H115V183H114ZM125 184H124V185H125ZM170 184H169V185H170ZM181 184L179 185V187H180V186L182 187ZM195 184H196V183H195ZM214 184H215V183H214ZM221 184H222V183H221ZM221 184H220V185H221ZM228 184H229V183H228ZM230 184H232V183H230ZM230 184H229V185H230ZM234 184H236V183H234ZM234 184H233V186H232V185L229 186V188H230V187H235L236 185L234 186ZM238 184H239V183H238ZM256 184H257V183H256ZM86 185H87V184H86ZM100 185H101V184H100ZM102 185H103V184H102ZM108 185H109V184H108ZM128 185H129V184H128ZM147 185H148V184H147ZM149 185H150V184H149ZM159 185H160V184H159ZM167 185H168V184H167ZM183 185H184V184H183ZM185 185H186V184H185ZM185 185H184V186H185ZM196 185H197V184H196ZM205 185H207V183L204 184L203 187H204ZM212 185H213V184H212ZM220 185H219V188H220ZM240 185H242V184H240ZM240 185H239V186H240ZM246 185H247V184H246ZM93 186H94V185H93ZM118 186H119V185H117L116 188H117ZM130 186H131V184H130ZM160 186H161V185H160ZM184 186H183V187H184ZM186 186H188V185H186ZM186 186H185L186 189L184 188V190H187V187H186ZM191 186H192V185H191ZM198 186H200V185H197L196 187H198ZM208 186H209V185H208ZM208 186H207V187H208ZM214 186H215V185H214ZM223 186H224V185H223ZM247 186H248V185H247ZM1 187H2V186H0V189L2 190ZM87 187H88V186H87ZM95 187H96V186H95ZM95 187H94V188H95ZM101 187H102V186H101ZM106 187H108V186H106ZM114 187H115V186H114ZM121 187H123V184L121 185ZM121 187H120V188H121ZM125 187L128 188L129 186H128V187L125 186ZM125 187H124V188H125ZM134 187H135V186L133 185L132 188H134ZM161 187H162V186H161ZM161 187H160V188H161ZM172 187H173V186H172ZM172 187H171V188H172ZM193 187H194V186H193ZM221 187H222V186H221ZM226 187L228 188V186H226ZM226 187H225V188H226ZM242 187H243V186H242ZM249 187H250V188L247 187V188H248V191H249L250 189H252V186H249ZM263 187H264V186H263ZM37 188H38V185H37ZM40 188H41V187H40ZM57 188H58V187H57ZM80 188H81V187H80ZM84 188H86V187L84 186ZM104 188H105V187H104ZM124 188H123V190H124ZM126 188H125V190H126ZM148 188H149V187H148ZM158 188H159V186H158ZM160 188H159V189H160ZM174 188H175V186H174ZM188 188H189V187H188ZM191 188H192V187H191ZM194 188H195V187H194ZM201 188H202V187H201ZM208 188H209V187H208ZM208 188H206V186H205V189L209 190ZM210 188L212 189V186H210ZM213 188H214V187H213ZM219 188H218V189H219ZM222 188H223L222 191H224V190H225L224 187H222ZM238 188H239V187H238ZM238 188H237V189H238ZM247 188H246V189H247ZM253 188H254V185H253ZM42 189H43V188H42ZM72 189H73V188H72ZM106 189H107V188H106ZM106 189H104L105 191L103 190V192L107 193V192H106ZM108 189H109V188H108ZM150 189H149V190H150ZM159 189L156 188V190H158V191H159ZM182 189H183V188H182ZM182 189H181V190H182ZM195 189H196V188H195ZM197 189L199 190L200 188H197ZM197 189H196V190H197ZM202 189H204V188H202ZM205 189H204V190H205ZM211 189H210V190H211ZM218 189H217V190H218ZM244 189H245V188H244ZM255 189H256V188H255ZM255 189H254V190H255ZM44 190H45V188H44ZM61 190H62V189H61ZM112 190H113V189H111V191H112ZM120 190H122V188H121ZM125 190H124V191H125ZM164 190H165V189H164ZM171 190H172V189H171ZM171 190H170V191H171ZM175 190H176V189H174V191H175ZM177 190H178V188H177ZM193 190H194V189H193ZM196 190H194V192H197V193H198V191H196ZM213 190H214V189H213ZM217 190H215V191H217ZM219 190H221V189H219ZM226 190H227V189H226ZM231 190H232V189H231ZM256 190H257V189H256ZM260 190H263V188H262V189L259 188V189H258V193H257V192H256V193L259 194V191H260ZM46 191H47V192H46ZM46 191H45L46 193L44 192V194H47V193H48V189H46ZM52 191H53V190L51 189V192H52ZM54 191H55V190H54ZM57 191H58V190H57ZM62 191H63V190H62ZM66 191H67V189H66ZM71 191H72V190H71ZM77 191H78V190H77ZM77 191H75V192H77ZM108 191H109V190H108ZM146 191H147V189H146ZM158 191H156V192L158 193ZM174 191H173V192H174ZM199 191H201V190H199ZM205 191H206V190H205ZM215 191H213V193H214ZM222 191H221V192H222ZM228 191H229V190H228ZM246 191H247V190H246ZM39 192H40V191H39ZM79 192H81V191L79 190ZM82 192H83V191H82ZM82 192H81V194H80L79 196H77V195H76V196H77V197H82V196H83V195H82ZM84 192H85V191H84ZM84 192H83V194H84ZM118 192H119L118 195H121V197H122V196H123L122 193H125V192H127V191L121 193V192L118 190ZM156 192H155V193H156ZM161 192H162V191H161ZM180 192H183V191H180ZM180 192H179V193H180ZM188 192H189V191H188ZM191 192H192V191H191ZM201 192H203V191H201ZM208 192H210V191H207V196H209V195H208ZM211 192H212V191H211ZM221 192H220L219 195H221ZM226 192H227V191H225L224 193L226 194ZM239 192H240V191H239ZM67 193H68V192H67ZM86 193H88V192H86ZM112 193H113V192H112ZM120 193H121V194H120ZM128 193H129V192H128ZM164 193H166V192H164ZM164 193H163V195L161 196L162 193L160 194V191H159L160 196H161L162 198H163V196H164L163 199H165V195H167V193H166V194H164ZM174 193H175V192H174ZM183 193H184V192H183ZM185 193H187V191H185ZM185 193H184L185 196H182L183 201L185 200L184 197H186L187 195H188V197H190L188 193H187V195H186ZM192 193H193V192H192ZM204 193H205V192H204ZM213 193H211V194H213ZM217 193H218V192H217ZM217 193H216V194H217ZM228 193H229V192H228ZM244 193H246V192H244ZM244 193H243V190H242V195H243ZM254 193H255V192H254ZM254 193H253V195H254ZM256 193H255V194H256ZM3 194H4V193H3ZM41 194H42V193H41ZM44 194H43V196H44ZM49 194H51V193H49ZM69 194H70V192H69ZM71 194H72V193H71ZM78 194H79V193H78ZM109 194H111V193H109ZM114 194L116 195V192H115ZM114 194H113V195H114ZM139 194H140V193H139ZM144 194H145V193H144ZM148 194H149V193H148ZM152 194H153V193H151V195H152ZM159 194H158V195H159ZM170 194H171V193H170ZM181 194H182V193H181ZM194 194H196V193H193V195H194ZM199 194H200V192H199ZM199 194H198V195H199ZM202 194H203V193H202ZM202 194H201V195H202ZM205 194H206V193H205ZM216 194H214V195H216ZM225 194H224V195H225ZM231 194H232V191H231ZM236 194H237V191H236ZM238 194H239V193H238ZM238 194H237V196H238ZM263 194H264V193H263ZM60 195H61V194H60ZM81 195H82V196H81ZM103 195H104V194H102V196H103ZM118 195H116V196H118ZM125 195H126V194H124V197H125ZM128 195H129V194H128ZM133 195H134V194H133ZM133 195L130 194L129 199H130L131 196H133ZM136 195H137V194H136ZM146 195H147V194H146ZM146 195H144V196H146ZM151 195H150V196H151ZM154 195H155V194H154ZM175 195H176V194H174V196H175ZM196 195H197V194H196ZM196 195H195V197H196ZM229 195H230V194H228L227 196L229 197ZM232 195H234V193H233ZM251 195H252V193H251ZM251 195H250V197H252ZM2 196L5 197V196H7V195H2ZM2 196H0V197L2 198ZM35 196H36V195H35ZM47 196H48V195H47ZM55 196H58V195H55ZM68 196H71V195H68ZM85 196H86V194L84 195V198H85ZM87 196H88V195H87ZM95 196H98V197H99V195H96V194H95ZM105 196H107V194H106ZM105 196H103V197L105 198ZM116 196H114L115 199L117 198ZM126 196H127V195H126ZM170 196H171V195H170ZM179 196H181V195H179ZM207 196H206V198H207ZM217 196H218V194H217ZM217 196H216V197H217ZM234 196H235V195H234ZM234 196H233V197H234ZM244 196H245V194H244ZM259 196H260V195H259ZM261 196H263V195H261ZM261 196H260V197H261ZM39 197H40V196H39ZM59 197H60V196H59ZM90 197H91V196H90ZM92 197H94V196H92ZM100 197H101V196H100ZM107 197H108V196H107ZM119 197H120V196H119ZM127 197H128V196H127ZM147 197H148V196H147ZM161 197H160V198H161ZM175 197H176V196H175ZM191 197H193L192 194H191ZM214 197H215V196H214ZM220 197H221V196H220ZM225 197H226V196H224V198H225ZM228 197H227V198H228ZM230 197H231V196H230ZM230 197H229V198H230ZM235 197H236V196H235ZM235 197H234V199L236 200L237 197H236V198H235ZM246 197L249 198V193H248V196H247V193H246ZM246 197H245V198H246ZM1 198H0V200H2ZM11 198H12V197H11ZM11 198H9V200H10ZM21 198H22V197H21ZM21 198H20V199H21ZM28 198H29V197H28ZM54 198H55V197H54ZM70 198H71V197H70ZM73 198H76V197H73ZM82 198H83V197H82ZM84 198H83L82 200H84ZM94 198H97V197H94ZM135 198H136V197H135ZM135 198H134V199H135ZM138 198H139V197H138ZM153 198H155V197L152 195V199H153ZM157 198H158V197H157ZM160 198H158L157 201H159ZM168 198H169V197H168ZM172 198L174 199V197H172ZM179 198H180V197H179ZM179 198H178V200H180ZM182 198H181V199H182ZM198 198H199V200H200V196H199ZM242 198H243V197H242ZM242 198H241V199H242ZM255 198H256V197H255ZM4 199H6V198H4ZM4 199H3V200H4ZM23 199H26V197H24ZM32 199H33V198H32ZM38 199H39V198H38ZM44 199H45V198H44ZM47 199H48V198L46 197L45 200H47ZM52 199H53V197H52ZM52 199H50L49 201H51ZM71 199H72V198H71ZM71 199H70V200H71ZM78 199H79V198H78ZM87 199L90 200L88 197H87ZM92 199H93V198H92ZM124 199L127 200V198H124ZM132 199H133V198H131V200H132ZM136 199H137V198H136ZM144 199H145V198H144ZM150 199H151V198H150ZM166 199H167V197H166ZM188 199L191 200L190 198H188ZM196 199H197V198H194V199H192L191 201L187 200V201L191 202V203H187V204H189V205L191 204V205H192V204H193L192 202H194ZM217 199H219V196H218ZM217 199H216V200H217ZM225 199H226V198H225ZM243 199H244V198H243ZM256 199H257V198H256ZM260 199H261V198H260ZM6 200H8V199H6ZM15 200H16V199H15ZM39 200H40V199H39ZM54 200H55V199H54ZM54 200H53V201H54ZM58 200H60V199H58ZM67 200H68V199H67ZM67 200H66V201H67ZM75 200H76V199H74V201H75ZM79 200H80V199H79ZM88 200H86V201H88ZM93 200H94V199H93ZM98 200H99V198H98ZM98 200H97V201H98ZM108 200H111V197H110V199L108 198ZM131 200H130V201H131ZM175 200H177V199L175 198ZM193 200H194V201H193ZM214 200H215V198H214ZM220 200L223 201V197H222V199H219V202H220ZM231 200H233V199L231 198L230 201L224 200L226 203L229 202V204H228L229 207H230V205H232V202H233V201L231 202ZM238 200H239V199H238ZM238 200H237V201H238ZM250 200H251V199H250ZM12 201H13V198H12ZM17 201H19V199H18ZM53 201H52V202H53ZM62 201H63V200H61V202H62ZM68 201H69V200H68ZM76 201H78V200H76ZM80 201H81V200H80ZM94 201H95V200H94ZM101 201L104 202L103 200H101ZM101 201H100V203H102ZM112 201H113V200H112ZM119 201H121V199H120ZM123 201H124V200H123ZM123 201H122V203H124ZM153 201H154V200H153ZM153 201H152V202H153ZM157 201H156V202L154 201V202L157 203ZM162 201H164V200H162ZM168 201L171 202V201H173V200H171V201L168 200ZM168 201L166 200V202H168ZM197 201H198V200H197ZM206 201H207V204H209L210 200L208 199V200H206ZM211 201H212V200H211ZM244 201H245V200H244ZM246 201H247V198H246ZM246 201H245V202H246ZM248 201H249V200H248ZM252 201H253V200H252ZM1 202H2V201H1ZM26 202H27V201H24V202H23V200H22V203L25 204ZM61 202H60V204H61ZM69 202H70V201H69ZM88 202H90V201H88ZM92 202H93V201H92ZM98 202H99V201H98ZM107 202H108V201H107ZM114 202H115V200H114ZM128 202H129V201H128ZM135 202H137V201H135ZM135 202H134V203H135ZM169 202H168V203H169ZM215 202H217V201H214V202H213V203H214L213 207H214V206L217 207V205L219 204V203H218V204L215 205ZM230 202H231V204H230ZM234 202H235V201H234ZM234 202H233V203H234ZM238 202H239V201H238ZM256 202H258V201H254L253 204H254V203L256 204ZM12 203H13V202H12ZM20 203H21V202H20ZM34 203H35V202H34ZM36 203H37V202H36ZM42 203H43V202H42ZM44 203H45V202H44ZM62 203H63V202H62ZM71 203H73V202H71ZM78 203H79V202H78ZM78 203H77V204H78ZM83 203H84V202H83ZM96 203H97V202H96ZM120 203H121V202H120ZM134 203L131 202V204H133V205H134ZM163 203H164V202H163ZM182 203L184 204V202H182ZM185 203H186V202H185ZM223 203H224V202H223ZM226 203H224V206H223V207H225ZM235 203H237V202H235ZM235 203H234V204H235ZM239 203H240V202H239ZM239 203H238V204H239ZM249 203H250V202H249ZM24 204H23V208H24L25 205H27L28 203L25 204V205H24ZM38 204H39V203H38ZM49 204H52V203H49V202H48L47 205H49ZM60 204H58V208H61V207H62ZM68 204H69V203H68ZM74 204H75V203H74ZM105 204H106V203H105ZM150 204H151V202H150ZM150 204H149V205H150ZM164 204H165V203H164ZM174 204H175V203L173 202L172 205H174ZM176 204H177V203H176ZM176 204H175V206H176ZM187 204H184V205H187ZM198 204H200V203L198 202ZM238 204H235V207H236V205H238ZM28 205H29V204H28ZM40 205H41V204H40ZM59 205H60L61 207H59ZM64 205H65V204H64ZM64 205H63V206H64ZM70 205H71V204H70ZM96 205H97V204H96ZM100 205H102V204H100ZM117 205H118V204H117ZM122 205H124V204H122ZM146 205H147V204H146ZM153 205H154V203H153ZM158 205H159V203H158ZM169 205H170V203H169ZM169 205H168V206H169ZM189 205H187L186 207H187V208H188V207H191V206H189ZM195 205H196V204H195ZM201 205H202V204H200V205H198V206H201ZM211 205H212V203H211ZM220 205H222V204H220ZM228 205H226V206H227V207H226L227 209L229 208ZM259 205H261V204H258L257 207H258ZM262 205H263V204H262ZM32 206H33V205H32ZM66 206H67V205H66ZM75 206H76V205H75ZM78 206H79V205H78ZM84 206H85V205H84ZM84 206H83V207H84ZM87 206H88V204H86V207H87ZM89 206H90V205H89ZM93 206H94V203H93ZM103 206H104V205H103ZM108 206H109V205H108ZM115 206H116V205H115ZM115 206H114V207H115ZM127 206L129 207L128 204H127ZM160 206H161V205H160ZM218 206H219V205H218ZM233 206H234V205H233ZM238 206H239V205H238ZM1 207H2V206H1ZM29 207H30V206H29ZM37 207H38V206H37ZM50 207H52V206H50ZM54 207H55V206H53V208H54ZM83 207H82V208H83ZM90 207L92 208V206H90ZM97 207H98V206H97ZM100 207H101V206H100ZM109 207H110V206H109ZM114 207H113V208H114ZM116 207H117V206H116ZM116 207H115V208H116ZM131 207H132V206H131ZM136 207H137V206H136ZM156 207H157V205H156ZM163 207H165V206H163ZM169 207H170V206H169ZM178 207H179V206H178ZM178 207H177L176 209H178ZM184 207H185V206H184ZM184 207H183V208H184ZM201 207H202V206H201ZM207 207H208V206H207ZM209 207H210V206H209ZM239 207H240V206H239ZM239 207H237V208H239ZM251 207H252V205H251ZM251 207H249V208H251ZM260 207H261V206H260ZM4 208H5V206H4ZM7 208H8V207H7ZM14 208H15V207H14ZM16 208H17V207H16ZM18 208H19V207H18ZM18 208H17V209H18ZM25 208L27 209V207H25ZM25 208L23 209L24 212H26ZM42 208H44V207H42ZM55 208H56V207H55ZM82 208H81V209H82ZM104 208L106 209L107 206L104 207ZM121 208H122V207H121ZM151 208H152V207H151ZM170 208H171V207H170ZM187 208H184L183 211H185V209H187ZM230 208H233V207H230ZM230 208H229V209H230ZM241 208L243 209L244 207L242 206ZM241 208H240V209H241ZM247 208H248V205H247ZM249 208H248V209H249ZM263 208H264V207L262 206V209H263ZM9 209L11 210V207H10ZM40 209H41V208H40ZM45 209H47V207H46ZM69 209H70V208H69ZM74 209H76V208H74ZM83 209H84V208H83ZM87 209H89V207H87ZM87 209H86V211H87ZM123 209H125V208H123ZM130 209H132V212H133V208H129L128 210L130 211ZM160 209H161V208H160ZM163 209H164V208H163ZM173 209H174V207H173ZM176 209H175V210H176ZM180 209H181V207H180ZM193 209H194V207H193ZM202 209H204V207H202ZM215 209H216V208H215ZM222 209H223V208L220 207V210H222ZM229 209H228V210H229ZM240 209H239V210H240ZM258 209H259V208H258ZM53 210H55V209H53ZM56 210H57V209H56ZM59 210H60V209H59ZM62 210H63V209H62ZM84 210H85V209H84ZM92 210H93V209H92ZM99 210H100V209H99ZM107 210H108V209H107ZM110 210H112V209H110ZM113 210H114V209H113ZM113 210H112V211H113ZM143 210L146 211V210H148V209L146 208V209H143ZM149 210H150V209H149ZM157 210H158V209H157ZM225 210H226V209H225ZM230 210H231V209H230ZM230 210H229V211H230ZM233 210H234V209H233ZM237 210H238V209H237ZM250 210H254V208H251ZM14 211H15V210H14ZM35 211H36V209H35ZM39 211H40V210H39ZM43 211H44V210H43ZM96 211H97V209H96ZM101 211H102V210H101ZM116 211H117V210H116ZM122 211H123V210H122ZM135 211H137V209H136ZM135 211H134V212H135ZM145 211H144V213H145ZM154 211H155V210H154ZM160 211H161V210H160ZM176 211H177V210H176ZM176 211H174V212L176 213ZM192 211H193V210H192ZM194 211H195V210H194ZM196 211H197V208H196ZM196 211L193 213L194 215H196V214H195V213H197ZM198 211H199V210H198ZM222 211H223V210H222ZM229 211H227L226 213H228ZM234 211H236V209H235ZM234 211H233V212L230 211V212H232V213H228V215H229V214H230V215H231V214L234 215V217L229 215V216H230L229 218H231V217H233V218H237V222H238V217H235V214L237 213V211H236L235 214H234ZM259 211H260V210H259ZM263 211H264V210H263ZM45 212H46V210H45ZM45 212H44V214H45ZM58 212H59V211H58ZM61 212H62V211H61ZM61 212H60V213H61ZM70 212H71V211H70ZM92 212H93V211H92ZM113 212H115V211H113ZM113 212H112V213H113ZM134 212H133V213H134ZM139 212H140V211H139ZM139 212H137V213H139ZM150 212H152V211H150ZM150 212L148 213V214H149V217H150ZM156 212H157V211H156ZM161 212H162V211H161ZM161 212H160V213H161ZM171 212H172V211H171ZM179 212H180V211H179ZM187 212H188V210H187ZM190 212H191V211H190ZM190 212H188V213H190ZM199 212H200V211H199ZM209 212L211 213V211H209ZM246 212H248V211H246ZM249 212H250V211H249ZM251 212H253V211H251ZM254 212H255V211H254ZM260 212H261V211H260ZM10 213H11V211H10ZM12 213H13V211H12ZM47 213H49V212L47 211ZM54 213H55V211H53V216L55 217ZM66 213H67V212H66ZM73 213H74V212H73ZM73 213H72L71 215H73ZM76 213H77V212H76ZM76 213H74V215H76ZM81 213H83V210H81ZM81 213H80V214H81ZM85 213H86V212H85ZM85 213H84V214H85ZM87 213H88V211H87ZM90 213H91V212H90ZM90 213H89V214H90ZM116 213H117V212H116ZM116 213H113V215L116 214ZM119 213H120V212H119ZM146 213H147V212H146ZM146 213H145V214H146ZM166 213H167V212H166ZM166 213H164V214H166ZM191 213H192V212H191ZM191 213H190V214H191ZM224 213H225V212H224ZM238 213H240V212H238ZM241 213H242V212H241ZM243 213H244V212H243ZM13 214H14V213H13ZM13 214H12V215H13ZM25 214H26V213H25ZM27 214H28V213H27ZM56 214H57V213H56ZM61 214H62V213H61ZM67 214H68V213H67ZM101 214H103V213L101 212ZM139 214H140V213H139ZM151 214H152V213H151ZM155 214H156V213H153L152 215H155ZM164 214H162V215L160 214L161 216H159V214L157 213L158 216H155V219H156V218H157V220L162 219L161 217H162ZM172 214H173V213H172ZM176 214H177V216H179L178 213H176ZM186 214H187V213H186ZM193 214H191V215H193ZM220 214H221V213H220ZM222 214H223V212H222ZM246 214H247V213H246ZM250 214H253V215H254V213H250ZM15 215H16V213H15ZM39 215H41V214H39ZM45 215H46V214H45ZM57 215H58V214H57ZM62 215H64L63 217H65L66 214L63 213ZM68 215H69V214H68ZM94 215H95V214H94ZM104 215H105V218H106V216H107L108 214L106 213V214H104ZM109 215L111 216L112 214L110 213ZM128 215H129V214H128ZM141 215H142V217H140V219H139V220H136V221H139V222H140L141 218H143V214H141ZM141 215H139V216H141ZM183 215H184V213L182 214V216H183ZM200 215H201V214H200ZM238 215H239V214H238ZM19 216H20V215H19ZM29 216H31V215H29ZM29 216H28V219H29ZM42 216H43V215H42ZM53 216H52V217H53ZM79 216H81V215H79ZM83 216H85V215H83ZM86 216H88V215L86 214ZM101 216H102V215H101ZM130 216H132V217H130ZM130 216H129L128 218L131 219V218H133V216H137V215H136V214H135V215L133 214V215H130ZM165 216H166V215H165ZM222 216H223V215H222ZM225 216H226V218L223 220L224 223H225V221H229V220H226V219H227V214H225ZM249 216H250V215H249ZM3 217H4V216H3ZM13 217H14V216H13ZM45 217H46V216H45ZM58 217H59V215H58ZM69 217H71V216H68V218H69ZM72 217L74 218V216H72ZM72 217H71V219H73ZM76 217H77V216H76ZM92 217H93V216H92ZM92 217L89 216V218H92ZM95 217H97V216L95 215ZM95 217H94V219H95ZM102 217H103V216H102ZM112 217H113V216H112ZM120 217H121V216H120ZM125 217L127 218V216H125ZM149 217H148V218H149ZM158 217H159L160 219H159ZM186 217H188V216H186ZM191 217H192V216H191ZM194 217H195V218L198 217V218H201V219H202V216H201V217H199V216H194ZM207 217H209V216H207ZM223 217H224V216H223ZM223 217H222V218H223ZM243 217H244V218L246 217V220H248V218H249V217L247 218V216H245V215H243ZM261 217H262V216H261ZM263 217H264V216H263ZM0 218H1V216H0ZM16 218H18V217H16ZM35 218H36V217H35ZM41 218H42V217H41ZM41 218H39V219H41ZM43 218H44V216H43ZM56 218H57V216H56ZM66 218H67V217H66ZM78 218H79V217H78ZM83 218H84V217H83ZM89 218H88V219H89ZM98 218H99V217H98ZM109 218L111 219V217H108L107 219H109ZM126 218H125V219H126ZM128 218H127V219H128ZM146 218H147V216H146ZM146 218H145V219H146ZM151 218H152V216H151ZM151 218H149V219H151ZM163 218H164V216H163ZM172 218L174 219V217H172ZM189 218H190V217H189ZM195 218H194V219H195ZM198 218H197V219H198ZM212 218H213V216H212ZM229 218H228V219H229ZM251 218H252V217H251ZM251 218H249V219H251ZM255 218H256L255 220H258L256 216H255ZM259 218H260V217H259ZM1 219H2V218H1ZM19 219H20V218H19ZM57 219H58V218H57ZM59 219H60V218H59ZM63 219H64V218H63ZM71 219H70V220L68 219V221H71ZM88 219H87L88 222H91V221H92V219H91V221H89ZM115 219H118V218H115ZM122 219H123V218L121 217L120 220H122ZM130 219H129V220H130ZM134 219H136V217H134ZM134 219H132V220H134ZM137 219H138V216H137ZM145 219H143V220H145ZM155 219L153 220L154 222H155ZM175 219H179V218L175 217ZM175 219H174V220H175ZM194 219L192 218L191 220L193 221ZM201 219H200V220H201ZM210 219H211V218H210ZM210 219H209V220H210ZM214 219H215V216H214ZM217 219H218V216H217ZM217 219H216V220H217ZM241 219H242V218H241ZM241 219H240V220H241ZM6 220H7V219H6ZM6 220H5V221H6ZM10 220H12V219H10ZM16 220H17V219H16ZM20 220H24L23 217H22V219H20ZM42 220H43V219H42ZM42 220H40V221H42ZM65 220H66V219H65ZM65 220H64V221H65ZM73 220H74V223H78V222H75V220H78V219L75 218V219H73ZM79 220L82 221V219H79ZM79 220H78V221H79ZM84 220H85V219H84ZM98 220H100V219H97V221H94V222L97 223ZM165 220H166V219H165ZM200 220L198 221L199 223H200ZM212 220H213V219H212ZM216 220H214V221H216ZM231 220H232V218H231ZM244 220H245V219H244ZM252 220H253V218H252ZM262 220H263V223H264V219H262ZM262 220H261V221H262ZM0 221H1V220H0ZM2 221H3V220H2ZM12 221H13V220H12ZM27 221H28V220H27ZM43 221H45V220H43ZM46 221H47V220H46ZM46 221H45V222H46ZM102 221H104V220H102ZM113 221H114V222L117 221L118 226H119V224H121V223H118V220H114V219H113ZM122 221H123V220H122ZM122 221H121V222H122ZM151 221H152V220H151ZM151 221H150V222H151ZM162 221H163V220H162ZM195 221H196V220H195ZM210 221H211V220H210ZM249 221H250V220H249ZM6 222H7V221H6ZM6 222H5V223H6ZM54 222L57 223L56 220H55ZM60 222H61V221H60ZM66 222H67V221H65V225H68V223H69V224H71V223L73 224V222H68L67 224H66ZM85 222H86V221H85ZM85 222H84V223H85ZM92 222H93V221H92ZM94 222H93V223H94ZM109 222H110V221H109ZM114 222H113V224H114ZM126 222H127V221H126ZM126 222H125V223H126ZM141 222H142V220H141ZM144 222H145V221H144ZM144 222H143V223H144ZM164 222H167V221H163V222H161V223L164 224ZM168 222H169V221H168ZM186 222H189V220L187 219ZM196 222H197V221H196ZM201 222H202V221H201ZM212 222H213V221H212ZM230 222H231V223H230ZM230 222H229V224H232V222H234V221H230ZM241 222H242V221H241ZM241 222H239V223L242 224ZM247 222H248V221H247ZM250 222H251V221H250ZM253 222H254V221H253ZM256 222H257V221H256ZM256 222H255V223H256ZM9 223H11V221H8V224H9ZM13 223H14V222H12V224H13ZM16 223H17V222H16ZM30 223H32V222L30 221ZM38 223H39V222H38ZM58 223H59V221H58ZM62 223H63V222H61V224H62ZM82 223H83V222H82ZM82 223H81V224H82ZM84 223H83V225H84ZM86 223H87V222H86ZM104 223H106V221H105ZM110 223H111V222H110ZM122 223H123V222H122ZM131 223H132V222H131ZM135 223H136V222H135ZM146 223H148V219H147V222H146ZM179 223H181V222H179ZM179 223H178V224H179ZM183 223H184V222H183ZM202 223H203V222H202ZM215 223H216V222H215ZM215 223H214V224H215ZM226 223H227V222H226ZM226 223H225L224 225H225V226H228V230H226V231L229 232V229H230V227L232 228V226L229 227V225H227ZM235 223H236V222H235ZM1 224H2V223H1ZM1 224H0V225H1ZM3 224H4V223H3ZM8 224H7V225H8ZM19 224H20V222H19ZM34 224H35V223H34ZM34 224H33V225H34ZM52 224H55V223H52ZM72 224H71V225H72ZM98 224H99V227H100V226L102 227L101 224H103V222H102V223H98ZM111 224H112V223H111ZM113 224H112V226H113ZM123 224H124V223H123ZM148 224H149V223H148ZM152 224H153V222H152ZM156 224H157V223H154V225H156ZM162 224H161V225H162ZM170 224H171V223H169V225H170ZM173 224H174V222H173ZM175 224H176V223H175ZM178 224H177V225H178ZM191 224H193V223H191ZM204 224H206V223H204ZM243 224H244V223H243ZM249 224H250V223H249ZM257 224H258V223H257ZM17 225H18V223H17ZM38 225H39V224H38ZM38 225H36V226H38ZM46 225H47V224H46ZM50 225H51V224H50ZM50 225H48L47 227L49 228ZM74 225H76L77 228H78V224H74ZM88 225H90V224H88ZM93 225H94V224H93ZM104 225H105V224H104ZM104 225H103V227H104ZM106 225L108 226V225H110V224L107 223ZM129 225H130V224H129ZM131 225H132V224H131ZM171 225H172V224H171ZM179 225H181V224H179ZM179 225H178V226H179ZM184 225H185V224H184ZM184 225H183V227H184ZM217 225H218V221H217ZM234 225H235V224H234ZM236 225H237V224H236ZM245 225H246V223H245ZM255 225H256V224H255ZM261 225H262V222H261ZM261 225H260V227H261ZM10 226H11V224H10ZM15 226H16V224H15ZM22 226H23V225H22ZM22 226H20V227H22ZM24 226H25V224H24ZM29 226H30V224H29ZM44 226H45V225H44ZM54 226H55V225H54ZM56 226H57V225H56ZM61 226H63V225H61ZM61 226H59V228H60ZM79 226H80V223H79ZM84 226H85V225H84ZM84 226L82 227V225H81V229H82V228L84 229ZM110 226H111V225H110ZM110 226H109V228H107L106 226H105V227H106L107 229L110 230ZM121 226H124V225L121 224ZM133 226H134V225H132L131 227H132L133 231H135L134 229H136V228H133ZM159 226H160V225H159ZM172 226H173V225H172ZM172 226H171V227H172ZM187 226H193V225H190V224H189V225H187ZM197 226H198V225H197ZM238 226H239V225H238ZM238 226L235 227V228H238ZM242 226L244 227V225H242ZM242 226H241V227H242ZM249 226H250V225H249ZM249 226H248V227H249ZM253 226H254V225H253ZM253 226H252V228H253ZM258 226H259V225H258ZM258 226H256V227H258ZM262 226H263V225H262ZM4 227H5V230H6L7 227H6V226H4ZM13 227H14V226H13ZM18 227H19V226H17V228H18ZM52 227H53V226H52ZM65 227H66V226H65ZM65 227H64V228H65ZM71 227H73V225H72ZM71 227H70V228H71ZM115 227H116V225H115ZM115 227L113 226V227H111V228L114 230ZM152 227H153V226H152ZM154 227H155V226H154ZM207 227H208V226H207ZM207 227H206V228H207ZM215 227H216V226H215ZM215 227H213V228H215ZM241 227H240L239 229H241ZM245 227L247 228V226H245ZM29 228L32 229L33 226H31V227H29ZM62 228H63V227H62ZM64 228H63V229H64ZM96 228H97V226H96ZM117 228H118V227H117ZM117 228H116V230H117ZM125 228H126V227H125ZM150 228H151V227H150ZM156 228H158V227H156ZM156 228H155V229H156ZM163 228L165 229V226H164ZM166 228H169V226H166ZM172 228H173V227H172ZM172 228H170V229L172 230ZM181 228H182V226H181ZM195 228H196V227L191 228V229L194 230ZM204 228H205V227H204ZM206 228H205V229H206ZM263 228H264V226H263ZM8 229H9V226H8ZM11 229H12V228H11ZM11 229H10V230H11ZM35 229H37V228H35ZM52 229H53V228H52ZM78 229H79V228H78ZM83 229H82V230H83ZM97 229H98V228H97ZM101 229H102V228H101ZM101 229H100V230H101ZM129 229H130V230H127V229H126V231H128V232L131 231V228H130V227H129ZM170 229H169V230H170ZM174 229H176V227L173 228V230H174ZM177 229H179V228H177ZM208 229H210V228H208ZM208 229H207V230H208ZM220 229H221V228H220ZM1 230H2V229H1ZM13 230H15V229H13ZM25 230H28V229L25 227ZM33 230H34V228H33ZM56 230H58V233H57V234H59V231H61V229H60V230H59V229H56ZM56 230H54V231L56 232ZM64 230H65V229H64ZM67 230H68V229H66V231H67ZM71 230H72V229H71ZM73 230H74V229H73ZM76 230H77V229H75V231H76ZM82 230H80V231H82ZM84 230H85V232L83 231V233H86V229H84ZM93 230H95V229H93ZM109 230H108V232H109ZM113 230H112V231H113ZM122 230L125 231V229H122ZM165 230H167V229H165ZM171 230H170V231H171ZM207 230H205V231L203 230L202 232H206ZM258 230H259V229H258ZM23 231H24V230H23ZM30 231H31V230H30ZM39 231H40V230L38 229L37 232H39ZM62 231H63V230H62ZM68 231H69V230H68ZM87 231H88V229H87ZM98 231H99V229H98ZM98 231H96V232L99 233ZM112 231H111V232H112ZM117 231H118V230H117ZM117 231H115V232H117ZM124 231H123V232H124ZM126 231H125V234L127 233ZM154 231H155V230H154ZM162 231H164V230L162 229ZM187 231H188V230H187ZM187 231H186V232H187ZM191 231H192V230H191ZM197 231H198V230H197ZM197 231H195V232L197 233ZM212 231H213V230H212ZM214 231H215V229H214ZM243 231H245V228H244ZM243 231H240V233L237 231V235H238V233H239L240 236H241ZM248 231H249V230H248ZM248 231H245L246 234H247ZM250 231H252V229H250ZM4 232H6V231H4ZM15 232H16V231H15ZM21 232H22V231H21ZM28 232H29V231H28ZM77 232H78V231H77ZM93 232H94V231H93ZM100 232L102 233V231H100ZM119 232H120V231H119ZM147 232H148V231L143 232V233H147ZM166 232H167V231H166ZM168 232H169V231H168ZM171 232H173V231H171ZM177 232H178V234L180 233L179 231H177ZM184 232H185V230H184ZM186 232H185V233H186ZM198 232H199V231H198ZM209 232H210V231H208V233H209ZM217 232H218V231H217ZM221 232H222V231H221ZM221 232H220V233H221ZM232 232H235V231H232ZM254 232H256V231H254ZM30 233H32V232H30ZM39 233H40V232H39ZM62 233H64V232H62ZM83 233L81 232V234H83ZM101 233H100V234H101ZM117 233H118V232H117ZM140 233H142V232L140 231ZM150 233H151V232H150ZM152 233H153V232H152ZM158 233H159V232H158ZM162 233H163V232H162ZM192 233H193V232H192ZM200 233H201V227H200ZM212 233H213V232H212ZM215 233H216V232H215ZM229 233H230V232H229ZM0 234H1V233H0ZM11 234H12V233H11ZM13 234H14V233H13ZM54 234H55V233H54ZM88 234H89V233H88ZM118 234H119V233H118ZM121 234H122V231H121ZM127 234H128V233H127ZM133 234H134V232L130 233V235H133ZM160 234H161V233H159L158 235H160ZM178 234L176 233V235H178ZM183 234H184V233H183ZM186 234H187V233H186ZM188 234H189V233H188ZM203 234H204V233H203ZM206 234H207V233H206ZM227 234H228V233H227ZM231 234H232V233H231ZM231 234H230V235H231ZM248 234H249V233H248ZM1 235H2V237L4 238L3 233H2ZM15 235H16V234H15ZM15 235L12 237V239H13V238H16ZM17 235H20V233L17 234ZM59 235H61V233H60ZM69 235H71V234H69ZM79 235H80V234H79ZM119 235H120V234H119ZM148 235H149V234H148ZM153 235L156 236V237L158 236V235H156V234H153ZM153 235H152V236H153ZM165 235H166V233H165ZM165 235H164L163 237H165ZM174 235H175V234H174ZM174 235H172V236H174ZM176 235H175V237H176ZM181 235H182V234H181ZM195 235H196V234H195ZM199 235L202 236V233L199 234ZM207 235H212V234L210 233V234H207ZM207 235H205V236L207 237ZM221 235H223V234H221ZM230 235H228V236L230 237ZM232 235L235 237V233L232 234ZM232 235H231V236H232ZM243 235H244V234H243ZM243 235H242V236H243ZM263 235H264V234H263ZM31 236L33 237V235H29V236H23V238H24V237H26V238L29 237V238H30ZM46 236H47V235H46ZM53 236H54V235H53ZM82 236H83V235H82ZM82 236H79V237L82 238ZM91 236H92V235H91ZM95 236H96V235H95ZM100 236H101V235H100ZM100 236H99V237H100ZM116 236H118V235H115V238H116ZM123 236H124V235H123ZM123 236H122V237H123ZM125 236H126V235H125ZM127 236H128V235H127ZM135 236H136V234H135ZM140 236H141V235H140ZM143 236H144V235H143ZM146 236H147V235H146ZM170 236H171V235H170ZM172 236H171V238H172ZM185 236H186V235H184V237H185ZM205 236H203V237H201V238H199V237H197V238H199V240H202V238H204ZM240 236H239V239H240V238H243V237H240ZM244 236H245V235H244ZM2 237H1L0 240H2ZM21 237H22V236H21ZM34 237H35V236H34ZM38 237H39V236H37V238H38ZM47 237H48V236H47ZM63 237H64V236H63ZM104 237H105V235H104ZM130 237H131V236H130ZM141 237H142V236H141ZM184 237H183V239H182L183 241L186 240V239H189V238H190V237H189V238H186V239H185ZM191 237H192V235H191ZM252 237H253V234H252ZM18 238H20V237H18ZM18 238H17V239H18ZM26 238H25V239H26ZM35 238H36V237H35ZM40 238L43 239L42 236L39 237V240H40ZM58 238H59V237H58ZM71 238H72V237H70V238H68V239H69V240H74V237H73L72 239H71ZM86 238H87V237H86ZM91 238H92V237H91ZM91 238H90V240H92ZM105 238H106V237H105ZM127 238H129V237H126L125 239H127ZM146 238H148V237H146ZM159 238H160V237H159ZM159 238H158V239H159ZM197 238H196V240H198ZM209 238H210V236H209ZM211 238H212V239H211ZM211 238H210V240H209V239H208V240H205V239H206V238H205V239H203V241H202L201 243H199V244H200V247L202 248V249H201L202 251L199 249V250L196 251V253L194 254L195 258L193 257L195 260L198 261V264H211V262H212V263H213V262H216V261H214V260H217V259L214 258V256H215L216 254L211 255L210 252H212V251H211L212 246L217 245V241H219V240H218V239H217V240L215 239V235H214V237L212 236ZM213 238H214V239H213ZM237 238H238V236H237ZM237 238H236V239L233 238V239L237 240ZM9 239H11V238H9ZM31 239H32V238H31ZM33 239H34V238H33ZM44 239H45V238H44ZM52 239H53V238H52ZM82 239H83V238H82ZM94 239H97V238H94ZM103 239H104V238H103ZM103 239L101 238L102 241H106V240H103ZM117 239H118V238H117ZM119 239H123V238H121V236H120ZM129 239H132V238H129ZM143 239H144V238H143ZM158 239H156V240H158ZM164 239H165V238H164ZM175 239H176V238H175ZM193 239H194V238H193ZM233 239H230V240L232 241ZM48 240L50 241L49 238H48ZM69 240H68V241H69ZM80 240H81V239H80ZM80 240H78V241H80ZM85 240H86V239H85ZM88 240H89V239H88ZM88 240H87V241H88ZM99 240H100V239H99ZM127 240H128V239H127ZM147 240H148V239H147ZM147 240H146V241H147ZM150 240H151V241H150ZM152 240H153V239H151V238L149 239L150 242H152ZM166 240H167V239H165V241H164V240H163V241L166 242ZM169 240H170V239H169ZM169 240H168V241H169ZM173 240H174V238H173ZM178 240H179V239H178ZM178 240H177V241H178ZM182 240H181V241H182ZM190 240H191V239H190ZM199 240H198V241H199ZM241 240H242V239H241ZM246 240H247V236H246ZM246 240H245V241H246ZM254 240H256V238H255ZM15 241H17V240H14V243H15ZM22 241H24V239H22ZM29 241H30V240H29ZM51 241H52V240H51ZM51 241H50L49 246H51ZM76 241H77V239H76ZM76 241H75V242H76ZM94 241H95V240H94ZM102 241H100V243H101ZM129 241L131 242V240H129ZM144 241H145V239H144ZM153 241H154V240H153ZM158 241H159V240H158ZM163 241H160V242L163 243ZM171 241H172V240H171ZM177 241H175V242H177ZM192 241H193V240H192ZM250 241H253V240H251V237H250ZM1 242H2V241H1ZM4 242H7V241L4 240ZM11 242H12V241H11ZM18 242H19V240H18ZM44 242H45V241H44ZM57 242H59L58 244H60V241H59V240H58ZM62 242H63V241H62ZM71 242H72V241H71ZM81 242H82V241H81ZM81 242H80V245L83 243V242H82V243H81ZM134 242H135V241H134ZM140 242H142V241H140ZM160 242L157 243V244L159 245ZM175 242H174V243H175ZM179 242H180V241H179ZM187 242H188L189 244H191V243L189 242V240H188ZM196 242H197V241H196ZM219 242H220V244L222 243L221 241H219ZM235 242H236V241H235ZM247 242L250 243L249 241H247ZM263 242H264V241H263ZM2 243H3V242H2ZM45 243H46V242H45ZM53 243H54V242H53ZM55 243H56V242H55ZM68 243H69V242H68ZM78 243H79V242H78ZM78 243H77V244H78ZM87 243H89V242H87ZM90 243H91V242H90ZM102 243H103V242H102ZM107 243H108V241H107ZM147 243H148V242H147ZM155 243H156V242H155ZM184 243H185V242H184ZM242 243H246V242H242ZM242 243H240V244H242ZM253 243H254V242H253ZM256 243H257V242H256ZM256 243H255V244H256ZM8 244H9V242H8ZM10 244H11V243H10ZM16 244H17V243H15L14 245L16 246ZM47 244H48V243H47ZM69 244H70V243H69ZM71 244H72V243H71ZM73 244H75V243H73ZM83 244H84V243H83ZM83 244H82V245H83ZM93 244H94V243H93ZM96 244H98V243H96ZM104 244H105V243H104ZM108 244H109V243H108ZM126 244H127V241H126ZM126 244H125V245H126ZM136 244H137V243H136ZM138 244H139V243H138ZM150 244H151V243H150ZM163 244H164V243H163ZM171 244H173V243H171ZM194 244H195V243H194ZM194 244H193V245H194ZM213 244H215V245H213ZM231 244H233V242H232ZM257 244H258V243H257ZM257 244H256V246H257ZM260 244H261V243H260ZM260 244H259V245H260ZM11 245H13V244H11ZM14 245H13V246H14ZM21 245H22V244H21ZM60 245H61V244H60ZM86 245H87V244H86ZM98 245H99V244H98ZM98 245H95V246L99 248ZM100 245L102 246V244H100ZM105 245H107V244H105ZM113 245H114V244H113ZM118 245H119V244H118ZM122 245H123V244H122ZM128 245H129V243H128ZM143 245H145V243H143ZM146 245H147V244H146ZM148 245H149V243H148ZM148 245H147V248H146V249H149V247H150L152 244L149 245V247H148ZM169 245H170V244H169ZM179 245H180V244H179ZM179 245H178V246H179ZM193 245H192V246H193ZM218 245H219V244H218ZM222 245H223V244H222ZM222 245H219V246H222ZM259 245H258V246H259ZM263 245H264V243L261 244L260 247H263V248H264ZM28 246H29V248H30V245H28ZM38 246H39V244H38ZM45 246H46V244H45ZM70 246H71V245H70ZM70 246H69V248H70ZM72 246H73V245H72ZM90 246H91V245H90ZM90 246H89V247H90ZM119 246H120V245H119ZM136 246H137V245H136ZM138 246H139V245H138ZM152 246H153V245H152ZM152 246H151V247H152ZM178 246H177V247H178ZM184 246H185V245H184ZM184 246L182 245V246H180V247H184ZM192 246H191V248H192ZM198 246H199V245H198ZM233 246H234V244H233ZM239 246H240V245H239ZM242 246H243V245H242ZM242 246H241V247H242ZM252 246H253V247H252ZM254 246H255V245H251V246H249V244L247 245V247H251V249H254V248H255ZM2 247H3V246H2ZM17 247H18V246H17ZM21 247H22V246H21ZM25 247H27V246L25 245ZM33 247L36 248V246H32V248H33ZM75 247H76V246H75ZM85 247H86V246H85ZM93 247H94V245H93ZM96 247L93 248L92 250H94V251H95V250L100 251V250H98V248H96ZM102 247H103V246H102ZM106 247H107V246H104L103 248H106ZM109 247H110V246H109ZM134 247H135V246H134ZM157 247H158V246H157ZM169 247H170V246H169ZM185 247H187V246H185ZM189 247H190V246H188V248H189ZM193 247H195V246H193ZM200 247H199V248H200ZM215 247H216V248H215V250H216L218 246H215ZM223 247H225V246H223ZM236 247H237V248H234L235 250L238 249V246H236ZM245 247H246V246H245ZM247 247H246V248H247ZM0 248H1V247H0ZM4 248H6V247H4ZM7 248H8V246H7ZM11 248H12V247H11ZM13 248H14V247H13ZM13 248H12V249H13ZM15 248H16V247H15ZM15 248H14V249H15ZM23 248H24V247H23ZM35 248H33V249H35ZM58 248H59V246H58ZM67 248H68V247H67ZM82 248H83V247H82ZM91 248H92V247H91ZM103 248H99V249H103ZM112 248H113L112 250H114L115 247H112ZM116 248H117V247H116ZM129 248H130V247H129ZM131 248H132V247H131ZM142 248H143V246H142ZM153 248H154V247H153ZM174 248H176V246H175ZM232 248H233V247H232ZM242 248H243V247H242ZM263 248H262V249H263ZM8 249H9V248H8ZM12 249H10V250H12ZM20 249H21V248H20ZM20 249H19V250H20ZM26 249L29 251L28 248H26ZM39 249L41 250L42 248H39ZM50 249H51V248H50ZM61 249H62V248H61ZM61 249H60V250H61ZM72 249H73V248H72ZM88 249H90V248H88ZM106 249H107V248H106ZM110 249H111V248H109V249L106 250V251L109 250L108 254H110V252L112 251V250L110 251ZM144 249H145V248H144ZM150 249H151V248H150ZM155 249H156V248H155ZM161 249H162V248H161ZM161 249H160V250H161ZM171 249H173V247H171ZM176 249H177V248H176ZM196 249H198V248L196 247ZM212 249H213V248H212ZM225 249H226V248H225ZM247 249H249V248H247ZM259 249H260V248H259ZM259 249H258V250H259ZM10 250H9V251H10ZM16 250H17V249H16ZM27 250H26V251H27ZM48 250H49V249H48ZM63 250H64V248H63ZM63 250H62V251H63ZM76 250H77V248H76ZM90 250H91V249H90ZM90 250L87 251V252H90ZM133 250H134V249H133ZM135 250H137V249L135 248ZM152 250H153V249H152ZM163 250H164V249H163ZM167 250H168V249H167ZM187 250H188V249H187ZM191 250H192V249H191ZM220 250H221V249H220ZM235 250H234V251H235ZM238 250L240 251L241 249H238ZM254 250H255V249H254ZM260 250H261V249H260ZM260 250H259V251H260ZM9 251H8V252H9ZM26 251H24V252H26ZM55 251H56V250H54V253H55ZM81 251H82V250H81ZM94 251H93V252H94ZM114 251H115V250H114ZM114 251H113V253H114ZM131 251H132V250H131ZM131 251H130V252H131ZM139 251H140V250H139ZM150 251H151V250H150ZM161 251H162V250H161ZM177 251H179V250H177ZM184 251H185V248H184ZM184 251L181 250L180 252H184ZM203 251H204L205 253H204ZM234 251H233V252H234ZM249 251H250V250H249ZM256 251H257V250H256ZM259 251H258V252H259ZM263 251H264V249H263ZM13 252H14V251H13ZM17 252H18V250H17ZM19 252H20V251H19ZM102 252H104V251L102 250ZM119 252H120V251H117L118 254H119ZM132 252H133V251H132ZM145 252H147V251L145 250ZM145 252H144V253H145ZM151 252H153V251H151ZM155 252H156V251H155ZM164 252H165V251H164ZM164 252H163V254H164ZM170 252H171V250H170ZM216 252H217V251H216ZM241 252H242V251H241ZM258 252H257V254H259ZM260 252L262 253V251H260ZM54 253H53V254H54ZM65 253H66V252H65ZM100 253H101V251H100ZM106 253H107V252H106ZM106 253H105V254H106ZM121 253H122V252H121ZM128 253H129V252H128ZM137 253H138V251H137ZM140 253H141V252H139V255H140ZM157 253H158V252H157ZM165 253H166V256H167V254H171V253H169V252L167 253V251H166ZM185 253H186V252H185ZM188 253H190V251H189ZM193 253H194V249H193ZM222 253H223V251H222ZM234 253H235V252H234ZM248 253H249V252H248ZM263 253H264V252H263ZM15 254H17V253H15ZM25 254H27V253H25ZM39 254H41V253H39ZM53 254H52V255H53ZM56 254H57V253H56ZM56 254H55V255H56ZM63 254H64V253H62V255H63ZM68 254H69V252L67 253V255H68ZM78 254H79V253H78ZM87 254H88V253H87ZM87 254H86V255H87ZM94 254H95V253H94ZM105 254H104V255H105ZM108 254H106V255H108ZM111 254H112V252H111ZM118 254H116V255L118 256ZM123 254H124V253H123ZM134 254H136V253H134ZM150 254H151V253H150ZM150 254H149V255H150ZM152 254H154V253H152ZM158 254H159V253H158ZM161 254H162V253H161ZM175 254H176V253H175ZM175 254H174V255H175ZM217 254H219V253L217 252ZM0 255H1V254H0ZM5 255H7V254H5ZM5 255H4V256H5ZM44 255H46V254H44ZM44 255H41V257L44 256ZM47 255H48V254H47ZM49 255H50L49 257H51V254H49ZM67 255H66V259H67ZM75 255H76V254H75ZM83 255H84V254H83ZM86 255H85V256H86ZM88 255H90V254H88ZM97 255H98V254H96V256H97ZM112 255H113V254H112ZM114 255H115V254H114ZM114 255H113V257H115ZM127 255H128V254H127ZM147 255H148V254H147ZM164 255H165V254H164ZM177 255H178V254H177ZM188 255H190V254H188ZM235 255H236V253H235ZM241 255H242V254H241ZM245 255H246V254H245ZM263 255H264V254H263ZM263 255H262V256H263ZM17 256H18V255H17ZM19 256H20V255H19ZM22 256H23V255H22ZM36 256H38V255H36ZM78 256H79V255H78ZM90 256H92V254H91ZM108 256H109V255H108ZM108 256H107V259H102V257H101V259L104 260V261H105V260H108ZM124 256H125V254H124ZM128 256H131V255H128ZM136 256H137V254H136ZM141 256H142V255H141ZM141 256H140V258H141ZM166 256H165V257H166ZM179 256H180V255H179ZM181 256H183V255L181 254ZM181 256H180V257H181ZM185 256H187V255L184 254V257H185ZM212 256H213V258H214L213 261H212V259H211ZM219 256H220V258L223 257V256L220 255V254H219ZM219 256H218V257H219ZM231 256H232V255H231ZM239 256H240V255H239ZM242 256H243V255H242ZM242 256H241V257H242ZM7 257H8V256H7ZM45 257H46V256H45ZM47 257H48V256H47ZM47 257H46V258H47ZM61 257H62V256H61ZM69 257H71L70 254H69ZM69 257H68V260H69ZM92 257H93V256H92ZM118 257H119V256H118ZM132 257H133V253H132ZM143 257H144V256H143ZM148 257H149V256H148ZM152 257H153V256H152ZM158 257H160V255H159ZM162 257H163V256H162ZM177 257H178V256H177ZM189 257H192V256H189ZM218 257H217V258H218ZM244 257H245V256H244ZM260 257H261V255H260ZM260 257H259V258H260ZM263 257H264V256H263ZM263 257H262V258H263ZM16 258H17V257H16ZM21 258H22V257H21ZM53 258H55V257H53ZM57 258H58V257L55 258L56 261H57ZM79 258H80V257H79ZM93 258H95V256H94ZM93 258H92L91 262H93ZM96 258H99V259H100V257H96ZM96 258H95V259H96ZM103 258H104V257H103ZM120 258H122V257L120 256ZM129 258H130V257H129ZM136 258H137V257H136ZM136 258H135V259H136ZM138 258H139V256H138ZM149 258H151V256H150ZM163 258H164V257H163ZM172 258H173V256H172ZM185 258H186V257H185ZM220 258L218 259L219 261L223 259V258H222V259H220ZM232 258H234V257L232 256ZM262 258H261V259H262ZM4 259H5V258H4ZM39 259H40V258H39ZM48 259H50V258H48ZM86 259H87V257H86ZM88 259H89V257H88ZM90 259H91V258H90ZM90 259H89V260H90ZM99 259H97V260L99 261ZM101 259H100V264L102 263ZM109 259H110V258H109ZM123 259H126V258H122V260H123ZM130 259H131V258H130ZM130 259H129V260H130ZM143 259H144L143 261H145V258H143ZM158 259H159V258H158ZM166 259H167V258H166ZM170 259H171V258H170ZM181 259H182V258H181ZM194 259H193V260H194ZM235 259H237V258L235 257ZM239 259H240V258H239ZM248 259H249V258H248ZM261 259H260L259 261H260L261 264H262V260H261ZM1 260H3V259H1ZM9 260H11V259H9ZM9 260H6V261H7L6 264H9L8 262H12V261H9ZM44 260H46V259H44ZM44 260H43V262H44ZM52 260H53V259H52V257H51V260H49V261H52ZM59 260H60V259H59ZM59 260H58V261H59ZM97 260H96V261L94 260L95 263H99V262H97ZM119 260H120V259H119ZM141 260H142V259H141ZM146 260H148V259L146 258ZM150 260H151V259H150ZM150 260H149V262H150ZM152 260L154 261V258H153ZM160 260H161V262H160V261H159V262H160V264H161V263H163V261H164L165 259H164L163 261H162V259H160ZM171 260H172V259H171ZM171 260H170V262L172 263ZM178 260H179V259H178ZM182 260H183V259H182ZM188 260H191V259H188ZM35 261H36V260H35ZM58 261H57V262H58ZM60 261H61V260H60ZM60 261H59V263L62 262V261H61V262H60ZM76 261H77V262H80V260H77V259L75 260V262H76ZM112 261H114V259H113ZM112 261H111V262H112ZM131 261H132V260H131ZM131 261H130V262H131ZM133 261L137 262L136 260H134V258H133ZM133 261H132V262H133ZM143 261H142V263H143ZM155 261H156V263H158V262H157V261H158V260H157V256H156ZM167 261L169 262V260H166L165 262H167ZM180 261H181V260H180ZM185 261H186V259H185ZM259 261H258V263H259ZM263 261H264V259H263ZM0 262L4 263V261H0ZM37 262H39V261L37 260L36 263H37ZM40 262H42V261H40ZM52 262H53V261H52ZM54 262H55V261H54ZM63 262H64V260H63ZM77 262H76V263H77ZM83 262H84L83 264H85V262H88V261L86 260V261H83ZM111 262H110V263H111ZM119 262L121 263V261H119ZM124 262H125V261H124ZM130 262L128 261L127 264H129ZM145 262H146V261H145ZM170 262H169V264H171ZM174 262H175V259H174ZM223 262H224V261H223ZM225 262H226V261H225ZM238 262H239V261H238ZM32 263L34 264V262H32ZM45 263H46V262H45ZM105 263H106V261H105ZM112 263H113V262H112ZM112 263H111V264H112ZM133 263H134V262H133ZM146 263H148V262H146ZM153 263H154V262H153ZM153 263H152V264H153ZM156 263H154V264H156ZM179 263H180V262H179ZM183 263H184V262H183ZM188 263H189V261H188ZM190 263H193V262H190ZM217 263H218V261H217ZM240 263H241V262H240ZM4 264H5V263H4ZM11 264H12V263H11ZM41 264H42V263H41ZM47 264H49V262H48ZM55 264H56V263H55ZM63 264H64V263H63ZM66 264H67V261H66ZM68 264H69V263H68ZM81 264H82V262H81ZM89 264H91V263L89 262ZM103 264H104V263H103ZM106 264H107V263H106ZM108 264H109V263H108ZM115 264H117V263L115 262ZM124 264H126V262H125ZM130 264H131V263H130ZM138 264H139V263H138ZM148 264H149V263H148ZM158 264H159V263H158ZM165 264H166V263H165ZM194 264H195V262H194ZM213 264H214V263H213ZM218 264H219V263H218ZM226 264H227V263H226ZM228 264H229V263H228ZM237 264H239V263H237ZM244 264H245V263H244ZM259 264H260V263H259Z\"/></svg>","mask_w":264,"mask_h":264}]
</instances>
